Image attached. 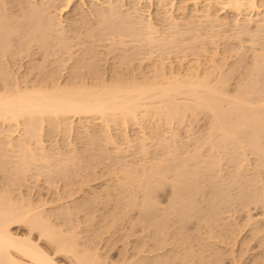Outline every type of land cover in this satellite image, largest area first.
<instances>
[{"label":"bare ground","instance_id":"1","mask_svg":"<svg viewBox=\"0 0 264 264\" xmlns=\"http://www.w3.org/2000/svg\"><path fill=\"white\" fill-rule=\"evenodd\" d=\"M10 1V0H9ZM18 1V4H20V7L19 8H17L16 10H14V9H11V10H13V11H11V14L13 15V17H19L20 18V16H19V14L21 13H19V11H22V12H24L23 13V15L27 18V21L26 22H28V21H30V19L29 18H32L31 20L33 21V23H31V24H29L28 23V25H31L32 27H33V29H34V27H36L37 25H41V24H44V25H46L47 26V29L48 30H51V31H53V30H55L52 34H55L56 33V35H53L55 38L57 37V38H59L62 42H64L63 41V39L65 38V36L63 37V35H64V33L66 32V29L64 30L63 28L65 27H69V26H63L62 25V22L60 21V20H57V22H54L55 21V19H57L56 18V16H51V15H48V11H49V7H50V5H52V4H54V1L53 0H20V2H19V0H17ZM17 1H16V3H17ZM60 1V0H59ZM62 1H64V0H62ZM66 1V3H67V5L69 4L68 2H69V0H65ZM70 1H72V0H70ZM97 1V0H96ZM107 1V0H106ZM105 1V2H106ZM119 1V0H118ZM117 0L114 2V0H108L106 3L104 2L103 4H105L104 6H102L101 7V11L100 10H98L99 12H98V17L97 18H99V19H103V20H101L99 23H97V25L98 26H100V28H101V25H104L105 24V27L107 26L106 24H110L108 21L114 16L115 18H120V19H122V21L121 22H123V21H125L126 22V20H130V18L132 17V19H135V17L136 16H139V17H136V18H138V20L137 19H135L136 21H135V23L138 25V27H135L134 29H135V32H137L136 31V29H138V28H140L141 29V31L142 30H144L145 32L143 33L144 34V36H143V39L145 40V42H147L148 44H149V47H150V43L151 44H153L154 46H155V49H156V47L158 46V45H160L161 46V44L163 43L164 45H166L167 43L166 42H169L170 43V45H171V43H174V44H179V43H176V40H178L179 42H180V40H179V38H182V37H184L187 33L190 35V31H192L191 30V28H193V26L194 25H192V23H193V21L195 20L194 18L196 17V18H198L200 21L204 18L208 23H209V25L211 26V28H212V30H213V27H214V31H215V28L217 27V26H219V25H225V24H228V25H231L230 27H229V29L231 30V27H233L235 30H236V32H238V35H239V37H243V36H240V35H247L248 34V38H245V39H248V40H250V37H252V35L254 36V38L255 39H257V37H256V35L258 34V37H259V34L261 35L263 32H264V1L263 0H187V1H191V3L193 2V5H194V7L192 8V5H191V7L190 8H192V11H190V12H192L191 14L192 15H189V18L187 19L186 18V20L184 21V25H180L181 26V28L180 29H178V23L176 22V20H175V18H176V16H174L173 14L174 13H172V11H170V8H173L172 7V5H174V4H172V0H157V4L155 5V6H157V9H164L163 10V12L165 11V14L167 15L166 16V18H165V16L163 17V18H165V19H163L164 20V22L165 21H167L168 22V25H165L166 27L165 28H167V26H169L168 27V30L170 29V28H174V27H176L175 29L176 30H172L170 33L168 32L167 33V31L168 30H166V33H164V34H162V33H159L160 32V30L162 29V28H164V27H162L161 26V29H159V27L157 26V24L158 23H160V22H158L157 24H155L156 22H157V20H156V22H154L149 16V14L150 13H147L149 16L148 17H144L145 16V14L146 13H144V16L143 15H139V14H141L139 11L141 10V11H143L142 10V8H140V6H143V5H141V2L143 1V0H129V2H131V4H132V7L130 8L129 6H125L126 8L127 7H129V8H127L126 10H125V8L124 9H122V4L120 5L119 3H121L122 1H124V0H120L119 2H118ZM151 1V0H150ZM170 1H172V2H170ZM176 1H178V0H176ZM175 1V2H176ZM180 1V0H179ZM178 1V2H179ZM15 2V0H13V2H11V3H14ZM53 2V3H52ZM56 2H58V1H56L55 0V3ZM61 2V1H60ZM94 2V1H93ZM156 2V1H155ZM178 2H177V4H178ZM182 2H186V1H182ZM7 3H10V2H6V0L4 1V0H0V11H3V13H4V11L5 12H8V10H7V8H8V5H7ZM96 3V2H95ZM118 3V4H117ZM190 3V2H189ZM17 4V5H18ZM25 4V5H24ZM129 4V3H128ZM143 4V3H142ZM180 4V3H179ZM178 4V5H179ZM185 4V3H184ZM188 4V3H187ZM6 5H7V7H6ZM13 5V4H12ZM16 5V6H17ZM55 5V4H54ZM54 5H52V6H54ZM169 5H171V6H169ZM178 5H175V6H177L178 7ZM221 6V10L223 11V12H225V11H230L229 12V14L231 13V12H233V15H234V17L231 19L230 18V15H229V18L231 19V20H228V21H223V19H221V16L219 15H217L216 14V10H214L213 11V9L214 8H216V7H218V6ZM64 7V5H61V6H59L60 7V9H62L63 7ZM66 6V5H65ZM101 6V5H100ZM100 6H96V7H100ZM124 6V5H123ZM170 8H169V7ZM185 5H183L182 6V8L184 7ZM187 6V5H186ZM11 7V6H10ZM15 7V6H14ZM18 7V6H17ZM58 7V6H57ZM62 7V8H61ZM180 7V6H179ZM6 8V9H5ZM12 8V7H11ZM182 8H181V10L178 8V10H180V11H182ZM185 9H186V7H184ZM60 9H59V13L58 14H60L61 13V11H60ZM95 9V8H94ZM97 9V8H96ZM217 9V8H216ZM7 10V11H6ZM125 10V11H124ZM176 10H177V8H176ZM187 10H189L188 8H187ZM191 10V9H190ZM217 10H219V9H217ZM93 11V10H92ZM157 11V10H156ZM159 11V10H158ZM179 11V16L181 17V15H182V13H183V11H182V13ZM186 11V10H185ZM185 11H184V13H185ZM221 11V12H222ZM95 12H97V11H95ZM159 12H161V11H159ZM170 12H171V14H170ZM176 12H178V11H176ZM175 12V13H176ZM188 12V11H187ZM189 12V13H190ZM3 13L2 12H0V18L2 19V15H3ZM10 13V11L8 12V15H6V16H11L12 17V15L11 14H9ZM53 13V15H56L54 12H52ZM93 13V12H92ZM92 13H91V15H92ZM181 13V14H180ZM184 13H183V15H184ZM84 14V13H83ZM93 14H96V13H93ZM160 14V13H159ZM23 15H22V18L21 19H23ZM101 16V18H100V16ZM156 15H157V13H156ZM176 15V14H175ZM177 15V17H179ZM225 16L226 15H228V14H224ZM94 16V15H93ZM96 16V15H95ZM94 16V17H95ZM108 16V17H107ZM141 16V17H140ZM147 16V15H146ZM158 17H160L159 15H157ZM10 17V18H11ZM11 18V21L14 19V18ZM94 17H92V18H94ZM110 17V19H107V18H109ZM153 17V16H152ZM175 17V18H174ZM179 17V18H180ZM186 17V16H185ZM220 17V18H219ZM228 17V16H227ZM232 17V16H231ZM7 18H9V17H5V19L7 20ZM82 18V17H81ZM85 18V17H84ZM88 18V17H87ZM115 18H113V21H114V19ZM179 18H176L177 19V21L179 20ZM222 18H224V17H222ZM16 19V18H15ZM25 19V18H24ZM22 20V24H24L23 26L21 25V21L20 22H18V20H16L21 26H22V28H24V33L26 32V30H28L27 28V25L25 26V24L26 23H23V22H25V20ZM29 19V20H28ZM96 19V18H95ZM120 19H118L119 20V25H120ZM126 19V20H125ZM162 19V18H161ZM185 19V18H184ZM225 19V18H224ZM81 20H83V18L81 19ZM86 20V19H85ZM89 20H90V18H89ZM88 20V21H89ZM112 20V19H111ZM128 20V22H130ZM159 20H160V18H159ZM181 20V19H180ZM183 20V19H182ZM8 21H10V20H7V23L9 24L10 22H8ZM15 21V22H16ZM73 21V20H72ZM84 21V20H83ZM96 21H97V19H96ZM96 21H95V23H96ZM99 21V20H98ZM97 21V22H98ZM113 21L111 22L112 24V26L111 27H113ZM197 21V20H196ZM200 21L198 22L199 24V26L201 27V23H203L202 21H201V23H200ZM14 22V23H15ZM31 22V21H30ZM115 22V21H114ZM118 22V21H117ZM116 22V23H117ZM125 22H123V23H125ZM162 22V21H161ZM182 22V21H181ZM17 23V24H18ZM88 23V22H87ZM93 22L91 21V24H92ZM95 23H93L94 25H95V27H93V30H94V28H97L96 27V24ZM127 23V22H126ZM132 23H133V21H132ZM166 23V22H165ZM164 23V24H165ZM206 23V22H205ZM4 24V22H3V19L2 20H0V37H1V40H3V38H2V35H3V37H4V35H7V32L10 34V31H6V32H4L5 34H2V27L4 26L3 25ZM13 24V23H12ZM12 24H9V30H10V27L11 26H13ZM16 24V23H15ZM14 25L15 27H17L18 25ZM71 24V23H70ZM74 24H75V22H74ZM73 24V25H74ZM80 24H82V23H80ZM90 24V25H91ZM92 24V25H93ZM118 24H115V26L116 25H118ZM122 24V23H121ZM128 24L129 23H127L126 25L128 26ZM161 24V23H160ZM159 24V25H160ZM167 24V23H166ZM5 25H6V22H5ZM66 25V24H65ZM82 25H84V23L82 24ZM88 25V28H85V30L86 29H90L89 28V24H87ZM91 25V26H92ZM125 24H122V25H120V27L122 26V28H123V26H124ZM132 25H134V23L132 24ZM163 25V24H162ZM192 25V26H191ZM195 25H197V24H195ZM14 26H13V28H14ZM21 26H18L17 27V29H15V31H17V30H19L20 28L19 27H21ZM76 26V25H75ZM81 26V25H80ZM203 26H204V29L203 30H208V28L206 27V29H205V26H207V24L206 25H204V23H203ZM216 26V27H215ZM8 26H6V28H7ZM32 27H30L29 26V28L31 29ZM78 27H79V25H78ZM84 27H85V25H84ZM83 27V28H84ZM87 27V26H86ZM105 27H103V28H101V32L103 31V32H105V30H106V28ZM119 27V26H118ZM117 27V28H118ZM128 27H130V28H132L131 27V22H130V24H129V26ZM134 27V26H133ZM195 27V26H194ZM198 27V26H197ZM224 27V26H223ZM227 27V26H226ZM254 27V28H253ZM26 28V29H25ZM36 28H38V26L36 27ZM45 29H46V27H44ZM100 28L98 29L97 28V30H95V31H93V30H91L90 29V31H88V32H90V33H92V32H96V31H100ZM105 28V29H104ZM114 29H115V27H113ZM142 28H144V29H142ZM219 28V27H218ZM225 28V27H224ZM8 29V28H7ZM6 29V30H7ZM33 29H32V32H34L33 31ZM69 29V31H70V27L68 28ZM73 29V28H72ZM71 29V30H72ZM78 29V28H77ZM81 29H82V26H81ZM103 29V30H102ZM111 30H112V28H110ZM110 29H107V30H110ZM119 29V28H118ZM125 31V34L126 35H128L127 33H126V30L128 29H126V26L123 28ZM210 29V28H209ZM229 29H227V30H229ZM21 30V29H20ZM20 30H19V32H20ZM35 30H37L38 31V29H35ZM41 30V29H40ZM74 30H75V27H74ZM85 30H84V32H85ZM106 30V31H107ZM130 30V29H129ZM128 30V31H129ZM131 30H133V29H131ZM130 30V31H131ZM139 30V29H138ZM165 29H163V32H165L164 31ZM195 30H196V27H195ZM195 30H193L194 32H196V31H199V30H201V29H198L197 28V30L195 31ZM217 30H219V29H217ZM22 31V32H23ZM36 31V32H37ZM42 31V30H41ZM44 31H46V30H44ZM51 31H50V33H51ZM80 31V27H79V30H78V32ZM113 31V30H112ZM210 31V30H209ZM210 31L211 33H212V35L213 36H211V38H214L215 39V35H216V37H217V34L219 35L220 33H219V31H221V30H219L218 31V33L215 31ZM262 31V32H261ZM11 32H12V30H11ZM22 32H20V33H22ZM43 32V31H42ZM73 31H71V33H72ZM75 32H76V30H75ZM82 32H83V30H82ZM82 32H80L81 33V35H83V33ZM86 32H87V30H86ZM115 32H117V34H118V30H116L115 29ZM115 32H113V34H111L110 36H112L113 37V35L114 34H116ZM121 32H123V31H121ZM134 32V31H133ZM132 31L130 32L131 34H130V36L132 35V38H133V34L135 35V33H133ZM162 32V31H161ZM194 32H193V35L195 36L197 33H199V32H196L195 34H194ZM209 32V34L211 35V33ZM213 32L214 33H217V34H213ZM233 32V31H232ZM231 32V33H232ZM235 32V31H234ZM233 32V33H234ZM257 32V33H256ZM259 32H261V33H259ZM24 33H22V36H23V34ZM45 33V32H44ZM77 33V32H76ZM76 33H73V34H76ZM98 33V32H97ZM97 33H94L93 35H95V34H97ZM105 33H107V32H105ZM111 33V32H110ZM138 33V32H137ZM201 33H203V31L201 32ZM224 32H222V34H223ZM229 33H230V31H229ZM239 33H242V34H239ZM255 33H256V35H255ZM8 34V35H9ZM12 34H15V32L13 33H11V36H12ZM26 34L27 33H25L24 34V36H26ZM41 34V33H40ZM47 34V33H46ZM52 34L51 35H49V33H48V35L49 36H47V37H51L52 36ZM67 34H70V32L68 33V30H67ZM79 34V33H78ZM99 34H100V32H99ZM98 34V35H99ZM116 34V35H117ZM139 34V33H138ZM137 34V39L139 38L140 39V34L138 35ZM188 34H187V36H188ZM208 33H206L205 32V35H209ZM237 34V33H236ZM6 36L7 37V39H5V42H7V40H10V39H12V38H9V37H11V36ZM16 35V34H15ZM15 35H13V36H15ZM21 35V34H20ZM28 35V34H27ZM80 35V34H79ZM79 35H75V37L76 36H78V38L77 39H80L79 37ZM84 35H85V33H84ZM93 35L92 34H90L89 35V37L91 36L92 38H93V40L95 39L94 37H93ZM107 36L109 35V34H106ZM106 35H104L103 34V38H104V36H106ZM118 35H120L119 36V38H122L121 37V33H119ZM125 35V36H126ZM193 35H191V36H193ZM199 35V34H198ZM197 35V36H198ZM200 35H202V34H200ZM224 35H225V33H224ZM229 35V37H230V35L231 34H228ZM227 35V36H228ZM235 35V34H234ZM238 35H236V37L238 36ZM245 35V36H246ZM263 35V34H262ZM24 36H23V38H24ZM51 37V38H48V39H50V41L49 40H47V41H49V42H53V40H55V39H53L54 37ZM69 36V35H68ZM100 36L101 37H99V38H102V33L100 34ZM115 36V35H114ZM124 36V38H130V36H127V37H125ZM141 36V37H142ZM186 36V37H187ZM196 36V37H197ZM221 36V35H220ZM220 36H218V37H220ZM223 36V35H222ZM5 37V38H6ZM16 37H18L17 35H16ZM36 37H39V36H36ZM47 37H46V39H47ZM86 37H88V35L86 36ZM96 37V39H95V42L96 43H98L96 40H97V35L95 36ZM135 37V36H134ZM185 37V39H187ZM188 37H190V36H188ZM195 37V39L197 40V38H198V40H199V36L196 38ZM201 37H204V34H203V36H201ZM200 37V38H201ZM208 36H206L205 37V39L204 40H207L206 38H207ZM224 37V36H223ZM223 37H221V38H223ZM234 37V36H233ZM235 37V38H236ZM262 37H264V35L262 36ZM261 36H260V38H262ZM32 38V37H31ZM34 38V37H33ZM71 38H74V37H71ZM85 38V37H84ZM83 38V39H84ZM92 38H90V40L92 39ZM102 38V39H103ZM208 38H210V36L208 37ZM226 38V37H225ZM238 38V37H237ZM254 38H252V39H254ZM259 38V39H260ZM15 39V38H14ZM17 39V38H16ZM36 39V38H35ZM38 39V38H37ZM39 39H41V38H39ZM38 39V41L40 42L41 40H39ZM51 39H52V41H51ZM105 39H106V37H105ZM105 39H103L104 41H105ZM112 40H113V38H111ZM123 39V38H122ZM122 39H120V40H122ZM126 39V40H127ZM135 40L134 41V39H133V43L134 42H136V41H139V40ZM143 39L142 40H140V44L141 43H143ZM193 39V41L195 40L194 38H192ZM203 39V38H202ZM220 39V38H219ZM219 39L218 38H216L215 40H217V41H219ZM228 39H230V38H227L226 40H228ZM244 39V38H243ZM244 39V41H246ZM264 39V38H263ZM13 40V39H12ZM18 41H25L26 39L24 38V39H22V40H20V38H18L17 39ZM29 40H30V43L29 44H26V45H28V47H29V45L31 44V41H33V40H31L30 38H29ZM29 40H27V42L29 41ZM43 40H44V37H43ZM59 40V41H60ZM68 40H69V38H68ZM68 40H67V42H66V39H65V42H66V45H69V43H70V41H72L71 39L69 40V42H68ZM87 40H89L88 38H87ZM86 40V41H87ZM110 39H109V36H108V39L106 40L107 42L109 41ZM112 40H111V42H112ZM115 40V39H114ZM114 40H113V42L112 43H114V44H116V42H114ZM129 40H131V38L129 39ZM182 40V39H181ZM184 40V39H183ZM181 41V43L180 44H182V42L184 43V45H186V42L188 43V41H190L191 39H189L188 41L186 40V42L185 41ZM197 40V41H198ZM209 40V39H208ZM210 40H212V39H210ZM220 40H222V39H220ZM225 40V39H224ZM223 40V41H224ZM225 40V41H226ZM238 40H240V45L241 44H243L244 42L241 40V39H238ZM247 40V41H248ZM258 40V39H257ZM17 41V44L19 43L20 44V42H18ZM36 41V40H35ZM38 41H36V42H38ZM56 41V40H55ZM58 40H57V44L59 45H57L56 44V42H53L52 44H56L55 45V47H56V50H57V52L59 51V49H57L58 47H60V51L59 52H61V49H62V47L64 48L65 46H63L62 45V42L60 41L59 42ZM92 41V40H91ZM98 41H102L101 39L100 40H98ZM105 41V42H106ZM124 41V40H123ZM142 41V42H141ZM193 41H190V42H192L193 43ZM200 41H201V39H200ZM212 41H214V40H212ZM212 41H211V43H212ZM222 41V42H223ZM241 41L243 42V43H241ZM254 41V40H253ZM8 42H10L11 43V41H8ZM7 42V44L8 45H6L5 43H4V41H3V43L5 44H3V45H0V82H2L1 84H0V135H1V133L3 134V133H5V131L4 130H7V132H8V134H3V135H5L6 137H8L7 135H10L12 132H15V130L17 131V134H16V136H18L17 138V140H16V138H13L12 136H10V137H12L13 139H15L16 140V144H13V142L15 141V140H13V139H11V140H13V142H10V140H8L9 139V137L8 138H6V142L7 141H9V147H8V142H7V144L6 143H3L2 142V140H4V139H2L1 140V137L3 138L4 136H2L1 135V137H0V142H2V143H0L1 144V146H3V147H5V146H7V149H14L15 147L17 148L18 147V152L17 151H13V152H17L18 153V155H16L17 153H15V155H14V157L16 158V160H17V162L15 163L14 161V163H10L8 166H7V163H8V161H7V163H6V161L4 160V159H6V160H9L8 158L10 157L11 158V156L9 155V157H5L4 158V156L6 155V156H8L7 154H6V150L5 149H3V148H1V146H0V148L2 149V151H3V153H1L2 155H3V157H2V155L0 154V156L2 157V158H4V159H2L1 161L3 162H5V164L6 165H4L3 166V164L1 165V162H0V165L3 167V168H0L1 170L3 169V171H7L8 172V170L7 169H9L8 167L11 165V166H13L12 168L10 167V169H9V173H10V171H11V169H12V171H11V173L12 172H14V173H12L13 174V176L14 177H12V174L10 173H7V172H5V173H7V174H9V175H7V176H11L12 178H19V176L20 175H25L27 172L29 173V172H31L32 170L31 169H33V167L34 166H32V165H35V166H38V165H40V163L42 164V165H46L45 163L46 162H51L52 161V157H55L54 155H56L57 153L56 152H58V150H57V148L60 146V145H56L57 143H55L53 140V142L55 143H53L54 145H52V147H53V149H54V147L56 148V149H54V151L53 150H51L52 152H55L56 150V152H55V154H52V153H50L51 151H50V149H48L49 148V146H48V144H47V148L45 147V140L43 141L42 139H44V138H41V135L44 133H42V129H45L44 128V125L43 124H47L48 123V125L49 126H56L57 125V127H60V132L61 131H66L64 134H61V136L63 135H65L67 132L68 133H72V132H74V127L76 128V122H74L75 121V119H74V117H77L78 119V121L81 123L82 121H81V118L82 119H84V121L85 120H87V125L86 126H84V128H83V130H81V132L83 131V132H89V130L87 129V126H88V122H89V119H91V118H95V119H98V121L99 122H101V123H99L98 124V126L101 124L102 125V127H100V129H97V132H96V135H97V133H98V131L99 130H101V128H103L104 127V134L106 133V142L107 143H111V145L112 144H114L113 146H114V148H112L113 149V152H112V154L114 155V153L115 154H119V155H121V156H123L124 154H123V152H124V150H123V144L121 143V144H118L119 143V140H118V138L121 136L120 134H118L117 136H119V137H117V140H118V142H116L115 140V138L116 137H114L113 135H111V134H109V133H107L108 132V130L110 129V125L111 126H114L112 123H114L115 124V126L117 127V125H125L124 127H127L128 125H127V123H129V122H132V124L134 125V124H136V125H140V124H143L142 126L144 127V126H146V124L147 123H149L151 120H153L154 119V116L156 117L155 118V120L156 119H162V118H164V120H163V124H166L167 125V128H171V122H172V120H179L178 122H180V120H182V118H184V114L186 113H190L192 110H195V109H201V111L203 110V112H204V110H205V112L207 113V114H209L208 115V117H209V119H210V122H209V125H207V127H208V132H207V134L208 135H210V137L208 136V137H206V136H204V138L206 137V138H209L210 140H211V142H212V139H218L217 140V142H220V140H222V142H220L219 144H220V146L222 145V144H226L227 142H225L226 140H228V139H230V140H228V143H229V145H228V143H227V145L228 146H230V144L232 145V146H234V148H236L235 146H237L238 144H240V139L239 138H241V136L243 135V137H244V139H243V137L241 138L242 139V141L244 140H246L245 142H246V146H245V144L244 145H242V144H240V145H238V146H241L242 147V149L240 148V151L241 152H245V151H243V146H245V148L247 147V148H251V150H253L252 148H254L255 147V149H254V151H252L253 153L254 152H256L257 153V151H255V150H258V153H257V157L260 159V160H262L261 161V164L263 165V161H264V82H263V78H260V76L264 73V71L263 70H261L260 71V69H264V67L262 68L261 66H263L264 65V56L262 55V53L264 54V45L262 46V43H258L259 42V40H258V42L257 41H254L255 43L257 42L258 44H256V45H258L259 46V48H256V50L253 48V45L254 46H256L255 45V43H253L252 44V40H250V41H248L249 43H251L249 46H250V48L252 49L253 48V50H255L253 53L255 54H253L252 52H251V54L252 55H254V57H250V59L249 60H251L252 58V61H249V63L248 64H251L252 63V65L253 66H250V65H248V66H250V67H248L247 66V68H246V70L249 68H251V69H253V68H255V69H253L255 72H257V73H255V74H257V77H258V75L260 74V76H259V78L258 79H256L257 77L255 76V75H253V74H251L252 72H254V71H250V72H245L244 73V75L245 74H247L246 76L247 77H249V78H246L247 80L248 79H251L252 78V75H253V78H255L257 81L259 80V79H263L262 80V82H263V88L261 87L262 85V82L259 80L258 81V84H257V82H255V80H250V82H247V81H245L244 83H246V84H251V86H250V84H249V86L251 87H247V89L245 88L246 86H245V84H244V86L241 88V89H239L241 86L239 85L240 83H237L236 82V86L234 87V88H236V87H238V85H239V87H238V91H236V89H234L233 91H231L232 93H229V91L227 90V86H225V84L228 82L227 80L229 79V75H231L233 72L232 71H234L235 69H236V67H237V65H239L240 64V61L241 62H244L246 59H244L245 58V56H243L244 58H242V56H241V59L239 58L240 56L239 55H242V53L240 54V53H237L238 54V58L237 59H240V61H238L237 62V60L235 61V62H232L233 63V65H234V70H233V68L232 69H230V70H228L229 68H231V67H233V65L231 66H229L228 68H222L223 66H224V62H222V61H224L223 59H220V61L221 62H219L218 60H219V57L216 59L219 63H223L222 64V66H221V64H219L217 61V64L215 65L214 64V60L215 59H213L214 57L213 56H211L210 54V60H212V66H214L215 65V67L214 68H222L223 70V74L222 75H226V74H224V70L225 69H227L229 72H228V74L226 75V76H228V79L226 78V79H224V76H222L221 75V71H218L219 72V74L220 75H218V76H222L221 78H223V79H220V78H218L220 81H218V80H215V81H218L219 83H221V85L223 84L222 82H224V84H223V86L221 87V86H218V85H220L219 83H218V85L216 86V85H213L214 83V81L212 80L211 82H212V84H211V82H210V80H209V78L207 79V77H209V76H206L205 74L207 73V74H211V73H208V71L206 72V71H204V69L202 68V69H200V67H201V65L199 64V63H202V62H199V63H197V59H198V57L196 58L195 56H194V58H196L195 59V65H197V64H199L198 65V69H197V71H204L205 73H204V76L202 75V77L198 74V73H192V69H191V67H193L194 65H193V63H191V62H193L192 60H185L186 62L187 61H191L190 63L193 65V66H191V67H188V68H190V69H188V68H185L183 65H181V63L180 62H182L183 61V57L185 58V56H183V57H181L182 58V61H180V59H179V61H178V63H179V65L180 66H183V71H184V68L185 69H187V71L186 72H183L182 73V71L180 72L179 71V66L176 68H174L173 67V65H175V64H173V62L169 65V62L167 61L166 63H168V69L163 65V63H161V70H165V69H167L166 71H164L163 73H161V75H159V72L158 71H156L157 70V68H159V66L157 65V67H156V65L155 64H157L158 62H155V64H153V66H152V69H153V67H155L156 69L154 70L153 69V72H152V69H150L151 70V72H152V74H154V71H155V74L157 73V75L155 76V78L153 77L152 78V80H151V75L152 74H150V79H144V78H146V76H144V75H146V74H144V73H142L141 71H143L142 69H141V67H140V69L141 70H139L140 71V74L141 75H143V76H141V77H143L142 78V80H148L147 82L145 81V82H141V78H140V76H139V74H138V70L137 69H134V65H133V63H131L132 64V69H133V72H134V70L137 72V74H138V77L140 78H132V77H137L135 74H134V76L133 75H131L132 77L131 78H129L130 80H133V81H129V79H128V77H130V76H128L127 74H125L127 71L125 70V69H123L124 71H126L125 73L123 72V70H122V74H123V78H125L124 76L126 75V77H127V79L126 80H128V81H126L125 79V81L123 80V78H121L120 76H122L120 73H118L117 71H119L120 70V67H119V69L118 70H116V68H115V63H114V67H112V65H110L113 69H111L110 70V72H113L112 70H116L115 71V73L117 72L118 74H120V76L116 73V75H118V78L120 77L121 79H122V81L120 80V78H119V81L118 80H114L113 79V73L111 74L112 75V79L110 80L109 78H108V76L106 77V78H108V79H104V77L102 76L103 74H101V75H99V76H102L101 78L98 76L97 77V75L96 74H88L89 76H91V77H93V76H95V78L97 79V78H100V79H102V80H96L95 81V79H94V77L93 78H90L89 79V76H88V79H87V77H83V78H81L80 80H75L74 78H76V76H73V75H75V74H73V75H71L70 76V74L69 73H71L72 74V72L69 70V73L67 72V70H66V72L68 73L67 75H69V77L68 78H63V79H61V76H60V71H59V69L61 70V67L63 66V69H66V67L64 68V66H66V64H65V62L66 61H63V63L65 64V65H63V63L61 62V67H60V65H59V69H58V71L56 70L57 68L56 67H58V66H56V67H53L54 66V63H56V62H58L57 61V59L56 58H54V57H52V58H54V59H56V61H53L54 59H50V58H48V59H50L51 60V63H52V61H53V65H51V67L52 68H56V69H52L51 68V70H53L55 73H51V74H48V71H51V70H49L48 69V71H45L46 72V74H48V75H44L47 79H45V80H41V78L40 79H38V78H36V79H38V81L37 82H35V80H34V78H32L31 77V82H27V80L26 81H24L27 77L26 76H28V75H26V74H21L22 76H25L26 78H24L23 77V82H22V84H21V81H19L18 80V77L16 78L15 76V78H13V77H11V78H13V79H11V81H10V75L11 74H15V72L13 71V73H11L12 71L11 70H9L10 68H8V70L9 71H11L10 73H9V71H8V73H9V75H8V73H6V71H5V68L7 67V65L11 62L12 64L14 63V62H12V59H15V58H17V57H15L16 56V54H14V56H10V54L9 55H6V57L7 56H10L9 57V59L10 58H12V57H14V58H12V59H10L11 61L9 62L8 61V64H6L5 65V67H4V64L5 63H3V62H7V61H5V60H3L2 58H3V56L5 55V53L6 52H8V50H10V48H13V47H11V46H13V44L14 43H16L15 42V40H14V43H12V45L10 44V43H8ZM13 42V41H12ZM21 42V43H22ZM26 42V41H25ZM80 42H82L83 43V40L82 41H80ZM80 42H77L76 43V45H73V46H77L78 47V45L77 44H79ZM90 42V41H89ZM111 42H110V44H111ZM124 42H126V41H124ZM131 42V41H130ZM131 42V43H132ZM162 42V43H161ZM196 42V41H195ZM202 42V41H201ZM201 42H197V43H201ZM204 42V41H203ZM210 42V41H209ZM216 41H214V43H215ZM220 42V41H219ZM221 42V43H222ZM0 43H2V42H0ZM24 43V42H23ZM35 43V42H34ZM46 43V42H45ZM59 43H61V44H59ZM85 43V42H84ZM101 43V42H100ZM137 43V42H136ZM139 43V42H138ZM137 43V44H138ZM155 43V44H154ZM166 43V44H165ZM169 43H168V45H169ZM192 43H190V44H192ZM25 44H23L24 45V47L26 46ZM36 44V43H35ZM43 43L41 42V44L40 45H42ZM51 44V45H52ZM99 44V43H98ZM109 44V45H110ZM113 44V45H114ZM123 44V46L121 45V47L123 48L124 47V43H122ZM129 45V41H128V43L126 42V44L125 45ZM139 44V45H140ZM146 44V43H145ZM162 44V45H163ZM189 44V43H188ZM193 44H196V43H193ZM202 44H204L205 45V43H201V45ZM218 44V43H217ZM220 44V43H219ZM218 44V45H219ZM23 45H19V48H20V50L22 49L20 46H22L23 47ZM39 45V46H40ZM53 45V46H54ZM62 45V46H61ZM65 45V44H64ZM71 45V44H70ZM69 45V46H70ZM112 44L110 45V47L112 48V46H113ZM134 45V44H133ZM133 45H131V46H133ZM138 45V46H139ZM152 45V46H153ZM157 45V46H156ZM163 45V46H164ZM169 45V46H170ZM201 45H200V47L199 48H201ZM218 45H215V44H213L212 43V46H218ZM222 45V44H221ZM18 47V45H16V44H14V47ZM30 46H32V45H30ZM47 46V45H46ZM49 47H51L50 46V44L48 45ZM58 46V47H57ZM73 46H71V48L73 47ZM82 46V45H81ZM106 46V45H105ZM108 46V45H107ZM118 46V43L116 44V47ZM135 46V45H134ZM143 46V45H142ZM146 46V45H145ZM167 46V45H166ZM166 46H165V48H166ZM169 46H167V49H168V47ZM181 46V48H183V45H180ZM189 46V45H188ZM188 46H186V47H188ZM198 46H199V44H198ZM243 46V45H242ZM252 46V47H251ZM257 46V47H258ZM260 46L262 47V51L260 50ZM10 47V48H9ZM49 47H47V48H49ZM55 47H52V48H50V50H52V49H55ZM83 47H84V45H83ZM85 47H87V46H85ZM141 47V45L139 46V48ZM144 47V46H143ZM146 47H148V45L146 46ZM149 47H148V50H149ZM178 47V46H177ZM190 48L192 47H194L193 49L194 50H197V48L195 49V47H196V45L194 46V45H192V46H189ZM202 47H204V46H202ZM215 47V53H216V51H218L217 50V48ZM222 47V46H221ZM221 47H220V49H221ZM19 48H18V52L20 51L19 50ZM26 48H27V46H26ZM44 49V46L43 47H39V51H41L40 49ZM68 48V47H67ZM71 48H70V50H71ZM80 48V47H79ZM92 48V47H91ZM107 48V47H106ZM111 48H109V49H111ZM118 48V47H117ZM120 48V47H119ZM129 48V47H128ZM134 47H132L131 48V51H132V49H133ZM135 48H137V47H135ZM136 49V50H134V51H138V52H142V51H140V49ZM158 48H160V47H158ZM161 48H164V47H162L161 46ZM158 49V50H160L159 52L160 53H162V49ZM169 48H171V47H169ZM173 48H174V46H173ZM185 48V47H184ZM212 48V47H211ZM214 48V47H213ZM224 48V47H223ZM240 48H244V47H241L240 46ZM15 49H17V48H15ZM25 48H23L22 49V51L24 50ZM80 49H82V48H80ZM85 49V48H84ZM108 49V48H107ZM113 49V48H112ZM116 49V48H115ZM114 49V50H115ZM121 49V48H120ZM125 49H127V47L125 46ZM143 49V48H142ZM141 49V50H142ZM147 48H145V49H143V50H146ZM152 49H154L153 47H152ZM151 49V50H152ZM166 49V51H168ZM172 49V48H171ZM170 49V50H171ZM186 49L187 48H185V51H186ZM189 49V48H188ZM202 49V48H201ZM200 49V50H201ZM207 49V48H206ZM205 48L203 49V50H205V51H203V53L204 52H206L207 50H206ZM219 49V50H220ZM225 49V48H224ZM224 49H222V50H224ZM49 50V49H48ZM55 50V51H56ZM62 50H66V48L65 49H62ZM69 50V49H68ZM68 50H66L67 52H68ZM69 50V51H70ZM83 50V49H82ZM91 52H93L92 51V49H85L82 53H86V51L87 52H89L90 53V51ZM93 50H94V48H93ZM122 50V49H121ZM120 50V51H121ZM150 50V52L149 51H147V52H149V53H147V54H149V55H154L155 54V52H156V50H153V51H151ZM165 50V49H164ZM173 50V49H172ZM177 50V49H176ZM178 50H180V48L178 49ZM177 50V51H178ZM182 50V49H181ZM199 50V49H198ZM226 50V49H225ZM259 52H258V51ZM11 51V50H10ZM15 52H17V50H14ZM25 51V50H24ZM54 53H53V56H55L54 54H55V51L54 50H52ZM109 51V50H108ZM112 51V50H111ZM123 51V50H122ZM126 51H129V49H127ZM133 51V52H134ZM145 51V52H146ZM166 51L164 52V53H166ZM173 51H175V48H174V50ZM210 51V50H209ZM214 51V50H213ZM221 51V50H220ZM258 52V53H260V52H262L261 54H257V53H255V52ZM44 52V51H43ZM42 52V53H43ZM56 52V54H58ZM64 52V51H63ZM62 52V53H63ZM72 52L73 51H71V55L70 54H68V56L67 57H69V58H73L74 56H73V54H72ZM94 52H95V50H94ZM93 52V53H94ZM124 52V51H123ZM144 52V51H143ZM158 52V54L156 53V57L159 55V59L158 60H160L161 58H163V56H161V58H160V53ZM208 52V51H207ZM206 52V53H207ZM239 52H241V51H239ZM11 53V52H10ZM22 52L20 51V54H21ZM35 53H37V52H35ZM34 53V54H35ZM41 53V59H42V56H46V55H48V54H46L45 55V53H47V51H45V53H44V55ZM49 53V52H48ZM51 53V52H50ZM74 53V52H73ZM81 52H79V54H80ZM84 53V54H85ZM88 53V54H89ZM96 53V52H95ZM94 53V55H93V57L92 58H94V56L96 55L97 56V53L95 54ZM121 52H119V55H121L120 54ZM125 53V52H124ZM124 53H122V54H124ZM132 53V52H131ZM154 53V54H153ZM169 53V54H168ZM170 53L171 52H167V56L168 55H170ZM202 53V52H201ZM200 53V54H201ZM202 53V54H203ZM12 54V53H11ZM19 54V55H20ZM84 54H80L79 56H81V55H83L82 56V59L84 60V59H86V55H85V58H83L84 57ZM135 53H133V55H134ZM137 54H139V53H137ZM140 54H142V55H144V57H142L143 59H145V57L147 58V59H145L147 62L149 61V58L150 57H153L154 58V56H150L149 57V55H147V54H145V53H140ZM197 54V53H196ZM201 54V55H202ZM208 54V53H207ZM217 54H219L218 52H217ZM216 54V55H217ZM127 55V53L126 54H124V56H123V59H124V57ZM136 55V54H135ZM162 55H163V53H162ZM165 55V54H164ZM199 55V54H198ZM204 55V54H203ZM202 55V56H203ZM215 55V56H216ZM71 56V57H70ZM77 56H78V54H77ZM87 56H89V55H87ZM130 56V55H129ZM139 56V55H138ZM149 58H148V57ZM207 57H208V55H206ZM260 56L263 58H261L260 59ZM48 57H51V56H49L48 55ZM76 57V56H75ZM117 57V56H116ZM116 57H114V58H116ZM121 57V56H120ZM127 57V56H126ZM125 57V59H124V62H125V60L126 59H128V58H126ZM132 57V56H131ZM131 57H129V59L131 58ZM134 57V56H133ZM165 57H166V55H165ZM170 57H172V56H170ZM201 57V56H200ZM199 57V58H200ZM213 57V58H212ZM217 57V56H216ZM215 57V58H216ZM5 58V57H4ZM46 58V59H45ZM43 60H41V61H43V63L41 62L40 64L39 63H37L38 62V60H36V59H33V62H34V60H35V62L37 63V64H39V65H36L37 67H38V69L41 71H39V70H37V71H39L40 73H42V71L44 70V68L46 67V64L44 63L45 62V60H47V56L45 57ZM77 58V57H76ZM79 58V57H78ZM90 58V57H89ZM89 58H87L88 60H91V58L89 59ZM122 58V57H121ZM121 58H118L120 61L119 62H121ZM140 59V60H142V61H144V62H146L145 60H143V59ZM168 58V57H167ZM212 58V59H211ZM6 59V58H5ZM17 59H19V57L17 58ZM129 59L126 61L127 63L129 62ZM171 59V58H170ZM169 58H168V60L169 61H172V60H170ZM7 60V59H6ZM50 60H49V62H50ZM66 60H68L67 58H66ZM75 60V59H74ZM80 60H81V58H80ZM80 60H79V65H80ZM88 60L86 61V63H88L89 65L90 64H95V62L94 63H89L88 62ZM131 60H132V58H131ZM155 60H156V58H155ZM154 60V61H155ZM166 59L164 58V61H165ZM177 60H178V58H177ZM177 60H176V62H177ZM201 60V59H200ZM206 61V59L205 58H203L202 59V61ZM207 60H209V57H208V59ZM13 61H15V63L16 62H18V60H13ZM32 61V60H31ZM78 61V60H77ZM92 61V60H91ZM96 61V60H95ZM151 61V60H150ZM260 61H262V62H260ZM32 62V63H33ZM48 62V68H50L49 67V63ZM73 62V61H72ZM81 62H85V60L84 61H81ZM116 62V61H115ZM125 62V63H126ZM141 62V61H140ZM175 62V63H176ZM189 62H187L186 64H185V66L188 64V66H189ZM236 62L237 63H239V64H237V65H235L236 64ZM247 62H248V60H247ZM251 62V63H250ZM31 63V62H30ZM35 63V64H36ZM58 63H60V62H58ZM67 63V62H66ZM76 63V66L75 67H77V63L78 62H75ZM96 63H98V62H96ZM117 63V62H116ZM126 63V64H127ZM152 63H153V59H152V62H151V64L150 63H148V64H150V65H152ZM183 63V62H182ZM263 65H262V64ZM11 64V65H12ZM17 64V63H16ZM15 64V65H16ZM82 64V63H81ZM85 65V64H83V65H85V66H89V65ZM100 63H98V65H99ZM117 64H119V63H117ZM117 64H116V67H117ZM123 64V63H122ZM131 64H130V66H131ZM141 64V63H140ZM145 64V63H144ZM159 64V63H158ZM173 64V65H172ZM177 64V63H176ZM218 64H219V67H218ZM14 65V64H13ZM56 65V64H55ZM73 65H75L74 63H73ZM83 65H80L81 67L83 66ZM124 65V64H123ZM147 65V64H146ZM150 65L149 66H147V67H149L150 68ZM155 65V66H154ZM33 66V67H32ZM34 64L33 65H30V67L31 68H34ZM80 66H78L79 68H81ZM92 66V65H91ZM93 66H96V65H93ZM92 66V67H93ZM109 66V67H110ZM135 66H137L136 64H135ZM175 66H177V65H175ZM217 66V67H216ZM226 66V65H225ZM28 67V66H27ZM71 67V66H70ZM75 67H73L74 69L73 70H75V69H77V68H75ZM84 67V66H83ZM83 67L80 69V71L81 72H83ZM97 67V66H96ZM96 67H93L94 69L96 68ZM102 66H100V68H101ZM123 67H125V66H122L121 68H123ZM127 67H129V65H127ZM138 67V66H137ZM261 67V68H260ZM47 68V67H46ZM68 68V67H67ZM72 68V67H71ZM71 68H68V69H71ZM78 68V69H79ZM85 69H86V71H88V70H90L91 68H89V69H87L86 67H84ZM92 68V69H93ZM99 68V67H98ZM104 68V67H103ZM115 68V69H114ZM136 68V67H135ZM148 68V69H149ZM182 68V67H181ZM258 68V69H257ZM7 69V68H6ZM26 69H29V67L28 68H26ZM93 69V70H94ZM109 69V68H108ZM139 69V68H138ZM194 69V68H193ZM217 69V70H218ZM250 69V70H251ZM46 70V69H45ZM72 70V69H71ZM98 70V69H97ZM101 70V69H100ZM106 70V69H105ZM181 70V69H180ZM206 70V69H205ZM219 70H221V69H219ZM226 70V71H227ZM257 70H259V71H257ZM29 72L28 73H30V72H32V70L30 71V69L28 70ZM52 71V72H53ZM63 71V70H62ZM61 71V72H62ZM79 70L77 71L76 70V72L77 73H79L80 72ZM130 71V70H129ZM190 71V72H189ZM45 72L43 71V73L45 74ZM80 72V73H81ZM90 72V71H89ZM89 72H87V73H89ZM96 72V70H94V73ZM99 72V70L96 72V73H98ZM103 72H106V71H103ZM132 72V70L129 72L130 74H133V73H131ZM144 72V71H143ZM221 72V73H220ZM25 73H27L26 71H25ZM56 73H60L59 75L58 74H56ZM76 73V74H77ZM79 73V74H80ZM83 73H85V70H84V72ZM91 73V72H90ZM93 73V72H92ZM102 73V72H101ZM128 73V72H127ZM259 73V74H258ZM17 74V73H16ZM19 74V78H21L20 76V73H18ZM17 74V75H18ZM31 74V73H30ZM34 74H35V72H34ZM56 74V75H55ZM99 74V73H98ZM105 74V73H104ZM107 74H108V72H107ZM125 74V75H124ZM250 74V75H249ZM36 76H37V74H35ZM35 75L33 76V77H35ZM39 75V74H38ZM40 75H42V74H40ZM67 75H64V76H67ZM83 76L85 75H87L86 73L85 74H82ZM148 75V74H147ZM212 75V74H211ZM12 76V75H11ZM43 76V75H42ZM80 75H78V77H79ZM110 76V75H109ZM149 76V75H148ZM246 76H244V77H241L240 78V80H238V82L240 81L241 82V79L244 81V80H246L245 79V77ZM255 76V77H254ZM264 76V74L261 76V77H263ZM7 77H8V79H7ZM63 77V76H62ZM78 77H77V79H78ZM81 77V76H80ZM79 77V78H80ZM114 77H115V75H114ZM211 77V76H210ZM43 78V77H42ZM117 77L115 78V79H118ZM27 79H30V77H28ZM137 80L138 79V81H140V82H138V81H134V80ZM210 79H212V77L210 78ZM2 80V81H1ZM8 81V82H7ZM254 83H256L258 86H260V88L258 89H254L253 88V82ZM259 82H261V84H259ZM217 83V82H216ZM228 84V83H227ZM226 84V85H227ZM241 84H242V82H241ZM257 85H255V86H257ZM254 86V87H255ZM221 87V88H220ZM224 87H226V88H224ZM223 88V89H222ZM244 88V89H243ZM256 88V87H255ZM224 90H226L227 91V93L229 94H227ZM261 90H262V92H261ZM237 93H236V92ZM251 93L253 94V95H251ZM231 94V95H230ZM232 94H236V95H232ZM258 94H259V97H258ZM263 94V97L261 96ZM251 95V98H253L252 96H254L255 97V100H251V98L249 97ZM181 97V100L180 101H182V102H179V98ZM256 97H258V98H256ZM187 99H190V100H187ZM185 100H187V101H189V103L191 102V101H194L192 104L190 103H188L187 101L185 102ZM189 110H190V112H189ZM188 111V112H187ZM194 112H196V111H194ZM198 112H200V111H198ZM150 114V115H149ZM152 114H155L152 118H150V120H149V116H151ZM186 114H185V116H186ZM190 114H192V113H190ZM194 114V113H193ZM149 115V116H148ZM182 115H183V117H182ZM182 117V118H181ZM181 118V119H180ZM208 119V120H209ZM76 120V121H77ZM92 120V119H91ZM77 121V122H78ZM148 121V122H147ZM165 121V122H164ZM43 122H46V123H43ZM53 122H55L56 124H54ZM144 122H147L145 125H144ZM177 122V121H176ZM51 125H50V124ZM52 123L54 124V125H52ZM84 123V122H83ZM83 123H81V124H83ZM98 123V122H97ZM96 123V124H97ZM174 123V122H173ZM208 123V122H207ZM80 124V125H81ZM161 124H162V122L160 121V124L158 125V126H161ZM79 127H80V125L79 124H77ZM92 125V124H91ZM119 125V126H120ZM165 125V126H166ZM94 126L96 127L97 125H93V127H91V130L94 128ZM97 126V127H98ZM141 125L139 126V127H142ZM154 126H156L157 127V125H154ZM45 127H46V125H45ZM48 127V126H47ZM4 128V129H3ZM6 128V129H5ZM14 128H16V129H14ZM78 128V127H77ZM76 128V129H77ZM88 128H89V126H88ZM111 128H113V127H111ZM118 128V127H117ZM121 128V127H120ZM120 128H118L119 130H121V132H123L122 131V128L120 129ZM146 127H144L143 128V130L145 129ZM161 128V127H160ZM3 129V130H2ZM59 129V128H58ZM72 129H73V131H72ZM78 129H80V128H78ZM82 129V128H81ZM114 129V128H113ZM116 129V128H115ZM117 129V130H118ZM142 129V128H141ZM153 129V128H152ZM155 130H156V128H154ZM153 129V130H154ZM90 130V131H91ZM124 130V129H123ZM143 130H141V131H143ZM152 130V131H153ZM154 130V131H155ZM158 130V129H157ZM43 131H45V130H43ZM71 131V132H70ZM75 131H78V130H75ZM162 131H164L163 129H162ZM162 131H160V132H162ZM174 131V130H173ZM62 132V133H63ZM80 132V131H79ZM82 132V134H79L80 136L81 135H84L85 133H83ZM94 132H95V129H94ZM93 132V130H92V133L91 134H93L94 133ZM112 132V131H111ZM114 132H115V130H114ZM117 132H119V131H117ZM120 132V133H121ZM158 132V131H157ZM157 132H151L152 134H151V136L153 135V134H156ZM159 132V133H160ZM176 132V131H175ZM76 132H74V134H75ZM86 133V134H87ZM102 133V132H101ZM113 133V132H112ZM164 133V135H161V136H159V134H158V137L156 136V135H153V138L154 137H157V139L159 138L160 139V137H163V138H165V132H162V134ZM170 133H172L171 134V137L172 138H170V139H172V140H174L175 138H176V135H178L177 134V132H176V134L174 135L173 133L174 132H171L170 131ZM45 134H47V133H45ZM45 134H44V136H45ZM78 134L76 135L77 137H79L78 136ZM90 133H88V135H89ZM103 134V133H102ZM117 134V133H116ZM123 134H126L125 132L123 133ZM146 134V133H145ZM144 134V132H143V137H141V139H145V140H147L148 139V137L150 136V134H149V136H148V134H147V136ZM161 134V133H160ZM47 135H49V134H47ZM73 135V134H72ZM94 135V134H93ZM96 135H94L93 137H91V138H93L94 139V137L96 136ZM99 135V134H98ZM97 135V136H98ZM129 135V134H128ZM128 135H124L123 137H124V142L127 144V142L128 143H130L129 141H131V140H134L135 139V137H134V139H131V136H130V138L128 137ZM140 135V136H141ZM145 135V136H144ZM15 136V137H16ZM67 136H70V134L68 135L67 134ZM90 136H92V135H89L88 137H90ZM101 136V135H100ZM43 137V136H42ZM65 137H66V135H65ZM64 137V138H65ZM70 137H72V136H70ZM75 137V136H74ZM82 137H84V136H82ZM81 137V138H82ZM103 137V136H102ZM122 137V136H121ZM139 137V136H138ZM137 137V138H138ZM178 137V136H177ZM211 137H213V138H211ZM247 139H246V138ZM63 138V137H62ZM85 138H87L86 137V135H85ZM163 138H161V140L163 139ZM206 138H205V141L206 142H208V144L210 145V142H209V139H207L206 140ZM261 138L263 139L262 140V142H263V144H262V146L263 147H261V144L259 145V142L260 143H262L261 142ZM69 139V138H68ZM67 139V137H66V139L65 140H68ZM70 139H73V138H70ZM77 139H79V142H80V137L79 138H77ZM83 140H85L84 138H82ZM87 139H89V138H87ZM96 139H98V138H96ZM96 139H94V140H92L93 142H91L90 143V145H81V146H84L83 148L85 149V150H87L88 148H85V147H89V146H91V144L92 143H94V142H96V144H98L99 145V143H97V141H99V140H97L96 141ZM103 140H104V138H102ZM139 139V138H138ZM138 139H136V140H138ZM155 139V138H154ZM157 139H155V140H157ZM65 140H63V141H65ZM82 140V141H83ZM144 140V141H145ZM152 141H153V139H151ZM154 140V142H157V141H155ZM161 140H159V142L160 143H162L163 144V142L164 141H166L165 139H164V141L163 142H161ZM179 140V139H178ZM216 140H213V142L215 141L216 142ZM231 140H232V142L233 143H231ZM90 140H85L84 142H89ZM102 141V140H101ZM170 141V140H169ZM167 142V144H166V146H167V148L168 147H170L171 146V148L168 150V152H169V155H168V152H166L167 151V149L166 150H164V152H165V155L166 156H170L171 157V155L173 154H176V152L179 150V152L181 151V152H183V153H181V155L183 156V154L185 155V156H183L184 158L182 159L183 161H184V159L186 158V159H189V161H195V163L193 164L192 162H189L188 160V162L189 163H187V164H184L185 162H187L186 160L184 161V163H182L183 161L180 159V158H182L181 157V155H180V158H178L177 159V157H176V155H178V154H176V155H174L175 157H173V160L172 159H170V157H169V160H171L170 162H172L171 164L173 165L175 162H176V160H179V161H177V164L175 163V165H173L172 167H170L171 165H169L170 164V162L168 163V161L169 160H167V162L164 160H160L159 162L160 163H158V162H156V163H158L157 165H155L156 163H154V157H152V159L154 160H152V159H150V160H152V163L153 164H150L151 163V161L149 160L147 163H149L148 165V168H149V170H148V168H146V169H143L144 168V166H142V168H141V165H139L140 166V168L142 169V171H143V173L141 174L139 171H137V172H139L140 174H136L137 172H136V170H140V168H137V166H138V163L140 164L141 162H139V161H137L136 160V163H137V166H135V168H136V170H134L135 168H132V166L131 165H136V163H134V161H133V164L131 163L130 164V162L128 161V163L130 164V166L128 165L127 166V168H123L122 169V171H121V174H122V176H121V178H120V180L121 179H123L122 181H120V180H118L119 181V186H120V188H117V189H119V191H117L118 193H117V195H118V197H120L119 199H118V197H116L117 195H116V191H114L115 189H113V191L115 192V194H111V195H114L113 197H115V198H113V199H116V201H114V203H116L117 202V206H118V204H119V206L118 207H120V203L121 202H125V207L127 208V209H123L125 212V214H127L128 213V211H129V209L128 208H130V209H133V208H138L137 210H139V217H140V219H141V221L140 220H135L136 222L137 221H140V222H143L144 221V219L146 220V216L148 215H151V216H149L148 218H147V222L149 223L148 224V227H152V229H153V231L151 230V228H150V230L152 231H150V233L149 234H154V235H156V234H162V236H163V238H161V236H158L157 237V239L158 238H160L161 239V241H160V239H158V241H157V239H156V236H154V235H152L151 237H152V239L150 240L149 239V241H154V239H153V237H155V240H156V242H162V240L165 238V240H167L166 238L167 237H170L172 234H173V236L175 235L174 233H176L177 235H175V236H178V234L181 232V230L182 229H180L181 227L180 226H182L183 228H184V226H183V224H181V223H183V222H185L186 221V223L188 222V220L190 219V217H194L195 215H197L195 212L193 213V211H194V209L195 210H197V206L196 205H198V210H201L202 209V207L204 208V207H206V209L204 208V210L202 211V212H205V210H206V212H207V210L209 209V210H211V209H214L213 207L214 206H212V204L210 205L212 208H207V206H203L202 205V203H201V205L202 206H199V203L198 202H201V201H198V202H195V201H197V200H195L194 199V201H193V197L195 196V194H197V193H199L200 192V187H202V186H204L205 185V183H209V185L208 186H210V184H211V186L210 187H208V188H210V192L212 193L211 195H213V194H216L215 192H212V187H214V186H212L213 185V183H211V182H208V181H212V180H209L208 178H206V176H207V174H206V172L205 171H203L202 169H205V168H203V167H206V164H207V167H206V169H209V171H211V170H213V171H211V172H208V170H206L208 173H211V174H213L214 175V177L211 175V174H208L209 176H207V177H209V178H211L212 177V179L214 180V178H218V176H219V174H218V169L221 167V166H219L218 165V163H216L217 162V160H219V159H221L222 158V156H221V158L219 157H217V156H214V155H212V156H214V157H217V159H216V162H215V158L214 157H211V156H209V158L212 160V158L214 159V160H212V161H210V160H207V161H210L209 163L205 160V158H207V156L209 155V152L205 155V157L203 156L204 154L203 153H201V154H203V155H201V154H199V153H196L194 150H196L195 148L193 149V152H195L196 153V155L197 154H199V158L200 159H204V161H202V160H200L198 157H196V158H193V155H191V156H189V153L191 154L192 153V151L191 152H188L189 150H184V148H182V149H179V147H184V145L182 144L183 142H180V145H182V146H180L179 144V146H177L176 144L174 145L173 144V142L171 143V141L170 142ZM198 141H200V140H198ZM230 141V142H229ZM243 141V142H244ZM248 141V142H247ZM57 142V141H56ZM73 141H71L70 143L71 144H73L72 143ZM103 142H105V141H103ZM123 142V143H124ZM143 141H140V142H138V143H142ZM151 142V141H150ZM154 142H151V144H153ZM178 142V143H179ZM212 142V143H213ZM214 142V143H215ZM215 143V144H217L218 145V147H219V144L218 143ZM68 143V142H67ZM66 143V144H67ZM70 143H68L69 145H70ZM144 143H146V141L144 142ZM165 143V142H164ZM169 143V144H168ZM199 143L200 142H198V145H199ZM212 143H211V145H212ZM222 143V144H221ZM242 143V142H241ZM249 143V145H251L250 147H248L247 146V144ZM12 144H13V146H15V147H11L12 146ZM51 144V143H50ZM59 144V143H58ZM65 144V143H64ZM67 144V147L69 146ZM85 144H87V143H85ZM95 144V143H94ZM148 144V143H147ZM157 145V143H154V145ZM161 144V145H162ZM201 144V143H200ZM236 144V145H235ZM34 145V146H33ZM107 145L108 144H106V146H104L103 145V147L104 148H106L107 147ZM128 145V144H127ZM146 144H144V145H142L141 144V147L142 148H145V151H146V148L147 147H144ZM150 144H148V146H149ZM155 145V146H156ZM159 145V144H158ZM157 145V146H158ZM161 145H159V146H161ZM211 145H210V147H211ZM224 145H222V146H224ZM227 145H225L226 147H227ZM66 146V145H65ZM65 146H64V148H65ZM102 146V145H101ZM147 146V145H146ZM152 146V145H151ZM153 147L154 148V150H156L157 149V146L156 147ZM163 146V145H162ZM161 146V147H162ZM200 146L201 145H199V146H197V147H199L200 148ZM212 146H214V145H212ZM216 146V145H215ZM214 146V147H215ZM225 146L223 147V149L225 148ZM232 146H231V150H232ZM254 146V147H253ZM50 147H51V145H50ZM66 147V149H68ZM71 147H72V149H68L69 150V153H66L65 154V157H62V156H64V155H62L63 153H59L60 151H61V149L63 150L64 148H61V149H59L60 151L58 152V155H60V157L57 155V159H56V161H58L59 159H60V162L59 163H61V162H63V163H61V165H59V166H61L62 167V170H59L58 172L57 171H55V170H58V169H55V167L57 166H55V164H56V162H53V163H55L53 166H51L50 167V165L48 164L46 167L47 168H49V170L51 169V171L52 170H54L52 173H50L51 171H47V173H49V174H54V175H52V180H54V178H56V176H57V174L58 175H62V173H60V171H62V172H64L65 173V171H66V167H67V169L69 168V170H70V167H73V166H75L74 168H77V166H76V164H79V166L81 167V165H80V163L82 164V162L83 161H81L80 163H78L80 160H81V158H82V160L85 158L83 155H86V157H87V155H89V154H84L86 151L85 150H83L82 148H80L81 150H83V154L79 157L78 156V154H79V150H77L78 148V146L76 147V145L74 146V148H73V146L71 145ZM75 147H76V149H75ZM80 147V146H79ZM93 147H94V145H92V147L90 148L91 149V151L93 150ZM125 147V146H124ZM213 147V148H214ZM217 147V146H216ZM217 147V148H218ZM165 148V147H164ZM163 148V149H164ZM198 148V149H199ZM220 148V147H219ZM233 148V149H234ZM239 148V147H238ZM65 149V150H66ZM101 148H99V150H100ZM103 149V148H102ZM100 150L99 152H100V154L99 155H101V152H104V150ZM161 149V148H160ZM197 149V150H198ZM211 149H212V147H211ZM237 149V148H236ZM14 150H16V149H14ZM49 150V151H48ZM71 150V151H70ZM107 150V149H106ZM106 150H105V153L107 154V152L109 153V149L107 150V152H106ZM111 150V149H110ZM142 150V149H141ZM151 150H153L152 148H151ZM177 150V151H176ZM226 150H228V147H227V149L225 148V151ZM235 150V149H234ZM233 150V151H234ZM238 151H239V149H237ZM235 151L236 153L238 152V151ZM245 150V149H244ZM67 151V150H66ZM65 151V152H66ZM87 151H89L88 153H90V150L88 149ZM144 151V152H145ZM184 151H187V153L185 152L184 153ZM209 151V150H208ZM212 151V150H211ZM211 151H210V154H211ZM215 151V150H214ZM220 151H222V149H220ZM219 151V152H220ZM247 151V150H246ZM62 152V151H61ZM63 152H64V150H63ZM64 152V153H65ZM82 152V151H81ZM93 152V151H92ZM125 152H126V150H125ZM142 152V151H141ZM154 152V151H153ZM213 152V151H212ZM218 151H217V153H219ZM228 152L229 151H227V152H225L226 154H227V156H226V154L224 153V151L222 152V153H224L225 155H224V157L226 156V157H228L227 159H226V161L229 159V158H231V157H229L228 156ZM248 152V151H247ZM247 152H246V154H247ZM4 153H5V155H4ZM87 153V152H86ZM147 152H145V154H146ZM148 153H149V151H148ZM171 153V154H170ZM214 153V152H213ZM212 153V154H213ZM216 153V152H215ZM214 153V154H215ZM216 153V154H217ZM222 153H220V154H222ZM230 153V152H229ZM232 153V152H231ZM231 153H230V155H231ZM256 153H254L255 155H256ZM96 154V153H95ZM103 154V153H102ZM123 154V155H122ZM129 154V153H128ZM144 154V155H145ZM151 154V153H150ZM193 154V153H192ZM239 154V153H238ZM238 154H234L233 153V155L235 156V155H237V158L235 157V159H237V163L238 162H243L244 160H242V161H240V159H239V156H238ZM92 157L94 156L92 153L90 154ZM104 156H105V154H103ZM103 155H101L102 157H103ZM109 156H110V153L108 154ZM108 155H107V159H112V158H109L108 157ZM129 155H132V154H129ZM172 155V156H173ZM195 154H194V157L196 156ZM202 157H204V158H202ZM243 155V154H242ZM244 155H245V153H244ZM243 155V156H244ZM248 155V154H247ZM247 155L245 156V157H242V158H244L245 159V161H246V157H247ZM260 157H259V156ZM18 156V157H17ZM90 156V157H91ZM95 156H97V155H95ZM100 156V157H101ZM116 156V155H115ZM142 156V155H141ZM146 156V155H145ZM142 156V159H139V160H144L145 159V161L146 160H148L146 157H148V156H150V155H148V156ZM166 156H164V157H166ZM0 157V158H1ZM13 157V156H12ZM14 157L13 158H11L12 160H14ZM78 157H79V159H78ZM90 157H89V160H91V161H93L94 162V160H92V159H90ZM98 157V156H97ZM100 157H98V158H100ZM112 157V156H111ZM143 157H145V158H143ZM150 157V158H151ZM163 157V159H165ZM179 157V156H178ZM189 157H191L192 158V160H190V158ZM223 157V158H224ZM59 158V159H58ZM116 157H114V159H115ZM121 160H120V159ZM119 158H116V159H118L119 160V162L120 161H124V159L123 158H121V157H119ZM138 158V157H137ZM161 158V156H159L158 157V159H157V157H155V159L156 160H159ZM167 159H168V157H166ZM176 160H175V159ZM208 158V159H209ZM222 158V159H223ZM241 158V157H240ZM249 158V157H248ZM262 158V159H261ZM10 159V160H11ZM55 159V158H54ZM79 161H78V160ZM88 159V158H87ZM93 159H95V157H93ZM97 159V158H96ZM95 159V160H96ZM104 159H106V156H105V158L103 157V160ZM115 159V160H116ZM126 159V158H125ZM131 159L132 160H134L135 158H132L131 157ZM198 160V161H196V160ZM221 159V160H222ZM233 159V158H232ZM234 159V160H235ZM238 159H239V161H238ZM9 160V161H10ZM11 160V161H12ZM88 160V161H89ZM100 160V159H99ZM101 160H102V158H101ZM113 160V159H112ZM114 160V161H115ZM131 160V161H132ZM201 162H200V161ZM234 160H232L231 162L232 163H235V164H230V167L229 168H231V166H232V169H233V171L231 172V170H230V172L229 173H231V174H229L231 177H230V180H231V178L233 177V178H235L234 176V174H235V172H236V174L237 173H239L238 171H235V169L236 170H238L237 168H235L234 169V166L236 167V161L234 162ZM260 160H258V161H260ZM54 161V160H53ZM74 161H76L75 163L76 164H73L74 163ZM78 161V162H77ZM85 161V160H84ZM88 161L86 160V162L84 163L86 166H87V172H88V165L90 164V163H88ZM111 162L112 163V165L115 163V162ZM125 161H127V160H125ZM174 161V162H173ZM250 161V160H249ZM248 161V162H249ZM45 162V163H44ZM90 162V161H89ZM99 161H96L95 163H98ZM163 162V163H162ZM165 162L168 164H165ZM180 162V163H179ZM197 162V163H196ZM204 162V163H203ZM207 162V163H206ZM220 162L221 161H219V164H220ZM223 162H224V159H223ZM228 162H229V160H228ZM228 162H226L227 163V165H225L224 164V167L226 166H228ZM44 163V164H43ZM52 162H51V165L53 164ZM58 162H57V164H59ZM69 163L70 164H72L70 167H68V165H69ZM111 163H109V164H111ZM122 162H120V164H121ZM124 163H126V162H124ZM144 163V162H143ZM146 163V162H145ZM146 163V164H147ZM192 163V164H191ZM225 163V162H224ZM244 163V162H243ZM242 163V164H243ZM246 163H247V161H246ZM258 163H260V162H258ZM256 164L255 166H256V168H253V170L255 169H257V165H260V164ZM16 164V165H15ZM84 164H83V166H84ZM88 164V165H87ZM92 165H93V163H91ZM109 164H108V166H109ZM123 164V163H122ZM121 164V165H122ZM146 164H142V165H146ZM165 164V165H164ZM190 164H191V166H193V167H190ZM203 164H205V165H203ZM214 164H216L215 165V167L214 166H211V165H214ZM223 164V163H222ZM241 163H240V165H242ZM249 164V163H248ZM247 164V165H248ZM15 165V166H14ZM41 165V166H42ZM95 165V164H94ZM126 165V164H125ZM152 165V167H150ZM154 165V166H153ZM203 165V167H202V169H201V166ZM221 165V164H220ZM238 165H239V163H238ZM5 166H7L6 168L7 169H5L4 170V168H5ZM31 166H32V168H31ZM49 166V167H48ZM64 166V167H63ZM78 166V167H79ZM85 166V167H86ZM91 166V165H90ZM111 166V165H110ZM115 166L116 165H113V167L115 168ZM189 166V167H188ZM200 166V167H199ZM209 166H211V169L209 168ZM243 166V165H242ZM244 166H245V164H244ZM14 167H15V169H14ZM38 167H40V166H38ZM80 167H79V169H80ZM84 167V169H86ZM94 167V166H93ZM122 167H124V165L122 166ZM131 167V168H130ZM134 167V166H133ZM147 167V166H146ZM179 167H181V168H186V169H183V170H181L183 173H181L180 172V170L178 169ZM188 167V168H187ZM212 167H214L213 169H212ZM218 167V168H217ZM222 167H223V165H222ZM35 169H36V167H34ZM46 168V169H47ZM54 168V169H53ZM57 168H58V166H57ZM63 168L65 169V171L63 170ZM74 168H72V169H74ZM83 167H81V169H82ZM121 168V167H120ZM120 168H117L116 167V169L117 170H119ZM173 168H175L176 169V171H175V169H173ZM180 168V169H181ZM194 169V170H191V169ZM247 168H248V166H247ZM35 169H33V172L34 173H36V171L37 170H39V168L37 169V170H35ZM59 169H61V168H59ZM71 169V170H72ZM78 169V168H77ZM76 169V170H77ZM78 169V170H79ZM177 169H178V172H180V174H178V172H177ZM190 169V170H189ZM196 169V170H195ZM222 169H225V168H222ZM246 169V168H245ZM251 169V168H250ZM249 169V170H250ZM258 169H260L259 167H258ZM14 170V171H13ZM30 170V171H29ZM43 171L44 169H41L40 168V171ZM75 170V169H74ZM73 170V171H74ZM83 170V169H82ZM81 170V171H82ZM121 170V169H120ZM172 170H174L173 172H172ZM205 172V174H203V172ZM219 170H221V169H219ZM247 170V169H246ZM246 170L244 171V168H240V173L241 172H245L246 174H247V172H246ZM262 170L263 169H261V172H262ZM26 171V173L25 174H23L24 172ZM40 171H37L38 172V176H41L40 174H41V172ZM44 171H46V170H44ZM71 171L72 172V174L73 173H75L76 171ZM84 171V170H83ZM82 171V172H83ZM148 171L150 172V173H148ZM186 171V172H185ZM226 171V170H225ZM248 171V170H247ZM260 170H258V172H259ZM55 172H57V173H55ZM70 171H68L67 170V172L66 173H71ZM77 172H80V171H77ZM76 172V173H77ZM82 172H80V173H82ZM117 171H115V173H116ZM133 172L135 173L134 174V177H132L133 175ZM170 172H171V174L173 175V178H174V176H176L174 179H171L172 178V175L170 174ZM184 172H185V174L187 173V178L188 179H190V180H188V179H186V180H188L187 181V183H190V181H192V179L194 178V177H196V176H193L194 174L195 175H198L197 176V178H200V180H204V179H201V177L203 178V176H205L204 178H206V180H204V181H206V182H204L203 183V185L202 186H200L199 188H198V190H199V192H198V190H197V185L196 186H194V188H196V190H197V193L195 192V194H194V196L193 195H191V196H193V197H190L189 195L192 193V191L193 190H195L194 188H193V190L192 191H189V192H191V193H189V194H187L188 196H189V199H190V201L192 200V203L189 201V199H186L185 198V200H186V202H185V200H184V202L186 203V204H184L183 205V207L186 205V207H188V209H189V206H191L190 207V209L189 210H187V209H185V210H187V211H184V208L181 206V207H179V210H178V208L176 207V205L174 204L175 202H176V200H179L178 198L180 197H177V195H176V191H175V189H176V185H174L175 186V189H173V188H171V192L172 191H174V193L172 192V195H171V192H170V194L169 195H171V196H169V198L167 199L168 201H166V204L168 203V205L167 206H165V208H161V206L158 204V202H157V192H155L156 190V185L158 186V188L157 189H159V188H162V187H164V182L165 183H169L170 182V184H173V183H179V182H177V181H179L178 179L180 178V180L181 181H183V179L185 180V178H183V177H185V175H183V177L181 176L182 174H184ZM193 172V174L192 175H190L191 173ZM196 172V173H195ZM222 172H224V170H222L220 173H222ZM227 172V171H226ZM227 172V173H228ZM234 172V173H233ZM244 172H243V175H244ZM254 172H256V171H253V173ZM258 172H256V174H258ZM264 172V171H263ZM262 172V173H263ZM4 173V172H3ZM4 173V175H6ZM22 173V174H21ZM27 173V174H28ZM40 173V174H39ZM44 172H42V175L43 176H45L44 174H43ZM60 173V174H59ZM113 173V172H112ZM177 173V174H176ZM225 173V172H224ZM261 173V175H263V177H260V178H262V179H260V178H258L259 176H261V175H258V177H257V179L258 180H264L263 178H264V173L262 174ZM18 174H20L19 176H18ZM69 174H68V176H67V179L68 178H70V176H69ZM83 174H84V172H83ZM86 174V173H85ZM120 174V173H119ZM168 174V176H170L171 178H169V177H167L166 175ZM256 174H253V176H257ZM259 174H260V172H259ZM17 175V177H15ZM35 175H37V174H35ZM88 175V174H87ZM113 175H115L114 173H113ZM160 175V176H159ZM178 175H180L181 177H179ZM223 175V174H222ZM221 175V176H222ZM233 175V176H232ZM239 175V174H238ZM242 175V174H241ZM241 175H240V178H241V180H243L244 178L246 179L245 181H248V180H251V182L249 183V185L251 184L252 186H254L255 187V185L256 184H252V181L253 182H255L256 183V179H255V181L254 180H252V179H254V178H251V179H249L248 177H245V175H244V178L242 179V177H241ZM6 176V178H8ZM26 176V175H25ZM25 176H24V178H23V176H22V178L25 180ZM54 176V177H53ZM120 176V175H119ZM136 176V177H135ZM157 176H159V177H157ZM166 176V177H165ZM192 176H193V178H192ZM227 176H228V174H227ZM237 176V175H236ZM252 176V177H253ZM5 177V176H4ZM48 177V178H47ZM51 176L50 175H46V179H48V180H50L51 178H50ZM115 177H117V174L115 175ZM114 177V178H115ZM123 177V178H122ZM179 177V178H178ZM190 177V178H189ZM220 177V176H219ZM224 177H225V175H224ZM239 177V176H238ZM238 177H236L235 178V180L232 178V182L233 181H236V179H239ZM11 178V180L12 181H10V180H5V178L3 179V181H5V182H1L2 184H5L4 186H2V184L0 185V186H2V187H4V191L2 190V187H1V189H0V264H60V262H58L57 260H55V258L51 255V254H49L48 252H46L43 248H42V246H40V244L37 242V240H38V238L40 239V238H43V239H45L46 241H47V243H49L51 246H52V248L54 249V253H63V255L65 254V255H69V258H74L75 259V261H74V259L72 260L73 261V263L74 264H102L103 263V260H102V262L100 261L101 259H103V257L102 258H99V253H97V251H98V249L97 248H95L96 246L94 245L95 243H96V241H97V239H95V236H97V234H98V229H97V233L95 234V232L94 233H92L93 235L92 236H94V238H90L89 239V242L88 243H91L90 241L93 239V241H95V242H93L92 241V243L91 244H93V246H95L94 248H95V254L96 255H94V251H93V254H92V250L94 249H91V250H88V249H90L89 247H90V245H88L87 246V248H81V250L82 251H84V252H86V253H88L87 251H90L89 253H90V255L88 254H86V253H84V252H81V250H80V248L78 247V242H77V240L79 239V240H83V241H85V242H83L82 241V243H85L86 245L88 244L87 243V240H88V236L90 235V234H87L88 232H89V229H90V227L93 225V226H95V224L93 223L92 225L88 222V221H90L91 222V220L92 219H90V220H88V221H86L87 223H89L88 225L86 224V227H87V229H88V227H89V229L87 230L86 229V231H87V233H85V236L84 237H79V236H77V235H79V234H77V233H79V231L77 230H75V227H76V225H77V227H79L80 228V226H78L79 224H81V223H79V224H74V218H72V217H70V216H76L75 215V213H74V215H72L73 214V212L75 211V212H77V210L79 209V211H81V209H82V207H83V205L86 203V204H88L89 206H90V199H89V201L87 202L86 200H88V199H84L85 200V203H83L84 201H82L80 198V201H81V203H83L82 204V206H81V208L79 207V208H76L73 212H71L72 214H69V216L68 215H66L69 219V221L70 222H68V220H67V223H70L69 225L67 224H63V223H61V224H59L58 226H60V225H62L63 224V226H65L66 228V230H62V227L60 226V227H58L56 224H55V226H53V224H54V222H56L57 223V221H58V219L56 218V221H54L53 220V222H52V225H51V223L48 221L49 219V217L48 216H46V215H44L46 212H43L42 213V211L43 210H46V209H44V208H41V209H43L42 211H40V209L39 210H37L36 209V207L37 208H39L38 206L39 205H36V206H34L33 204H30L29 206H27L26 205V203L27 202H25V203H23V205H25V206H22V204H20L19 202H17V198H19L18 196H16L17 198H16V201H13V197H14V199H15V195L14 194H12V193H14L13 191L15 190V189H13L12 187H11V185L12 184H16V182H14V181H16V179L15 180H13ZM21 178V176H20V179H18L19 181H17V182H19L20 183V180L22 179ZM50 178V179H49ZM62 178H64L63 176H62ZM119 178V177H118ZM166 178H169V180L171 179V180H174L175 182H171V180L169 181V180H167ZM192 178V179H191ZM228 178H229V176H228ZM248 178V179H247ZM23 179L21 180V181H23ZM116 179V178H115ZM165 179V180H164ZM176 179H177V181H176ZM219 179V178H218ZM216 180V182L214 181V183L216 184V183H219V182H217V181H219V180H221V179H219V180ZM224 178L222 177V181H224L223 180ZM66 180V179H65ZM114 180V179H113ZM113 180H111L112 182H113ZM186 180L185 181H183V182H186ZM197 180V179H196ZM226 180V179H225ZM229 180V179H228ZM227 180V181H228ZM9 181L11 182V185L10 184H8L9 183ZM55 181V180H54ZM110 181V182H111ZM168 181V182H167ZM222 181L220 182V183H222ZM244 181V180H243ZM243 181H241V182H243ZM245 181H244V183H245ZM6 182H8L7 183V185H10L9 187L6 185ZM157 182V183H156ZM158 182H159V184H158ZM183 182H182V184H183ZM201 182H203V181H201ZM229 182V181H228ZM227 182V183H228ZM232 182H230V184L232 183ZM237 182V181H236ZM240 180L237 182V184L239 185L240 183ZM116 183V182H115ZM115 183H113L114 185H113V187L115 188ZM161 183V184H160ZM199 183V182H198ZM226 183V184H227ZM18 184V183H17ZM67 184V183H66ZM65 184V185H66ZM108 184V183H107ZM105 185V186H107V189L106 190H108V189H110L111 188V190H112V188L113 187H110V188H108V185ZM169 184V185H170ZM180 184H181V182H180ZM194 184H197L196 183V181H195V183ZM199 184H201V183H199ZM214 184V185H215ZM223 184H225V182H223ZM230 184H227V185H230ZM233 184H234V182H233ZM233 184H231V186H227V187H236V184H235V186H232ZM261 184H262V181H261ZM68 185V184H67ZM166 185V184H165ZM178 185V184H177ZM184 185H186V183H184ZM207 185V184H206ZM218 185H221V184H218ZM247 183H245V186L246 187H243L244 185H243V183L242 184H240L239 185V187L241 188V189H243L242 191H246L245 190V188H249V190H250V187H252V186H248L247 187ZM5 186H6V188H5ZM133 186H135V188H136V190H134V188H133ZM154 186L156 187V188H154ZM159 186H161V187H159ZM180 186H182V185H180ZM188 185H186V187H187ZM192 186V187H193ZM216 186V185H215ZM223 187H222V189H224V190H221L220 191V189L218 190L219 192V194L217 193L216 195H213L212 196V198L214 199V200H217V199H215V197L217 196H222V197H224L225 196V198H228V197H230L229 195L226 197V194H224V196L223 195H221V194H223L222 192L224 191V193H226V186L225 185H222ZM130 187H132L133 188V190H134V192H133V190H131V191H129V189H130ZM170 187H173V185L171 186L170 185ZM177 187H179V186H177ZM205 187V186H204ZM218 187V186H217ZM236 188L237 190H241L240 188ZM253 187V188H254ZM257 187V190L260 188H262L263 187V184H262V187H259V186H256ZM259 187V188H258ZM7 188H9V189H7ZM13 190H12V189ZM131 188V189H132ZM205 188H207V186L205 187ZM220 188H221V186H220ZM7 189V190H6ZM184 189H185V187H184ZM204 188L202 187L201 188V190H203ZM212 189V190H211ZM227 189H229V188H227ZM231 190H233L232 188H230ZM235 189V188H234ZM256 189V188H255ZM10 190H12V193H8V191L9 192H11ZM110 190V191H111ZM187 190H188V188H187ZM195 190V191H196ZM205 190V189H204ZM215 190V189H214ZM256 190V191H257ZM262 190H264V189H262ZM261 190V191H262ZM7 191V192H6ZM121 191H122V193H121ZM135 191H136V193L137 194H139V193H141V195H136V193H135ZM140 191V192H139ZM159 191V190H158ZM236 191V190H235ZM253 190H251V192H252ZM255 191V192H256ZM6 192V193H5ZM106 192V191H105ZM108 192V191H107ZM106 192V193H107ZM194 192V191H193ZM202 192V191H201ZM200 192V193H201ZM204 192V191H203ZM210 192H209V195H210ZM228 192V191H227ZM251 192H248V193H250V194H252ZM255 192H253L254 194H255ZM264 192V191H263ZM262 192V193H263ZM8 193V194H7ZM106 193H105V195H106ZM112 193V192H111ZM125 193V194H124ZM156 193V194H155ZM178 193V192H177ZM181 193H183V190L181 191ZM230 193H232L233 194V196H231V198L233 199V198H235V197H237L238 195H240L242 192H237L236 191V193H238V195H235L234 194V190L233 191H230L229 190V194ZM257 193H259V194H262V193H260V191H257ZM13 195V197L11 196V195ZM87 194V193H86ZM96 194V192L94 193L93 192V195H95ZM98 194V193H97ZM122 194V195H121ZM231 194V195H232ZM244 194V193H243ZM245 194H246V196H249V194L247 195V193L245 192ZM245 194H244V196H245ZM254 194H252L253 196V198L254 199H256L255 201H260V202H262L263 200L261 199V200H257V196H254ZM89 195H91V194H89ZM93 195H91V197L93 196ZM103 196H101V194H100V196L102 197V199H104V198H106V196H104V194H102ZM109 195H110V193H109ZM116 195V196H115ZM175 195V196H174ZM210 195V196H211ZM256 195V194H255ZM263 195H264V193H263ZM11 196V197H10ZM84 196L85 195H83V198H84ZM99 196V194L97 195V197L98 198H100L99 199V201H101V197ZM138 196V197H137ZM185 195H183L182 196V198L184 197ZM241 196H242V194H241ZM241 196H239V197H241ZM62 197V196H61ZM86 197H89L90 198V196H86ZM104 197V198H103ZM107 200H109V196L107 195ZM175 198L176 200H175V202H174V199H173V202H172V200H171V198ZM216 197V198H217ZM219 197V198H220ZM221 197V198H222ZM263 197V196H262ZM22 199V202L24 201L23 199H25V200H29V199H26V197L25 198H23V197H21ZM82 198V197H81ZM96 198V197H95ZM98 198L96 199V200H98ZM192 198V199H191ZM207 198V197H206ZM205 198V201H207V199H209L210 198V200L212 199L211 197H209V198H207L206 199ZM218 198V200H219V202H222L223 201V204L220 206L219 205V209H218V205L217 204H219V202H218V200L216 201L217 202V204H216V206L215 207H217V210H218V213L220 214V213H225V211H227L228 212V207H227V210H225L224 212H221L220 211V207H222V209L224 208V204L226 203L225 201H224V199H222V201H220V199ZM242 198V197H241ZM60 199V198H59ZM78 198L77 199H75L74 198V200H79ZM118 199V200H117ZM155 199H157V200H155ZM212 199V200H213ZM236 199V198H235ZM233 199V201L231 200V199H229L228 201H227V199H226V201L228 202V204L230 203V201H232L231 202V204H234L235 202H236V200L238 199ZM240 199V198H239ZM239 199L237 200V203L239 202ZM243 199H246V198H243ZM248 200H249V198H247ZM252 198H250V200H251ZM253 199V200H254ZM61 200V199H60ZM93 202H91V203H93L94 204V199L92 198L91 199ZM110 200H112V197L110 198ZM171 200V201H170ZM201 200H203L204 201V199H201ZM209 200V201H210ZM248 200H246V201H248ZM250 200L248 201V203L250 202ZM19 201V200H18ZM119 201V202H118ZM208 201V202H209ZM244 201L245 200H241L240 199V202H242V203H244ZM245 201V202H246ZM29 202H30V200H29ZM43 202H46L45 200L43 201ZM65 202V201H64ZM75 202V201H74ZM73 198H72V200H71V203L69 204V207H71L72 208V205H73ZM79 202V201H78ZM78 202L75 204L76 206H79V205H77L78 204ZM190 202V203H189ZM215 201L213 202V203H216ZM238 203V204H240L241 205V203ZM80 203V202H79ZM95 203H97L96 201H95ZM99 203V202H98ZM97 203V204H98ZM177 203V202H176ZM196 203V204H195ZM198 203V204H197ZM209 203H212L211 201L209 202ZM209 203H207V204H209ZM262 203H264V201L262 202ZM44 204V203H43ZM63 206L65 205V207H68L65 203L63 204V203H61ZM61 204H59V206H58V209H59V211H60V208H61V210L63 209L64 210V208H62L60 205ZM72 204V205H71ZM93 204H91L92 206H91V208H93L94 207V205ZM104 204H105V202H104ZM192 204V205H191ZM206 203H205V205H207ZM231 204H229V205H231ZM244 204H246L247 205V203H244ZM244 204H242V205H244ZM33 205V207H35L34 209H33V207H31ZM71 205V206H70ZM96 205V204H95ZM115 205V204H114ZM158 205L160 206V208L158 207ZM188 205V206H187ZM196 206V207H192V206ZM214 205V204H213ZM224 205V206H223ZM74 206V205H73ZM75 206V207H76ZM85 206V205H84ZM117 206L115 207V208H117ZM86 207V208H85ZM83 209H84V212H85V210L86 211H88L87 212V214L89 215V217L91 216L90 215V211H89V209H91V208H87L88 206H85ZM163 207V206H162ZM185 207V208H186ZM201 207V208H200ZM231 207V206H230ZM55 208H56V210L54 209V211L56 212L58 209H57V207L55 206ZM69 209V210H73V209ZM114 208V207H113ZM113 208H111V212L112 213H108V214H111V217L112 216H114L113 218H114V220H113V218H111V217H109L110 215H105V217H109V218H111L112 219V221H113V223L115 222V221H117V219L119 218V217H117L116 215H120V217H121V214H119V211L121 210H119L118 209V211L117 210H115V208H114V210L116 211V212H113L112 210H113ZM121 208H123V207H121ZM180 208H181V211H180ZM48 209V208H47ZM231 209V208H230ZM229 209V210H230ZM34 210V211H33ZM36 210V211H35ZM51 210V209H50ZM122 210V211H123ZM128 210V211H127ZM193 210V211H192ZM208 210V211H209ZM215 210V212H213ZM214 210H211V211H209L207 214H211V212H212V214L214 215V213L216 214L217 213V210L216 209H214ZM233 210V207H232V209L230 210V211H232ZM53 211V212H54ZM59 211H57V212H59ZM66 211V213H64ZM65 211L64 212H61L62 213V215L64 214H68L67 213V211H68V208H65ZM132 211V210H131ZM157 211H159V213L157 212ZM192 211V212H191ZM220 211V212H219ZM50 212V211H49ZM48 212V213H49ZM52 212V211H51ZM53 212L51 213V214H53ZM55 212H54V214L53 215H55ZM69 212V211H68ZM199 211H197V213H198ZM201 212V213H202ZM47 213V214H48ZM60 213V214H61ZM70 213V212H69ZM77 213H79V212H77ZM86 213V212H85ZM84 213V214H85ZM115 213H116V215H115ZM123 213V212H122ZM189 213H192V214H189ZM57 214V213H56ZM59 214V213H58ZM114 214V215H113ZM125 214H123V215H125ZM138 214V213H137ZM190 215V217H187V216H189ZM206 213H205V215L203 216V214H201L203 217H199V218H197V219H199L201 222H202V220H203V222L202 223H205V224H207V226L205 225V228L207 227V229L208 228H211L210 227V222H213L214 223V226L216 227L218 224H215V221H216V217L217 218H221L220 216L221 215H223V214H221V215H219V214H216V215H218V216H216V215H214V217L212 216V215H210V216H212V218H213V221H212V219H211V217L209 218V217H207L206 215H207ZM52 215V216H53ZM62 215H56L57 217H59V218H61L60 216H62ZM63 215V216H64ZM191 215H193V216H191ZM49 216H51V215H49ZM66 216L64 217V218H66ZM87 215L85 214V216H83L84 218H87V219H89V217H86ZM177 217L178 219H179V224H178V219L176 220L177 221V224L179 225V227H178V231L176 230L177 229V225H176V223L175 222H173V223H171V219H173L172 217ZM231 216V214H229V217ZM116 217V218H115ZM138 217V218H139ZM187 217V218H186ZM64 218H62L61 220L63 221V222H65L66 220H63ZM73 220H71V219ZM93 218V217H92ZM204 218H206L205 219V221H204ZM208 218V219H207ZM223 218V217H222ZM225 218V217H224ZM228 218V215H227V217H226V219ZM67 219V218H66ZM86 219V220H87ZM108 219V218H107ZM111 219L110 220H107V221H111ZM121 219H122V217H121ZM149 219V220H148ZM176 219V218H175ZM175 219H174V221H175ZM185 219H187V220H185ZM196 219V222L198 221L199 222V225L201 224L202 225V223L199 221V220H197ZM202 219V220H201ZM60 220V219H59ZM171 220V221H170ZM215 220V221H214ZM218 220H221V223H222V220L223 219H218ZM218 220L216 221V223H219L218 222ZM228 220H231V218L229 219L228 218ZM227 220V221H228ZM82 221V220H81ZM106 221V222H107ZM118 221H120V219L118 220ZM132 222H133V220H131ZM130 221V224L132 223ZM134 221V222H135ZM170 221V223L173 225H175V227L176 228H174L176 231H174L173 230V228L171 227V229H170V227H169V224L170 223H168V222ZM206 221H210V222H206ZM225 221V220H224ZM226 221V222H227ZM61 222V221H60ZM71 222H73L72 223V225H71ZM133 222V223H134ZM145 222V221H144ZM226 222H223V224H225V226H226ZM229 222V221H228ZM12 223H18V224H25L26 225V227H28V234L27 235H23V236H18L17 234H15L12 230H11V228H10V226H11V224ZM59 223V222H58ZM108 223V222H107ZM107 223H105V226L106 225H108L109 223H111V222H109L108 224ZM118 223V222H117ZM133 223L131 224V227H132V225H133ZM168 223V224H167ZM186 223H184L185 224V227H186ZM231 223V224H230ZM230 223H228V224H230V226L232 227V225H233V223L232 222H230ZM73 224L75 225L74 226V228H73V230L72 229H70L69 228V226L71 225L72 227H73ZM112 224V223H111ZM111 224H110V226H111ZM144 223H142V225H143ZM197 224V223H196ZM223 224H221L220 226L222 227L223 226ZM83 225V224H82ZM113 225V224H112ZM116 225V222L114 223V225L113 226H115ZM135 226L137 225V223H135L134 224ZM150 225V226H149ZM171 225V226H172ZM173 225V226H174ZM235 225V224H234ZM57 226V227H56ZM70 226V227H71ZM85 226V225H84ZM109 226V225H108ZM134 226V227H135ZM145 225H143V227H144ZM146 226H147V223H146ZM203 226V225H202ZM209 226V227H208ZM219 225L217 226L218 228H219V230H221L222 228H225L224 226L221 228ZM56 227V228H55ZM76 227V228H77ZM142 227V226H141ZM147 227V228H148ZM169 227V228H168ZM195 227H198V224H197V226L195 225ZM215 227H213V228H211L212 229V231H211V229H209V231L207 232V231H205L204 233H201V229L202 230H204V228H201L200 229V227L199 228H197V230L198 229H200V231H198L197 232V230H195V229H193V230H195V232L198 234L199 233V235H200V233H201V235H204L205 233H207L206 235H208V233L209 232H212V233H209L210 235V237L209 236H207V237H209V238H207L205 235H204V242L206 243V245L205 244H197L198 242H199V240H200V238H201V240H202V242H203V237H201V235H200V238H199V236L198 237H195L196 235L194 234V233H192L193 231H189L188 233H187V231H186V234L188 235L189 233V235H191V234H193L192 236H194V237H192L191 236V239H190V237L189 236H187V237H189V238H187V237H185L184 235V237L183 236H181V234H183L184 233V231H182L181 232V234H179V236H181L182 237V239H180V237H179V239L177 238V237H174L175 238V240L174 241H177V240H183V238L186 240V242H188L189 240L188 239H190L191 241H192V239L194 238V240L193 241H195V243H196V245H199L200 247H198L196 250H198L199 252L201 251L202 253H201V255L203 256L205 253L201 250V248L203 247V246H205L204 248H206L207 247V245H209V244H211L210 245V249L209 248H207V249H209V250H212V252L211 253H214V254H209V255H211V258H210V256H209V258L210 259H214V258H212V256L214 255V256H218V255H220L221 254V249H220V254H219V247L217 246V248H215L214 249V247H215V245L216 244H213L214 243V241H216V240H218V238L215 240L214 239V241H212V243H211V240H210V238H211V236H213L214 235V233L216 232V230H215V232L213 233V229H215ZM236 226H234V228H235ZM59 228V229H58ZM60 228H61V230H60ZM68 228V229H67ZM95 227H93V229H94ZM147 228H145V229H143L144 230V232H146V230L148 231V229ZM221 228V229H220ZM226 228H228V229H225L226 230V232H225V230H223V236H227L226 235V233H227V230H228V232L229 231H231L230 233H227V234H230L231 235V233H232V231L234 230V228H233V230L231 229V230H229V225H228V227L226 226ZM256 228V227H255ZM64 229V228H63ZM69 229L71 230V232H69L68 233V231H69ZM81 229V228H80ZM83 229V228H82ZM91 229H92V227H91ZM91 229H90V233H91ZM142 229V228H141ZM261 229V228H260ZM68 230V231H67ZM76 232H75V231ZM84 230V229H83ZM171 230V231H170ZM172 230H173V233H171V235L170 236H166L167 234H170L169 233V231L170 232H172ZM185 230V229H184ZM186 230H187V228H186ZM235 230H236V228H235ZM253 230H254V227H253ZM255 230H257V228L255 229ZM255 230H254V232H255ZM258 230H259V228H258ZM33 231H36L37 232V239H34L33 237H31L32 235V232ZM62 231H65V232H67L68 234H64V232L63 233H61ZM82 231V230H81ZM95 231H96V229H95ZM165 231V232H164ZM222 231V230H221ZM221 231H219V234H216L215 233V235H216V237H217V235H218V237L220 238V236H221ZM262 231V230H261ZM260 231V232H261ZM72 232H75L74 234H76V237H75V235L74 236H72V234H71V236H69L70 235V233H72ZM84 232H85V230H84ZM84 232H82V233H84ZM203 232V231H202ZM259 232V231H258ZM82 233H81V235H82ZM146 233H148V232H146ZM146 233H145V235H146ZM217 233H218V231H217ZM256 233H257V231H256ZM255 233V234H256ZM64 234V235H63ZM86 234H87V239H86ZM149 234H147V235H149ZM185 234V233H184ZM144 235V234H143ZM229 235V237L228 238H230L231 236ZM264 236V234L262 233L260 236ZM173 236H171V238L173 237ZM262 236V237H263ZM79 237V238H78ZM148 237V236H147ZM146 237V238H147ZM215 236H213V238H214ZM215 237V238H216ZM222 237V236H221ZM261 237V238H262ZM33 238V239H32ZM75 238V239H74ZM77 238V239H76ZM83 238H85L86 240H84ZM97 238V237H96ZM145 238V239H146ZM174 238H172V239H174ZM176 238H177V240H176ZM197 238H199V240H197ZM142 239H143V237H142ZM171 239V240H172ZM210 240V243H208L207 244V242L205 241V240ZM212 239V238H211ZM232 239V238H231ZM233 239H234V237H233ZM260 239V238H259ZM263 239V238H262ZM262 239H260V240H262ZM165 240H163L164 242H163V247L165 248V246L167 247V245H169V246H171L170 245V242H171V244H172V241H170V239L168 238V242H169V244H168V242L166 243L165 242ZM185 240H183V241H185ZM198 242H197V241ZM201 240H200V242H201ZM213 240V239H212ZM146 241H148V238L146 239ZM145 241V242H146ZM173 241V242H174ZM191 241H189V244L192 246V244H191ZM219 241H220V239H219ZM226 242V241H225ZM229 242H231V241H229ZM261 242V241H260ZM151 243V242H150ZM164 243L166 244L165 246H164ZM193 243V242H192ZM218 243H220V242H218ZM222 243V242H221ZM262 243V242H261ZM153 244V243H152ZM155 244V243H154ZM160 244V243H159ZM176 244V243H175ZM177 244H178V242H177ZM180 244H183L182 242L180 243ZM184 244H186V243H184ZM183 244V245H184ZM188 244V243H187ZM188 244V245H189ZM79 245H81V247L83 246H85V245H83V244H81V242H80V244ZM97 245V244H96ZM150 245V247H151V250H150V252L152 251L153 252V250H156L155 252L157 253V254H159V255H155L156 257H155V259H153L154 258V254H156L155 252H154V254H151L152 256H153V258H152V256L150 257L149 256V253L150 252H148L147 250H145V252L147 251L148 252V256L147 255H145L144 254V252L142 251V253L144 254L143 256H141V257H143L142 259H141V257L139 258L138 257V255H142L141 254V251H139L140 252V254H138L137 255V257H136V261L135 262H133V258H135V257H131L130 258V260H128L127 258L125 259V260H128L129 261V263H131V261H132V264H175V263H177V264H180V263H182L181 261L184 259H181L182 257H185L186 255V257H188L189 258V256H188V252H189V254L190 253H192V255H194V256H197L196 254L198 253L199 254V252H195V251H192V248H193V246L190 248L188 245H184V249H185V247L187 248V249H185V251L187 252V250H188V252H187V254H183V253H181V252H183V246H179L178 245V248H180V249H182V251H179L178 252V250H180V249H178L175 245H174V243L172 244V245H174L175 246V248H174V250H177L176 251V254L179 256V255H182L181 256V258H180V256L179 257H177L176 255H175V257H177L176 259H179L180 261V263H178L177 262V260L175 261V257H174V261H175V263L174 262H171V257L169 258V253H172V250H173V246L172 247H170V249L168 248H165V249H167L166 251H165V253L164 252H162V253H164L163 255H162V253H161V255H160V253H158L157 252V248H161L159 245V247L158 246H156V245H153V247H152V245L151 244H149ZM214 245V246H213ZM264 245V244H263ZM155 246L157 247V248H155ZM189 247V249H188V247ZM182 247V248H181ZM212 247H213V249L216 251V252H218V253H216L215 251L213 252V249H212ZM263 247V246H262ZM79 248V249H78ZM91 248H92V246H91ZM177 248V249H176ZM204 248H202L203 250H204ZM220 248H222V247H220ZM139 249H141L142 250V248H139ZM162 249V248H161ZM160 249V250H161ZM172 249V250H171ZM195 248H193V250H194ZM207 249H205V250H207ZM263 249V248H262ZM149 250V249H148ZM159 250V249H158ZM173 250V251H174ZM191 250V251H190ZM204 250V251H205ZM205 251V252H210V251ZM264 250V249H263ZM162 251V250H161ZM171 251V252H170ZM168 252V253H167ZM186 252H184V253H186ZM223 252V251H222ZM80 253H82V254H84L83 256H82V254L80 255ZM174 253H175V251H174ZM178 253H181V254H178ZM204 253V254H203ZM208 253H206L205 254V256L207 255L208 256ZM262 253V252H261ZM99 256H98V255ZM101 254V253H100ZM217 254V255H216ZM263 254V259H264V253H262ZM262 254H260V255H262ZM93 255V256H92ZM201 255H199V256H201ZM222 256H224V252H223V254H221ZM258 255V254H257ZM256 255V256H257ZM146 256V257H145ZM163 256V257H162ZM170 256H173L172 254L170 255ZM198 256V259L200 258ZM201 256V257H202ZM204 256V257H205ZM213 256V257H214ZM221 256V257H222ZM101 257V256H100ZM193 257V256H192ZM219 257V256H218ZM217 257V258H218ZM220 257V258H221ZM259 257V256H258ZM261 257V256H260ZM262 257L260 258V259H262ZM139 258V259H138ZM145 258V259H144ZM146 258H148V259H146ZM206 258H208V257H205V259H204V262H206L205 260H206ZM217 258H215V259H217ZM223 258V257H222ZM192 259H196V261H194L193 262V260ZM202 259V261H203V257L201 258ZM209 259V260H210ZM172 260V261H173ZM257 261H261V260H258V258L256 259ZM255 260V261H256ZM128 261H127V264H129L128 263ZM185 262H186V260H184ZM187 261H188V259H187ZM190 263H196L197 264V258H191L190 257ZM200 261V260H199ZM101 262V263H100ZM214 262H215V260H214ZM218 262V261H217ZM217 262H215V263H217ZM126 263V262H125ZM124 263V264H125ZM189 263V264H190ZM199 263V262H198ZM203 262H201V264H202ZM206 263H208V262H206ZM206 263H204V264H206ZM256 263V262H255ZM254 263V264H255ZM261 262H257V264H260ZM113 264H115V262L113 263ZM116 264H118V263H116ZM120 264V263H119ZM185 264V263H184ZM186 264H188V262L186 263ZM209 264V263H208ZM218 264H221V263H219L218 262ZM261 264H264V260H263V262L261 263Z\"/></svg>","mask_w":264,"mask_h":264},{"label":"rangeland","instance_id":"2","mask_svg":"<svg viewBox=\"0 0 264 264\" xmlns=\"http://www.w3.org/2000/svg\"><path fill=\"white\" fill-rule=\"evenodd\" d=\"M4 1H5V0H4ZM16 1H17V0H15L14 3H11V2H13V0H10V1H9V0H6V2H10V3H7V5H8L7 10L9 9L8 12L10 11L9 14H11V11H13V10H11V9L16 10L17 8L20 7V4H18V1H17V3H16ZM53 1H54V4H55V5H54V4H52V5H54V6L50 5V7H49V11H48V15L56 16L57 19H55L54 22H57V20H60V21L62 22V25H63V26H69L71 29L73 28L72 30L70 29V31H69V29H68L69 27H68V28H67V27H66V28H65V27L63 28L64 30L66 29V32H65L64 35H63V37L65 36V38L63 39L64 42L61 41L62 39L60 40V39L57 38V37L55 38L53 35H56V33H55V34H52L55 30H53V31L48 30V29H47V26L44 25V24H41L40 26L37 25L38 28H36V27H37V26H36V27H34V29H33V27L31 26V25H32L31 23H33L34 20L32 21V20H31L32 18H29L31 22H30V21L26 22V21H27V18H26L27 16L25 17V16L23 15L24 12H22V11H19V13L21 12V13L19 14V16L21 15L20 18L17 17V16H16V17H13V15L11 14L12 17L14 18L12 21H11V18H12L11 16H6V15H8V12H5V11H4V13H3V11H0V12L3 13V15H2L1 17H2L3 22H4V24H3L4 26L2 27V31H1L2 34H5L4 32H6V31H10V34L7 32V35L9 34L8 36H11V33H12V32H13V33L15 32V34L18 36V37H16L15 34H12V36L9 37V38H12L13 40L10 39V40H7V42H8V41H11V43H10V42H8V43H10V44L12 45V43H14V40H15L16 43H14V44L18 45V47H17V46L14 47V44H13V46H11V47H13V48H10V47H9L11 51L8 50V52H6L5 55H4L3 58H2L3 60L7 61V62H3V63H5V64H4V67H5V65L8 64V61L10 62V61H11L10 59L14 58V57H12V58L9 59V57H10L11 55L14 56V54H16L15 57H17V56L19 57V59H17L18 57L15 58L16 60H18V62H16L17 64L15 63V61H13V60H15V59H12V62H14V63H13L14 65L10 62V63L7 65V67H6L7 69L5 68L6 73H8L9 70L12 71V72L9 71V73H10V72L13 73V71L15 72V74H11L12 76L10 75V77H9V78H10V81H11V79L15 78L16 76L18 77V80H19V81H21V80L23 79V77H24V78H26V77H27V78L30 77V79H27V78H26L25 80L23 79L24 81L27 80V82H31V81L33 80V79L31 80V77L34 78V80H35L36 78H38V79L41 78V80H45V79H47V78H46L44 75H48V74H51V73H55L53 70H51V68H52L51 65H53V64H52L53 61H56V59H57V61L60 62V63L56 62V63H54V66H53V67L58 66V67H56L57 69H56V68H52V69H56L57 71H58V69H59V65L61 64V62H62V63H63V61H66V62H67V63L65 62L66 66H64V68L66 67V69H63V66L61 67V65H60L61 70L59 69V71H60L61 74H60V73H59V74H60V76H61V79H63V78H68L69 75H67V74L69 73V70H70L71 72L73 71L72 74L69 73L70 76L73 75V74H75V75H73V76H76V78H74V79L77 80V81L80 80V79L83 78V77H84V78L87 77V79H88V76H89L88 74H90V75H91V74H92V75H93V74H96L97 77H98L99 75L103 74L102 76L104 77V79H108V78H109V79H110V78L112 79V75H113V79L119 81V78H120V77L123 78V74H122V73H123V72L125 73V72L129 69L130 71L132 70L131 73H133V74H130V73H129L130 71L128 70V71H127L128 73H127V72L125 73V74H127L128 76H130V77L127 76L128 79L132 77L131 75L134 76L135 73L137 74L136 71L138 70V74H139V76H140V78H141V82H145V81L147 82L148 80H145V81L142 80L143 77H141V76H143V75L140 74V71H139V70H141V69L143 70V69H144V70H143L144 72L141 71L142 73L146 74V75H144V76H146V78H144V79H147V78L150 79V74H152L153 69H154V70L156 69L155 67H153V69H152L153 64H155V62H158V63H159V64L157 63V64H155V65H156V67H157V65L159 66V68H157L156 71H158V72H159V75H161V73H163L164 71H166V70L168 69V63H166V62L168 61V62H169V65H170L172 62H173V64L177 65V66H175V65L172 64L174 68H175V67L177 68V67L179 66V67H178V68H179V71H180V72L182 71V73L187 71V69H185V68L191 67V66H193V65H194V66L191 67V69L193 70L192 73H195V72H196V73H198L201 77H202V75L204 76V73H205L204 71L207 72V71L209 70L208 73H211L212 75H211V74H207V73H206L205 75H206V76H209V75H210V76L212 77V79H210V78H211L210 76L207 77V79L209 78L210 82L213 80V81H214V82H213V83H214L213 85H216V84L218 85V83H219L218 81H220L218 78L223 79V78H221V77L224 76V79H226V78L228 79V76H226V75L228 74V72H229L228 70H230V69H232V68H233V70H234V68H235L232 62H235L236 60H237V62L240 61L241 56H242V58H244L243 56H245L244 59H246V60H245L244 62H241V61H242V60H241V61H240V64L236 62L235 65H237V64H239V65H237L236 69H235L234 71H232L233 73H232L231 75H229L231 72L228 74V75H229V79L227 80V81H228V82H227L228 84L226 83L227 85L225 84V86H227V90L229 91V93H232L231 91H233L234 89H236V91H238V87H239V85L241 86L239 89H241V88L244 86V84H245V86L247 85V86L245 87L246 89H247V87H250L251 84L249 83V84H250V86H249V84L244 83L245 81L250 82V80L253 79V80H255V82H257V84H258V81H259V80L262 82V80L264 79V76L261 77L264 73H263L261 76H260L261 73H260V74L258 73L259 75H258V77H257V74H255V73H257V72H255V71L253 70V69H255V68H253V69L250 68L251 70L248 68V69H247L248 71L246 70V68H247L248 65L253 66L251 62H250L251 64H248V63H249V61H252V59H253V58H252L251 60H249L250 57H251V56L254 57V55H255L253 52L256 50V48H259V46L256 45V44H258V43H259V44L262 43V46L264 45V39H263L264 37H262V36L264 35V32L262 33L263 35H262V34H261V35L259 34V37H258V34L256 35L257 32L255 33L257 39L259 40V42H258L257 39L254 38V36H253L254 34L252 35V37H250V40H252V44L255 43L254 41H257V42H258V43H257V42L255 43L256 46L253 45V48L255 49V50H253V48L251 49L250 46H249L251 43H249L248 41H250V40L245 39V38H248V34H247V35L245 34L246 36L243 34V35H240V36H243V37H239L238 32H236V30H235L233 27H231V30L229 29V27H230L231 25L225 24V25H219V26H217V27L215 26V27H216V28H215V31H216L217 33H218L219 30H221V31H219L220 34L218 35L217 33H214V32H215V31H214V27H213V30H212L211 26L209 25V23H208L204 18H203L201 21L204 23V25L207 24V26H205V29H206V27H207V28L209 27L210 29L208 28V30H207V29H206V30H203V29H204L203 23H201V21H200L198 18L195 17V18H194L195 20L193 21L192 25H194V26L196 27V30H197V28H198V29H201V30L196 31V30H195V27L193 26V28H191L192 31L189 32L190 35L187 33L188 36H190V37H188L187 34H186L184 37L179 38L180 42H179L178 40H176V43H179V44L176 45V44H174L175 42H174V43H171V45H170L169 42H166L167 44L165 43L167 46L170 45L169 47H171L173 50H174V48H175V51H173V50H172L171 48H169V47H168V49H169V50H168V49H167V46L163 44L164 42H163V43L161 42V43L164 45V46H163V45L161 44V46L164 47V48H161L160 45H158V46L156 45V46H157V47H156L157 50H156V49H155V46H154L153 44L150 43V47H149V44H148L147 42H145V40L143 39V36H144L143 33H144L145 31H144V30L141 31L140 28H138L139 30L136 29V31L140 34V36H139L140 39H139V38L137 39V34H138V33L135 32V29H134V28H135V27H138V25L135 23V21H136L135 19L138 20V18H136V17H139V16H136L135 19H132V17L130 18V20L128 19V20L131 22V27H132V28L128 27L129 24H130V22H128V20L125 19L126 22L129 23L128 26H127V25H126L127 23H126L125 21H123V22H125V23H123V22H121L122 19L118 18V19H120V25L125 24V25L123 26V28H124L125 26H126V29L128 28V29L126 30V33H127V32L129 33V34L127 33L128 35L125 34V32H124L125 30L122 28V26L120 27V25L118 24V23H119V20H118L117 18H115L114 16L111 18L112 20L110 19V17L107 18V19H110V20L108 21L110 24H109V25L106 24V25H107V26H106L107 28L105 27V24H104V25H101V28L105 27L106 30L112 28L113 31H112L111 29H110V30H107V31L105 30V32H107V33H105V32H103L104 30L102 29L103 31L101 32V28H100V26H98L99 24L97 25V23H99V22H100L101 20H103L104 18L102 19L100 15H99V16H100L101 19L97 18V17H98L97 14H98V12H99L98 10L101 11V7L105 5V4H103V3H104L106 0H97V1H96V0H72V1L69 0V2H68L69 4H68V5H67V3H66L65 0H64V1L60 0L61 2H60L59 0H56V1H58V2H56V3H55V0H53ZM93 1H94V2H93ZM107 1H108V0H107ZM107 1H106V2H107ZM115 1H116V0H114V2H115ZM117 1H118V0H117ZM119 1H120V0H119ZM119 1H118V2H119ZM121 1H122V0H121ZM121 1H120V2H121ZM130 1H131V0H130ZM155 1H156V2H155ZM172 1H173V2H172ZM172 1H170V2H172V4H174V5H172L173 8H170V7H169V6H171V5H169L168 7L170 8V11H172V13H174L173 15L176 16V18H179V17H180L178 14H179V11L181 10L182 6L185 5L184 7H186V9H185L184 7L182 8L183 13H184V11L186 10L185 13H184V15H183L182 11H180V12L182 13V15H181V17L179 18L178 21H177V19L174 17L175 20H176V22L178 23V26H179L178 29H180V28H181L180 25H184V21L186 20V18H187V17L189 18V15H192V14H191L192 12H190V11H192V8L194 7V5H193V2L191 3V1H187V0H180V1L178 0L179 2L176 1V0H172ZM175 1H176V2H175ZM182 1H186V2H182ZM263 1H264V0H263ZM19 2H20V0H19ZM95 2H96V3H95ZM106 2H105V3H106ZM177 2H178V4H179V3H180V4L178 5ZM189 2H190V3H189ZM52 3H53V2H52ZM115 3H116V2H115ZM128 3H129V4H128ZM142 3H143V4H142ZM184 3H185V4H184ZM187 3H188V4H187ZM263 3H264V2H263ZM12 4H13V5H12ZM17 4H18V5H17ZM117 4H118V3H117ZM119 4H120V5L122 4V5H121V6H122V9L125 8V10H126L127 8H129V7H130V8L132 7V4H131V2H129V0H124V1H122L121 3H119ZM156 4H157V0H151V1H150V0H143V1L141 2V5H143V6H140V8H142L143 11L140 10L139 12H140L141 14H139V15H143V16H144V13H146L144 17H148V16L150 15L149 17H150L153 21L155 20L154 22H156V20H157V22H156L155 24H157L158 22H160L161 24L158 23L157 26L159 27V29H161V26L164 27V28H162V29L160 30L159 33L164 34V33H166V30H168V27H169V26H167V28H165V27H166L165 25H168V22L165 21V22L167 23V24H166V23L164 22V20H163V19L166 18L167 15L165 14V11L163 12L164 9H160V8L157 9V6H155ZM7 5H6V7H7ZM16 5H17L18 7H17ZM24 5H25V4H24ZM61 5H64V7L62 6L63 8L61 7L62 9H60V7H59V6H61ZM65 5H66V6H65ZM100 5H101V6H100ZM123 5H124V6H123ZM129 5H130V6H129ZM175 5H178V7L175 6ZM186 5H187V6H186ZM191 5H192V8H190ZM10 6H11L12 8H11ZM14 6H15V7H14ZM57 6H58V7H57ZM96 6H100V7H96ZM125 6H129V7L126 8ZM179 6H180V7H179ZM123 7H124V8H123ZM94 8H95V9H94ZM96 8H97V9H96ZM176 8H177V10H176ZM178 8H179L180 10H178ZM187 8H188L189 10H187ZM216 8L219 9V10H217ZM216 8H214L213 11L216 10V11H217L216 14H217V15L219 14V15L221 16V19H223V21L231 20V19L234 17L233 12H231L230 14H229L230 11H225V12H223V11L221 10L222 8H221L220 5H219L218 7H216ZM5 9H6V8H5ZM59 9H60V11L62 10L60 14H58V13H59ZM190 9H191V10H190ZM7 10H6V11H7ZM92 10H93V11H92ZM125 10H124V11H125ZM156 10H157V11H156ZM158 10L161 11V12H159ZM95 11H97V12H95ZM176 11H178V12H176ZM187 11H188V12H187ZM221 11H222V12H221ZM52 12H54L56 15H53ZM92 12H93V13H96V14H93ZM175 12H176V13H175ZM189 12H190V13H189ZM83 13H84V14H83ZM91 13H92V15H91ZM147 13H150V14L148 15ZM156 13H157V15H159L160 17H158V16L156 15ZM159 13H160V14H159ZM181 13H180V14H181ZM225 13L228 14V15L225 16V15H224ZM170 14H171V12H170ZM175 14H176V15H175ZM0 15H1V14H0ZM22 15H23V19L25 18V19H24L25 22H23V23H26L25 26L27 25V27H28V28H27L28 30H26V32H25V33L28 34V35L26 34V36H24V34H25L24 31H23L24 28H22V26L24 25V24H22V20H23V19H21V18H22ZM93 15H94V16L96 15V16L94 17ZM146 15H147V16H146ZM177 15H178L179 17H177ZM219 15H218V16H219ZM229 15H230V18H231V19L229 18ZM152 16H153V17H152ZM164 16H165V18H163ZM185 16H186V17H185ZM227 16H228V17H227ZM231 16H232V17H231ZM5 17H9V18H7V20H10V21H11V22L8 21V22H10L9 24H12V23H13L14 25H16L18 22L21 21V25H22V26H21L19 23H18L17 25H18V26H21V27H19L21 30H20V29H19V30H20V32L23 31L22 33H24L23 36H24V38L26 39V40H25L26 42L23 41V42H24V43H23L22 41H18V40H17L18 38H20V40L24 39L23 36H22V33H20L19 30L15 31V29H17L18 26L15 27L13 24H12V25L14 26L15 29L13 28V26H11V27H10V30H9V24L7 23V20L5 19ZM10 17H11V18H10ZM81 17L83 18L84 21L81 20V19H82ZM84 17H85V18H84ZM87 17H88V18H87ZM92 17H94V18H92ZM107 17H108V16H107ZM140 17H141V16H140ZM222 17H224L225 19L222 18ZM15 18H16V19H15ZM89 18H90V20H89ZM95 18L97 19V21H98V20H99V21L97 22ZM113 18H115V19H114L115 22L113 21ZM159 18H160V20H159ZM161 18H162V19H161ZM184 18H185V19H184ZM188 18H187V19H188ZM219 18H220V17H219ZM2 19L0 18V20H2ZM29 19H28V20H29ZM85 19H86V20H85ZM180 19H181V20H180ZM182 19H183V20H182ZM16 20H18V22H17ZM72 20H73V21H72ZM88 20H89V21H88ZM196 20H197L198 22L200 21V23H201V24H200L201 27L198 25L199 23H198ZM15 21H16V22H15ZM91 21H92L93 23H95V21H96V23H95V24H96V27H97L98 29L100 28V31L98 30V31H96V32H92V33L88 32V31H90L91 28H92L91 30H93V27H95V25H94L93 23H92L93 25L91 24ZM110 21H111V22L113 21V27H115V29L119 31L118 34L121 33V37H122L123 39H122V38H119L120 35H118L117 32H115V29H114L113 27H111V26H112V25H111L112 23H111ZM117 21H118V22H117ZM132 21H133L134 25H132V24H133ZM161 21H162V22H161ZM181 21H182V22H181ZM5 22H6V25H5ZM14 22H15L16 24H15ZM74 22H75V24H74ZM87 22H88V23H87ZM116 22H117V23H116ZM205 22H206V23H205ZM28 23L31 24V25H28ZM70 23H71V24H70ZM80 23H82V24L84 23L85 27H84V25H82V24H80ZM121 23H122V24H121ZM164 23H165V24H164ZM65 24H66V25H65ZM73 24H74V25H73ZM87 24H89V28H90V29H86V30H87V32H86L85 28H88V25H87ZM90 24H91L92 26H91ZM115 24H118V25L115 26ZM159 24H160V25H159ZM162 24H163V25H162ZM179 24H180V25H179ZM195 24H197V25H195ZM75 25H76V26H75ZM78 25H79V27H80V31H79V32H78V30H79ZM80 25L82 26V29H81V26H80ZM192 25H191V26H192ZM6 26H8V27H7L8 29L6 28ZM29 26L32 27V28L30 29ZM86 26H87V27H86ZM118 26H119V27H118ZM133 26H134V27H133ZM197 26H198V27H197ZM223 26H224L225 28H224ZM226 26H227V27H226ZM23 27H24V26H23ZM44 27H46V29H45ZM74 27H75V30H76L77 33L75 32ZM83 27H84V28H83ZM117 27H118L119 29H118ZM218 27H219V28H218ZM77 28H78V29H77ZM97 28H94L93 31L97 30ZM105 28H104V29H105ZM175 28H176V27H174V28H170V29L167 31V33H168L169 31L171 32L172 30H176V29H177V28H176V29H175ZM253 28H254V27H253ZM6 29H7V30H6ZM25 29H26V28H25ZM32 29H33L34 32H32ZM35 29H38V31L35 30ZM40 29H41L43 32H42ZM129 29H130V30L133 29V30H131V31H132V32L134 31L133 33H135V35L133 34V38H132V35L130 36V34H131L130 32H131V31H130ZM142 29H144V28H142ZM163 29H165V30H164L165 32H163ZM217 29H219V30H217ZM227 29H229V30H227ZM11 30H12V32H11ZM44 30H46V31H44ZM67 30H68V33L70 32V34H67ZM82 30H83V32H84V30H85V32H84L85 35H84V33L82 32ZM128 30H129V31H128ZM193 30H195L196 32H199V33H197V34L194 36V35H193V32H194ZM209 30H210V31H214L213 34H217V37H216V35L214 36L215 39H216V38H218V39L220 38V39H222V40L219 39V41H220V42H219V41L215 40L214 38H211V36H213V35H212V33H211ZM36 31H37V32H36ZM50 31H51V33H50ZM71 31H73V32L71 33ZM121 31H123V32H121ZM161 31H162V32H161ZM202 31H203V33H201ZM229 31H230V33H229ZM232 31H233V32L235 31V32L233 33ZM44 32H45V33H44ZM80 32H82L83 35H81ZM97 32H98V33H97ZM99 32H100V34L102 33V38H103V34H104V35L109 34L108 36H109V39H110V40H109L108 42L106 41V40L108 39V36H107V35L104 36V38H103V39H105V37H106V39H105L106 42H105L102 38H99V37H101L100 34H99ZM110 32H111V33H110ZM113 32H115L117 35L114 34L115 36L113 35V37H112V36H110V35L113 34ZM142 32H143V33H142ZM170 32H169V33H170ZM196 32H194V34H195ZM205 32L208 33V34H209V32H210L211 35H210V34H209V35H205ZM222 32H224L225 35H224V33L222 34ZM231 32H232V33H231ZM261 32H262V31H261ZM261 32H259V33H261ZM40 33H41V34H40ZM46 33H47V34H46ZM48 33H49V35L52 34V36L54 37L53 39L56 40V41L53 40V42H56V44H57V40H58V41L60 40V41L62 42V45L65 46L64 48L62 47V49H65V48H66V50H68V49L70 50L71 46L76 45L77 42H80V41L83 40V43L80 42L79 44H77L78 47H77V46H73V47L71 48L70 51L68 50V52H67L66 50H62V49H61V52H59V51H60V47H58L59 45L57 44V45H58V46H57V47H58L57 49H59V51L57 52L56 47H55L56 44L54 45V44H52L53 42H49L50 39H48V38H51L52 36H51V37H47V36H49ZM73 33H76L77 35L80 34V35H79V36H80V37H79L80 39H77L78 36H76V37H77V38H76V37H75L76 34H73ZM78 33H79V34H78ZM94 33H97V34L93 35ZM236 33H237V34H236ZM20 34H21V35H20ZM90 34H92L93 37H94L95 39H96L95 36L97 35L98 38H97L96 41H97L99 44L96 43V42H95V39L93 40V38H92L91 36L89 37ZM98 34H99V35H98ZM139 34H138V35H139ZM198 34H199V35H198ZM200 34H202V35H200ZM203 34H204V37H201V36H203ZM228 34H231L230 37H229ZM234 34H235V35H234ZM239 34H242V33H239ZM7 35H4V37H3V35H2L3 40H1V37H0V42H2V43H0V45H3L4 43H5L6 45H8L7 42H5V39H7V37H6ZM13 35H15V36H13ZM68 35H69V36H68ZM87 35H88V37H86ZM125 35H126V36H125ZM142 35H143V36H142ZM191 35H193V36H191ZM197 35L199 36V40H198V38H197V37H198ZM220 35H221V36H220ZM222 35H223L224 37H223ZM227 35H228V36H227ZM236 35H238V36H237L238 38L236 37ZM36 36H39V37H36ZM124 36H125V37L130 36L131 40H129L130 38H128V39H127V38H124ZM134 36H135V37H134ZM141 36H142V37H141ZM186 36H187V37H186ZM196 36H197V37H196ZM206 36H208V37L210 36V38L207 37V38H206L207 40H204ZM218 36H220V37H218ZM233 36H234V37H233ZM260 36H261L262 38H260ZM5 37H6V38H5ZM31 37H32V38H31ZM33 37H34V38H33ZM43 37H44V40H43ZM46 37H47V39H46ZM71 37H74V38H71ZM84 37H85V38H84ZM185 37H186L187 39H185ZM195 37L197 38V40H198L199 42L202 41L201 43H205V45H204V44L201 45V43H197L198 41L195 39ZM200 37H201V38H200ZM221 37H223V38H221ZM225 37H226V38H225ZM235 37H236V38H235ZM14 38H15V39H14ZM16 38H17V39H16ZM29 38H30L31 40H33V41H31V44H30V45H32V46L29 45V47H28V45H26V44H29V43H30ZM35 38H36V39H35ZM37 38H38V39L41 38L42 40L39 39V40H41V41L39 42ZM68 38H69V40H70V39H71V40L73 39V40L70 41V43H69V45L71 44L70 46H69V45H66V42H67ZM83 38H84V39H83ZM87 38H88L89 40H87ZM90 38H92V39H91L92 41L90 40ZM111 38H113V40L115 39L114 42H116V44L118 43V46H117L118 48L116 47V44L112 43L113 40H112ZM192 38H194L195 40L193 41ZM202 38H203V39H202ZM227 38H230V39L226 40ZM243 38H244L246 41H244ZM252 38H254V39H252ZM259 38H260V39H259ZM65 39H66V42H65ZM100 39H101L102 41H98V40H100ZM120 39H122V40H120ZM126 39H127V40H126ZM133 39H134V41H135L136 39L139 40V41H136L137 43H138V42H139V43H138V44H137L136 42L133 43V42H132ZM142 39H143V43L140 44V40H142ZM181 39H182V40L184 39L183 41H185V42H186V40L188 41L189 39H191L190 41H193V43H196V44H193V43L190 42V41H188L189 44L186 42V45H184L183 42H182V44H180L181 41H182ZM200 39H201V41H200ZM208 39H209V40H208ZM210 39H212V40H214V41H216V42L214 43V41H212V40H210ZM224 39H225L226 41H225ZM238 39H241L244 43L241 41V43H243V44L240 45V40H238ZM27 40H29V41L27 42ZM35 40L38 41V42H36ZM47 40H49V41H47ZM69 40H68V42H69ZM86 40H87V41H86ZM111 40H112V42H111ZM123 40L126 41L127 43H128V41H129V45H128V44L125 45L126 42H124ZM223 40H224V41H223ZM247 40H248V41H247ZM253 40H254V41H253ZM3 41H4V43H3ZM12 41H13V42H12ZM17 41L20 42V44H19V43L17 44ZM51 41H52V39H51ZM60 41H59V42H60ZM89 41H90V42H89ZM130 41H131L132 43H131ZM195 41H196V42H195ZM203 41H204V42H203ZM209 41H210V42H209ZM211 41H212V43L215 44V45H218L219 43H220V44H219L217 47H216V46H212ZM222 41H223V42H222ZM21 42H22V43H21ZM34 42H35L36 44H35ZM41 42L43 43L42 45H40ZM45 42H46V43H45ZM84 42H85V43H84ZM100 42H101V43H100ZM110 42H111L112 45L114 44V45L112 46L113 49L110 47V45H111ZM141 42H142V41H141ZM221 42H222V43H221ZM25 43H26V44H25ZM122 43H124V47H123V48L121 47V45L123 46ZM145 43H146V44H145ZM168 43H169V45H168ZM190 43H192V44H190ZM217 43H218V44H217ZM5 44H4V45H5ZM23 44H25V45L27 46V48H26V46L24 47ZM49 44H50L51 47L48 46ZM51 44H52V45H51ZM59 44H61V43H59ZM64 44H65V45H64ZM109 44H110V45H109ZM133 44H134L135 46H134ZM139 44L141 45L140 48H139V46H140ZM154 44H155V43H154ZM198 44H199V46H198ZM221 44H222V45H221ZM19 45H23V47H22V46H20V47H21L22 49L25 48V49H24L25 51H24V50L22 51V49L20 50ZM39 45H40V46H39ZM46 45H47V46H46ZM53 45H54V46H53ZM62 45H61V46H62ZM81 45H82V46H81ZM83 45H84V47H83ZM105 45H106V46H105ZM107 45H108V46H107ZM131 45H133V46H131ZM138 45H139V46H138ZM142 45H143L144 47H143ZM145 45H146V46L148 45L149 50H148V47H146ZM152 45H153V46H152ZM180 45H183V48H181ZM188 45H189V46H192V45L195 46V45H196L195 49L197 48V50H194V49H193L194 47H193V48H192V47L190 48ZM200 45H201V48H202V49L199 48ZM242 45H243V46H242ZM43 46H44V49L42 48V49H40L41 51H39V47L41 48V47H43ZM85 46H87V47H85ZM125 46L127 47V49H129V51H126L127 49H125ZM165 46H166V48H165ZM173 46H174V48H173ZM177 46H178V47H177ZM186 46H188V47H186ZM202 46H204V47H202ZM221 46H222V47H221ZM240 46H241V47H244V48H240ZM257 46H258V47H257ZM47 47H49V48H47ZM52 47H55V49H52V50H54V51L56 50V51H55V54H54L55 56H53V53H54V52H53L52 50H50V48H52ZM67 47H68V48H67ZM79 47L82 48L83 50L80 49ZM91 47H92V48H91ZM106 47H107L108 49H107ZM119 47H120L125 53H124ZM128 47H129V48H128ZM132 47H134V48H133L132 51H131V48H132ZM135 47H137V48H135ZM152 47H153L154 49H152ZM158 47H160L164 52H165L166 49H167L169 52H171L170 55L167 56V52H168V51H166V53H164V52L162 51V53H163V55H162V53H160L161 51L158 50V49H160V48H158ZM184 47L187 48L186 51H185V48H184ZM211 47H212V48H211ZM213 47H214V48H213ZM215 47H216L217 50H218V51H216V53H215ZM220 47H221V49H220ZM223 47H224L226 50H225ZM251 47H252V46H251ZM263 47H264V46H263ZM15 48H17V49H15ZM18 48H19V50L22 52L21 54H20V51L18 52ZM84 48H85L86 50H87V49H92L93 52H94V50H95V52L97 53V56L95 55L94 58H92L95 52L93 53V52H91L90 50H89L90 53L87 52V51H86V53L84 52L85 54L82 53V52L85 50ZM93 48H94V50H93ZM109 48H111V49H109ZM115 48H116V49H115ZM138 48H139L140 51H142V52L134 51V50H136V49H138ZM142 48H143V49L147 48L146 50L149 51V52H150L151 49H152L151 51L156 50L155 54L153 53L155 56L151 54L152 56H154V58H153V57H150L151 55L147 54V53H149V52H147L146 50H143ZM179 48H180V50H178ZM188 48H189V49H188ZM204 48H205V49H206V48L208 49V50L206 49V50L208 51V52L206 51L208 54H207L206 52L203 53V51H205V50H203ZM48 49H49V50H48ZM114 49H115V50H114ZM141 49H142V50H141ZM164 49H165V50H164ZM170 49H171V50H170ZM176 49H177L178 51H177ZM181 49H182V50H181ZM198 49H199V50H198ZM200 49H201V50H200ZM219 49H220L221 51H220ZM222 49H224V50H222ZM261 49H262V47L260 46V50H261ZM14 50H17V52H15ZM108 50H109V51H108ZM111 50H112V51H111ZM120 50H121V51H120ZM202 50H203V51H202ZM209 50H210V51H209ZM213 50H214V51H213ZM43 51H44V52H43ZM45 51H47V53H45ZM63 51H64V52H63ZM71 51L74 52V53L72 52L73 56L75 55L77 58H76L75 56H74L73 58H72L71 56H70L71 58L67 57L68 54L71 55ZM133 51H134V52H133ZM143 51H144V52H143ZM145 51H146V52H145ZM159 51H160V52H159ZM239 51H241V52H239ZM252 51H253V52H252ZM257 51H258V50H257ZM257 51L255 52V53H257V54H261V53L263 52L262 50H261L262 52H260V53H258L259 51H258V52H257ZM10 52H11L12 54H11ZM35 52H37V53H35ZM42 52H43V53H42ZM48 52H49V53H48ZM50 52H51V53H50ZM56 52H57L58 54H56ZM62 52H63V53H62ZM79 52H81L80 54H84V57H83V58H85V55H86V54L89 55V56L86 55V59H84L85 62H81V61H84V60L82 59V56H83V55L79 56V55H80ZM119 52H121V53H120L121 55H119ZM131 52H132V53H131ZM153 52H154V51H153ZM158 52L160 53V58H161V56H163V58H161L160 60H158V59H159V55L156 57V53L158 54ZM201 52H202L204 55H203ZM217 52H218L219 54H217ZM251 52H252L254 55H252ZM13 53H14V54H13ZM34 53H35V54H34ZM41 53H42L43 55H44V53H45V55L48 54L49 56H51V57H48V55H46V56H47V60H45V62H44V63L46 64V67H47V68L45 67L43 71H44V72H45V71H48V69L51 70V71H48V74H46V72H45V74H44L43 71H42V73H40V72H41V71H40L41 69L39 70L38 67L36 66V65H39L41 62L43 63V61H44L43 59L46 57V56H45V57L42 56V59H41ZM88 53H89V54H88ZM91 53H92L93 55H92ZM96 53H95V54H96ZM122 53H124V54L127 53V55H126L127 57H126V56H125V57L128 58V59H129V57L132 56V57H131L132 60H131V58H130V59H129V62L127 63L126 61H127L128 59H126V60H125V62L127 63V64H126V63L124 62L125 57H124V59H123L124 54H122ZM133 53H135L136 55H135V54L133 55ZM137 53H139V54H137ZM140 53H145V54L149 55L150 58L147 56V57L149 58V61L147 62V61L145 60V59H147L146 57H145V59H143L142 57H144V55H142V54H140ZM150 53H151V52H150ZM196 53H197V54H196ZM200 53H201L203 56H202ZM237 53H240V54L242 53V55H239V56H240V57H239L240 59H237V58H238V57H237V56H238ZM9 54H10V56H7V57H6V55H9ZM19 54H20V55H19ZM77 54H78V56H77ZM164 54L166 55V57H165ZM168 54H169V53H168ZM198 54H199V55H198ZM209 54H210V55L212 54L211 56L214 57V58H213V57H212V58L215 59V60H214V61H215V62H214L215 65L217 64L218 61H219V62L222 61V60L220 61V59H223V60H224V61H222V62H224V66L222 67L223 69H224L225 67L228 68L230 65H231V66L233 65V67L229 68L228 70L225 69V70H224V71H225L224 74H226V73H227V74H226V75H222V74H223V71H222L223 69H222V68H219V69H221V70H219V69L217 68V69H218V70H217L216 68H214L215 65L212 66V60H213V59L211 58L212 60H210V57H211V56H210ZM216 54H217V55H216ZM122 55H123V56H122ZM129 55H130V56H129ZM138 55H139V56H138ZM195 55H196V56H195ZM206 55H208L209 60H207L208 57H207ZM215 55H216L217 57H216ZM262 55L264 56L263 53H262ZM116 56H117V57H116ZM120 56H121L122 58H121ZM133 56H134V57H133ZM170 56H172V57H170ZM183 56H185V58H184ZM194 56H195L196 58H197L198 56H199V57L201 56L200 58L198 57V59H197L196 61H197V63L202 62V63H199V64L201 65V67H200V66H199V67H200V69H202V68L204 69L203 72H202L201 70H200V71H197V69L199 68V67H198L199 64L195 65L196 63H195L194 61H195L196 58H194ZM4 57H5L7 60H6ZM52 57H54V58H56V59H54V58H52ZM78 57H79V58H78ZM89 57L91 58L92 61L87 59V58H89ZM114 57H116V58H114ZM167 57H168L169 59L171 58L170 60H172V59H173V60H172V61H169ZM181 57H183V61H182V58H181ZM215 57H216V58H215ZM218 57H219V60L217 59ZM48 58H50L51 60L54 59V60L52 61V63H51V60L48 59ZM66 58H67L68 60H66ZM80 58H81V60H80ZM90 58H89V59H90ZM118 58H121V62H119L120 60H119ZM141 58H142L143 60H145L146 62L140 60ZM155 58H156V60H155ZM164 58L166 59L165 61H164ZM177 58H178V60H177ZM203 58H205L206 61H204V60L202 61ZM261 58H262V57L260 56V59H261ZM263 58H264V57H263ZM263 58H262V59H263ZM33 59L38 60V62H37V61H36V62L39 63V64H37V63L35 62V60H34V62H33ZM45 59H46V58H45ZM74 59H75V60H74ZM152 59H153V63H152V65H150L151 62H152ZM179 59H180V61L183 62V63H182V62H180V63H181V65H183V66L185 67V68H184V71L182 70V69H183V66H180L179 63H178ZM184 59H185V60H192V61L194 60L193 62L190 61L191 63H193V65H192L189 61H187V62H189V66H188V64L185 66V64H186L187 62H186ZM200 59H201V60H200ZM216 59H217L218 61H217ZM31 60H32V61H31ZM41 60H43V61H41ZM49 60H50V62H49ZM77 60H78V61H77ZM79 60H80V65H83V64L87 65V64H88V63H86L87 60H88L89 63H90V62H91V63H94V62H95V64H90V65L88 64V65H89L88 67L91 68V69L88 70V71H86V69L84 68V67H86L87 69H89L87 66H85V65H83L84 67L82 66L83 69L85 70V73L87 74L86 76H85V75H84V76L82 75V74H85V73H83L84 70H83V72H81L82 70L80 71V69H81L82 67L79 65ZM95 60H96V61H95ZM150 60H151V61H150ZM154 60H155V61H154ZM176 60H177V62H176ZM247 60H248V62H247ZM40 61H41V62H40ZM72 61H73V62H72ZM93 61H94V62H93ZM115 61H116L117 63H119V64H117ZM131 61H132V62H131ZM140 61H141V62H140ZM198 61H199V62H198ZM216 61H217V62H216ZM30 62H31V63H30ZM32 62H33V63H32ZM48 62L50 63V64H49V67H50V68H48ZM75 62H78V63H77V67H75V66H76V63H75ZM96 62H98V63H100V64L98 65V63H96ZM130 62L133 63V65H134V69H137L136 71L134 70L135 73L133 72V69H132L133 66H132V64H131ZM175 62H176L177 64H176ZM219 62H218V63H219ZM252 62H253V61H252ZM260 62H262V61H260ZM35 63H36V64H35ZM73 63H74L75 65H73ZM81 63H82V64H81ZM114 63H115V65H114ZM122 63H123L124 65H123ZM140 63H141V64H140ZM144 63H145V64H144ZM148 63H150V64H148ZM161 63H163V65L167 68V69H165L164 71L161 70V67H162V66H161ZM11 64H12V65H11ZM15 64H16V65H15ZM33 64H34L35 66H34V68H31L30 65H33ZM55 64H56V65H55ZM58 64H59V65H58ZM65 64L63 63V65H65ZM112 64L115 66L116 70H118L120 66H121V67H122V66H125V67H123V68L120 67V70L117 71V72L120 73L122 76H120V74H118V73L116 72V73L120 76L119 78H118V75H116V73H115L116 70H112L114 73H113V72H110V70L113 69L112 67H114ZM116 64H117V67H116ZM130 64H131V66H130ZM135 64H136L138 67L135 66ZM146 64H147V65H146ZM219 64H221V66H222L223 63H219ZM219 64H218V67H219ZM247 64H248V65H247ZM261 64H262V63H261ZM91 65H92V66H93V65H96L97 67H96V66H93V67H96V68L94 69ZM110 65H112V67H111ZM119 65H120V66H119ZM127 65H129V67H127ZM149 65H150V68L147 67V66H149ZM155 65H154V66H155ZM225 65H226V66H225ZM262 65H263V64H262ZM27 66L29 67L30 71L32 70V72H30L31 74L28 73V72H29V71H28L29 69H26V68H28ZM70 66H71L72 68H71ZM78 66H80L81 68H79ZM100 66H102V67L100 68ZM109 66H110V67H109ZM196 66H197L198 68H197ZM250 66H248V67H250ZM32 67H33V66H32ZM67 67H68V68H71L72 70H71V69H68ZM73 67H75V68H77V69L73 70V69H74ZM98 67H99V68H98ZM103 67H104V68H103ZM135 67H136V68H135ZM140 67H141V69H140ZM181 67H182V68H181ZM216 67H217V66H216ZM261 67L263 68L264 65L261 66ZM261 67H260V68H261ZM8 68H10V69L8 70ZM78 68H79V69H78ZM92 68H93L94 70H96V72L99 70V72H98L99 74L96 73V72L94 73V70H93ZM108 68H109V69H108ZM115 68H114V69H115ZM127 68H128V69H127ZM138 68H139V69H138ZM148 68H149V69H148ZM193 68H194V69H193ZM45 69H46V70H45ZM97 69H98V70H97ZM100 69H101V70H100ZM105 69H106V70H105ZM123 69H125L126 71H124ZM150 69H152V72H151ZM180 69H181V70H180ZM188 69H190V68H188ZM191 69H190V70H191ZM205 69H206V70H205ZM257 69H258V68H257ZM7 70H8V71H7ZM37 70H39L40 72L37 71ZM62 70H63V71H62ZM66 70H67L68 73L66 72ZM76 70H77V71L79 70L81 73H80V72H79L80 74L77 73ZM122 70H123V72H122ZM198 70H199V69H198ZM226 70H227V71H226ZM261 70L264 71V69H260V71H261ZM25 71H26L27 73H25ZM52 71H53V72H52ZM61 71H62V72H61ZM89 71H90L91 73H90ZM103 71H106V72H103ZM218 71H221V72H222V73L220 72L222 76H218V75H220ZM246 71H247V72L254 71V72H252L251 74L255 75V76L257 77L256 79H258L259 76H260V78H263V79H259V80L257 81L255 78H253V75H252V78L247 80L246 78H249V77H247V76H248V75H247L248 73L244 75V73H245ZM257 71H259V70H257ZM34 72H35V74H37V76L34 74ZM87 72H89V73H87ZM92 72H93V73H92ZM101 72H102V73H101ZM107 72H108V74H107ZM189 72H190V71H189ZM9 73H8V75H9ZM16 73H17V74L20 73V75H21V74H23V75L26 74V75H28V76L25 75V76H26V77H25V76H22V75H21V76H20L21 78H19V74L17 75ZM76 73H77V74H76ZM104 73H105V74H104ZM112 73H113V74H112ZM202 73H203V74H202ZM38 74H39V75H38ZM40 74H42L43 76L40 75ZM56 74H58V73H56ZM56 74H55V75H56ZM59 74H58V75H59ZM111 74H112V75H111ZM125 74H124V75H125ZM136 74H135V75H136ZM138 74L136 75L137 77H132V78H133V79H134V78H139V77H138ZM147 74H148L149 76H148ZM201 74H202V75H201ZM15 75H16V76H15ZM34 75H35V77H33ZM64 75H67V76H64ZM78 75H80L81 77L79 76V77H80V78H79ZM96 75H95V76H96ZM109 75H110V76H109ZM114 75H115V77H114ZM156 75H157V73L155 74V71H154V74L151 75V76H152V77H151V80H152L153 77L155 78ZM246 75H247V76H246ZM249 75H250V74H249ZM14 76H15V77H14ZM62 76H63V77H62ZM95 76H93L94 79H95V81H96V80H98V81H99V80H102V79H100L102 76H99L100 78H97V79L95 78ZM107 76H108V78H106ZM244 76H246V77H245L246 80L243 81V80L241 79V82H242V84H241V82H240V81L238 82V80H240V78H241V77H244ZM255 76H254V77H255ZM11 77H13V78H11ZM17 77H16V78H17ZM42 77H43V78H42ZM77 77H78V79H77ZM93 77L89 76V79H90V78H93ZM103 77H102V78H103ZM116 77H117L118 79H115ZM124 77H125V78H123V80H124V79L126 80V79H127L126 75H125ZM204 77H205V76H204ZM217 77H218V78H217ZM225 77H226V78H225ZM121 78H120V80L122 81ZM140 78H139V79H140ZM7 79H8V77H7ZM38 79H36V80L38 81ZM109 79H108V80H109ZM111 79H110V80H111ZM214 79H215V80H218V81H215ZM23 80L21 81V84H22ZM34 80H33V81H34ZM36 80H35V82H37ZM125 80H124V81H125ZM1 81H2V80H1ZM126 81H128V80H126ZM129 81H133V80H130V79H129ZM134 81H138V79H137V80L135 79ZM7 82H8V81H7ZM96 82H97V81H96ZM138 82H140V81H138ZM216 82H217V83H216ZM236 82H237V83H240V84L238 85V87L234 88V87L236 86ZM252 82H253V81H252ZM261 82H259V84H261ZM263 82H264V80H263ZM263 82H262V84H261V85H262V86H261L262 88H263ZM1 83H2V82H0V84H1ZM147 83H148V82H147ZM222 83L224 84V82H222ZM253 83H254V82H253ZM211 84H212V82H211ZM219 84H220V85H218V86H221V87L223 86V84H222V85H221V83H219ZM257 84H256V83L253 84V88H254V89H257V88L259 89V88H260V86H258ZM217 85H216V86H217ZM255 85H257V86H255ZM254 86H255L256 88H255ZM221 87H220V88H221ZM251 87H252V86H251ZM251 87H250V88H251ZM224 88H226V87H224ZM222 89H223V88H222ZM243 89H244V88H243ZM263 89H264V88H263ZM224 91L227 93L226 90H224ZM236 91H235V92H236ZM261 92H262V90H261ZM263 92H264V91H263ZM236 93H237V92H236ZM227 94H228V93H227ZM263 94H264V93H263ZM263 94L261 95L262 97H263ZM228 95H229V94H228ZM230 95H231V94H230ZM232 95H236V94H232ZM251 95H253V94L251 93ZM251 95L249 96L250 98H251ZM252 97H253V98H251V100H255V97H254V96H252ZM258 97H259V94H258ZM258 97H256V98H258ZM180 100H181V97L179 98V102H182V101H180ZM187 100H190V99H187ZM187 100H185V102H186ZM187 102L189 103V101H187ZM193 102H194V101H191L190 103L192 104ZM190 103H189V104H190ZM193 104H194V103H193ZM194 111H196V112H194ZM198 111H200V112H198ZM187 112H188V111H187ZM189 112H190V110H189ZM190 113H192V114H190ZM190 113H187V114L185 113L186 116H185V114H184V118H182V117H183V115H182V117H181L182 120H180V122H178L179 120H175V119L172 120V122H171V124H172V125H171V128H167V125H166V124H163V120H164V118H162L161 120H160V119H156V120H155V118L157 117L155 114H152L151 116H149L150 114L148 115V116H149V120H150V118H152L154 115H155L156 117L154 116V119L152 118L153 120H151L149 123H147L148 121H147V122H144V125L147 123L146 126H144V127H146L144 130H143L144 127L142 126L143 124H140L142 127H139L140 125H136V124L133 125L132 122H129V123H127V125L129 124L127 127H124L126 124L123 125V126L120 125V124H119L120 126L117 125L118 128H120V127L122 128V131H123V132H121V130H119V129L115 126V124L112 123L114 126H111V125H110V129L108 130L107 133L113 135L114 137H116L118 134H120V135L122 136V137H121V136L119 135L120 137H119V136H117V137H119V138H118V140H119V143H118V144H121V143H122V144L125 146V147L123 146V150L125 149L126 152H125V150H124V152H123L124 155L122 154L123 156H121V155H119V154L117 155V154H115V153H114V155L112 154V152H113V149H112V148H114V146H113L114 144L111 145V143H107V142H106V133L104 134V130H103L104 127L101 128V130L98 131L97 135H98V134H99V135H98V136L96 135L97 129H100V127H102L101 124L99 125L100 127L98 126V124L101 123V122L98 121V119H95V118H91L92 120L89 119V122H88V126H89V128H88V126H87V129L89 130V132H88V133H90L89 135H92V136L88 137V136H89L88 133L86 132V133H87V134H86V133L83 132V131H82V132L85 133V134H84V135H81V136L79 135V134H82L81 130H83L84 126L87 125V120L84 121V119L81 118V121H82L81 123L84 122L83 124H81V123L77 120L78 118H77V117H74V119H75L74 122H76V125H75V126H76V128L78 127V128H80V129H78V128L76 129V128L74 127L73 129H74V132H76L75 134H74V132H72V133H68V132H67L65 135H66L67 139L69 138L68 140H65V139H66L65 135H64V136H63V135L61 136V134H64L66 131H64V132L61 131V132H60V131H59V130H60V127H57V125L55 126V125H54V124H56L55 122H53L54 124L52 123V125H54V126H49L48 123H47V124H43L45 129H42V130H41L42 133L44 132V133L41 135V138H44V139H42V140H43V141H44V140L46 141V142L44 143V144H45V147H46L47 144H48V146H49L48 149L51 148L50 151H51V150L54 151V149H56V148L58 147V146L56 147L54 144L57 143L56 145H60V146L57 148V150H58V152H59V151H60L59 149L64 148V146L66 145L65 148H64L63 150H64V152H65L66 150H67V151L64 153L63 150L61 149L62 152H61V151L59 152V153H63L62 155H64V156H62V157H65V154H66V153H69V150H68V149H69V148L72 149L71 145L73 146V148H74L75 145H76V147L78 146V147H77V148H78L77 150L80 151L79 154H78L79 157L83 154V150H85V149L83 148L84 146H81V145H90V143L93 142L92 140H94V139H96V138H98V139H96V141L99 140V141H97V143H99V145L96 144V142H94L95 144L92 143L91 146H89V147H85V148H88V149L90 150V153H88L89 151H87V150H88V149H87V150H85L87 153L85 152L84 154H89V155H87V157H86V155H83V156L85 157L83 160H82L83 157L81 156L82 158L80 157V158H81L80 161L78 160V159H79V157H78V159H77V160L79 161V162L77 161L78 163H80L81 161H83L82 164L80 163V165H81V167H83L82 169H83L84 171L81 169V167L79 166V164H76V163H75L76 161H74L73 164H76V166L78 165V166L80 167V169H79V167L77 166V168H78L79 170H78L77 168H74L75 166H73L72 164L69 163L68 167H70L71 165H72L73 167H70V170H69V168L67 169V167H66V171H65V169L63 168V170L65 171V173L62 172V171H60V173H62V175H58V174H57L56 178H54L55 181L52 180V179H53V178H52V175H54V174H49V173H47V171H48V172L51 171L52 168L49 170V168H47L46 166L49 164L50 167H51V166H53V165L55 164V163H53V162H56L55 166L57 165L58 168H57V166H56L55 169H58V170H55V171L58 172L59 170H62V167L59 166V165H61V163H63V162L59 163V162H60V159H59V158H58L59 160L56 161V159H57L56 157H57V155H58V152H56V151H57V150H56L55 152H56L57 154L54 155L55 157H52V158H53L52 161H51V162L53 163L52 165H51V162H49V163H48V162H46V163L44 162L46 165H42V164L40 163V165H38V166H40V167L35 166V165H32V166L36 167V169L33 167V169H35V170H37V169L39 168V170H37V171H40V168L46 170V171H44V170H43V171L41 170V171L44 172V173H43L44 175H45V174H46V175H50V176H51V177H50L51 179L49 178L50 180L46 179V175L43 176L41 171H40L41 174L39 173L41 176H38V172L36 171V173H34V172H33V169H31L32 171L29 172V173L27 172L28 174L26 173V171L23 173V174L26 173V174H25L26 176H25V175H20V174H18V176L20 175L21 178H22V176H23V178H24V176H25V180L22 178L23 181H21V180H22V179H21V180H20V183L17 182V181H19L18 179H20V176H19V178H15L16 181H14V182H16V184L14 183V184L11 185V182H10V181H12L11 178L14 177L13 174H12V173H14V172L11 173L12 169H11V171H10V173L12 174V177H11V176L9 177V176H7V175L10 174V173H9V169H10V167L12 168L13 166L10 165V166L8 167L9 169H7L6 167H7L10 163L12 164V163H14V162H15V163L17 162V160H16V158L14 157V155H15V153L18 152L19 149H18V147H17V148L15 147L16 145L13 146V144H16V143H17L16 140H17L19 137L16 136L17 131L15 130V132H12L10 135H7V136L9 137L8 140H10V142H13V140H15V139H13V138H16V140L13 142V144H12L11 147H15L14 149H16V150H14V149H12V150H13V151H17V152H13L11 149H7V146L3 147V146H1V144H0L1 148H3V149L6 148V149H7V150L5 149V150H6L5 152H6V154H7L8 156H6L5 153H4V155H5L4 158H5V157H9V155L11 156V158L14 157V160H12L10 157L8 158L9 160L11 159L12 161H11V160H10V161H9V160H6L7 158H6V159L2 158L3 155H2L1 153H3V151H2V149L0 148V154L2 155V157L0 156V157H1V158H0L1 165H2L3 163H4L3 166L6 165L4 161H3V162L1 161L2 159H4V160L6 161V163H7V161H8L7 166H5V168H4V170L7 169L8 172H7L6 170L3 171V169H2V170L0 169V185L2 184L1 182L3 181L4 178H5V180H10L9 183L6 182V185H7V183H8V184L11 185V187H12L13 189H15V190L13 191L14 193H12V190H13L12 188H11L12 190H10L11 192L8 191V193H12V194H14V195L16 194V195H15V199H14L13 195L10 194V195L13 197V198H12L13 201H16V198H17L16 196H18L19 198H17V202H19L20 204H22V206H25V205H23V203L27 202V203H26V205L28 204L27 206H29L30 204H33L34 206L39 205V206H38L39 208L36 207L37 210L40 209V211H42L43 209H41V208L46 209V210H43L42 213L47 211L44 215H46V216L49 217V218H48V219H49L48 221L51 223V225H52L53 220L56 221V218L58 219L57 223L54 222L53 226H55V224L58 226V225L61 224V223L66 224V225H67V224L69 225L70 223H67V220H68L69 218H68L66 215L69 216V214H72L71 212H73L76 208H79V207L81 208L82 204L85 203V200H84V199H88V200H86L87 202H88L89 199H90V202H89V203H90V206H89L88 204H86V203H85L84 205H85V206H88L87 208H91V206H92L91 204H93V203H91V202H93L91 199L93 198L97 203H98V202H99V203L97 204V203H95V201H94V204H93L94 207L91 208V209H89V211H90V215H91L90 217H89V215L87 214L88 211L85 210L86 213L84 212V209L86 208L84 205H83L81 211H79V209L77 210V212H79V213L75 212L76 210L73 212L72 215H74V213H75V215L77 214L76 216H74V217H73V216H70V217L74 218V219H73V220L75 221L74 224H75V223H76V224L81 223V224L78 225V226H80L81 229H80L79 227H77V225L75 224L76 227H77V228L75 227V230H76V231H77V230H78V231L80 230L79 233H77V234H79V235H77V236H79V237H81V238L85 236V233H87V231H86V229H87L86 224H87V225H88L89 223H90L91 225H92L93 223L95 224V226H93V225L91 226L92 229H91V227H90V229H91V233H90V229H89V227H88L89 232H88L87 234H90V235L88 236L87 243L89 242V239H90L91 237L94 238L95 235L92 236V235H93L92 233L95 232V234H96V233H97V229H98V234H97V236H95V239H97V241H96L95 244L93 243L96 247L93 246V244H91L92 241H93V239L90 241L91 243H88L87 245L85 244V243H86L85 241L82 240L83 242H85V243H82V241L78 239L77 242L79 241V242H78L79 244H80V242H81V244L85 245L84 247H83V246L81 247V245L78 244V247H79L80 250H81V248H87V246L91 244L90 247H89L90 249H88V250H91V249H93L94 247L97 248V249H98L97 253L100 252L101 254L99 253V255H100L101 257H100L98 254H97V255L99 256V258H102V257H103V259L100 260L101 262H102V260H103V263H102V264H113L114 262H115V264H116V263H118V264H119V263H120V264H124L125 262H126L125 264H127V261L130 260L131 257H132V258L135 257V258H133V262L136 261V257H137V255L140 254L139 251H141V254H142V255H138L139 258H140L141 256H143L144 254L148 256V252H150V250H151V247H150L149 244H151L152 247H153V245H156V244H157L156 246L159 245V246L161 247V246L163 245V242H164L163 240H165V238L162 240V242H156L155 237H153L154 241H149L150 238L152 239L151 236L154 235V234H152V233L149 234L151 230L153 231V229H152V227H148V224H149V223L147 222V218H148L149 216H151V215H149V216L147 215V216H146V217H147L146 220L144 219L145 222H144V221H143V222H140L141 219H140V217H139V210H137L138 208H136V209H135V208H133V209L128 208L129 211L127 210L128 213L125 214V213H124V212L126 211L125 209H127V208L125 207V202H121V203H120V204H121L120 207H118L119 204H118V206H117V202L114 203V201H116V199H113V198H115V197H113L114 195H111V194H115L114 191H116V190L119 191V189H117V188H120V186L118 185V184H119V181H118V180H120V178H121V176H122L121 171H122L123 168L125 169V168H127L128 165L130 166L131 163L133 164V161H134V163H136V160L139 161V162H141V161H142V162H141L140 164L137 162V163H138V166H137V163H136V165H135V164H134V165H131L132 168H135V166H137V168H140L139 165H141V168H142V166H144L143 169H146V168H148V166H149L150 164H153V163H152V160H153V159L155 160V161L153 160L154 163H156V162L160 163V162H161V161H160L161 159H162L163 161L165 160V161L167 162V160H169V157H170V156H166L164 150L167 149L166 152H168V150L171 148V146H170V147H168V148H169V149H168L167 146H166V144H167V142H168L169 140L171 141V143L173 142V144H174V145L176 144L177 146L180 145V142H183L182 144H183V145L185 144L184 147H183L182 145H180V146H182V147H179V149L184 148V150H185V149H186V150H189L188 152H191V151H192L193 154H192V153H191V154L189 153V156L193 155V158H196V157L199 158V154H201V153H203L204 155H203V154H201V155H203V156L205 157V155L209 152V155H208V156L206 155L207 158H205V160L207 159V160L212 161V160H214V159L212 158V160H211V159L209 158V156L214 157V156H217V155H218V156H217L218 158H219V157L221 158V156H222V158H223L224 155L226 154L225 152L229 151L230 153L232 152L231 155H230V153L228 152V156H229V157L232 156L231 158L228 159L229 162H228V160L226 161V159L228 158V157H226L227 154H226V156L223 158L225 163L223 162V159H222V158H221L222 160L219 159V160H217V162H216L217 157H214V158H215V162L218 163L219 166H221V167L219 168V169H221V170L218 169V174H219V176H220V177L218 176V178L221 179V180H219L217 177L214 178V180L212 179V177H211V178L207 177V176H209L208 174H211V173H212L211 171H213V170L209 171V169H206L207 164H206V167H203V165H205V164H203V165L201 166V169H202V167L205 168V169H202V170L206 172V174H207L206 178H208L209 180H212V181H208V182L213 183L212 186H214V187H212L213 190L211 189L212 192H215V193L217 192V193H218V192H219V191H218L219 189H220V191H221V190H224V189H222V187H223L222 185H225V186H226L227 184H230V182H232V178H233V177H232L231 180H230V177H231V176L229 175V174H231V173H229V172H230V170L232 169V166H231V168H229V167H230V164L233 162L232 160H234L235 157L237 158V155L234 156L233 153H234V154H238V153H239V154H238L239 159H240V161L244 160V161H243L244 163H243V162H238V163H239V165H238V163H237V159L234 160V162L236 161V164H237L236 167L234 166V169L237 168L238 170L235 169V171H238V172H239V173H237V174H236V172H235V174H234V175H235V176H234L235 178L239 176V177H238L239 179H236V181H237V182H238L239 180H240V182L243 181V180L245 181L246 179L244 178V175H245V177H248L249 179L255 177V178L252 179V180L255 181V179H256L257 181H256V183L252 181V184H253V183L256 184L255 187L252 186L251 184L249 185V183L251 182V180L245 181V183L248 184L247 187H248V186H252V187H250V190H249V188H248V189L245 188L246 191H242L244 188L241 189V188L239 187V185L242 184V183H243V185H244L243 187H246L244 181L241 182L239 185L237 184L236 181H233L234 184H233V182H232L231 184H233L232 186H235V184H236V187H227V186H231V184H230V185H227V186H226V189H225V190H226V193H224V191H223V192H222L223 194H221V195H223V196H224V194H226V197H227L228 195H229L230 197H228V198H225V196H224V197L221 196L222 198H221L220 196H218V197L216 196L217 198L215 197V199H217V200H218V198L220 197V198H221V199L219 198L220 201H222V199H224V201L226 202V203L224 204L225 206L223 205V206H224L223 209H222V207H220V208H221V209H220L221 212H224L225 210H227V207H228L229 209H230V208L232 209V207H233V210H232V211H230L231 209H230V210L228 209V212L225 211L224 214H223V213H220V214H219V213H218V210H217V207H218V209H219V205L221 206V205L223 204V201H222V202H219V200H218L219 204H217V202H216L217 200H214V199H213L214 197L212 198V196H213V195H216L217 193L211 195L212 193L210 192V188H208V187L211 186V184H210V186H208L209 183H205L204 186H205V187L207 186V188H205L204 186H202L203 183L206 182L208 179L206 180V178H204L205 176H203V178L201 177V179H204V180H206V181H204V180H200V178H197L198 175H195V174H194L193 176H196V177L193 178V176H192V178H193V179L191 178L192 181H190V183H187V181L190 180V179L187 178L189 175L187 176V173L185 174L186 171H185L184 174H182L181 176L183 177V175H185V177H183V178H185V180H186V179H188V180H186V182H183V181H185V180L183 179V181H181L182 179L180 180V178H179V177H181V176L178 175V176H179V177H178V178H179V179H178L179 181H177V179H176V181L179 182V183H177L178 185H177L176 183H173V182H175V181H174V180H175L174 178L176 177V176H174V178H173V175H172L173 173L171 174V172H170V174L172 175V178L170 177L171 175L168 176V174H167V175L165 174L167 177H169V178H171V179H174V180H171V179H170L171 182H172L173 184H170V182H169L168 184L164 182V184H163L164 187L159 188V189H157V188H158L157 185H156L157 188L154 186V188H156V189H155V190H156L155 192H157V195H156V196H157V199H158V200H157V199H155V200H157V202H158V204H159L160 206H161V205L163 206V207L161 206V208H165V206L168 205V203L166 204V201H168L167 199L169 198V196L172 195V192L174 193V191L171 192V188L175 189V186H174V185H176V189H175L176 192H175V193H176V195L178 194L177 197H179V196H180V197L178 198L179 200H176V199H177L176 197H175L176 199L173 197V198H171V200H172V202H173V199H174V202H175V200H176L177 203L175 202L174 204L176 205V207H177L178 210H179V207H181V206L183 207V205L187 203L186 200H185V198H186V199H189V196H190V197H193L194 194H195V192L197 193L198 188H199L200 186H202L205 190H204V189L201 190L202 187H200V192H201V191H202V192L200 193L199 190H198L199 193L195 194V196L193 197V201H194V199L197 200V201H195V202L201 201V202H198V203H199V206H202V205H203V206H207V208H212V207L210 206V205L212 204V206H214L213 208L217 210V213H216V214H219V215L223 214V215L220 216L221 218H217V217H216V221H217L218 219H223V220H222V223H221V220H218L219 223H216V221L214 220V221H215V224H218V225L220 226L221 224H223V222H226V221L228 220V218H229V219L231 218V220H228L229 222H228V221L226 222V226L228 227V225H229V227H230L229 230H231V229L233 230L234 226H236V227H235L236 230H235V228H234V230L232 231L231 235H230V234H227V233H230V232H231V231L228 232V230H227V233H226L227 236L225 237V236H223V235H224V234H223V230L228 229V228H226L225 224H223V226H224L225 228H222L223 226H222V227L220 226V227L222 228V229L220 228V229L222 230V231H221V230H219V228L217 227L218 225L215 227L213 222L206 221V222H210L209 225H210L211 228L215 227V229H213V230H214L213 233L215 232V230H216V232H215L216 234H219V231H221L220 234H221V236H222V237L220 236V238H219L218 235H217V237H216V235H215V233H214L213 236H215L216 238H215V237L213 238V236H211V238H212L213 240L210 238L211 243H212V241H214V239L216 240V239L218 238V240L214 241V243H213V244H216L215 247H214V249L217 248V246H218V247H219V250H218V251H219V254H220V249L224 252V256L221 255V254H223V252L221 251V254L218 255L219 257L217 256L218 258H217L216 256L213 255L214 257L212 256V258H214V259L212 260V259H210V258H211V255L214 254V253H211L212 250H209V249L211 248V247H210L211 244L207 245L206 248H204L205 246L202 247V248H204V250L210 247L209 249L205 250V251H208V250H209V251H210L209 253H208V252H205V251L201 248V250H202L205 254L208 253V256H207V255L205 256L204 253H203L204 255L202 256V255H201L202 252H201V251L199 252L198 250H196V249H197L198 247H200V246H199V245H196L195 241H193V240H194L195 237H198V236H199V238H200L201 233H204L205 231L208 232L209 229H211V228H208V229H207V227L205 228V225L207 226L208 223H207V224L202 223L203 220L201 219V220H202V222H201V221H200L199 219H197V218H199L200 216L203 217V216L205 215V213L207 214L209 211L214 210V209H211V210L208 209L209 211L207 210V212H206V210H205V212H202V211L204 210V208L206 209V207H204V208L202 207L203 210L201 209V210H202V211H201V210H198V205H196L197 207H196L195 205L192 206V207H196V208H197V210H195V209H194V211L192 210L193 213L196 211L195 213H196L197 215H195L194 217H190L189 214H192V213H189V214H188L189 216H187V217H190V219L188 220V222L186 223V221H185V222L181 223V224H183L184 228H183L182 226H180L181 228L179 227V225H178V224H179V219H178L177 217H175V216L172 217L173 219H171L172 221H171V220H170V221H171V223H173V222L176 223V225H177V226H176V227H177L176 230L178 231V230H179L178 227H179L180 229H182L181 232L184 231V233H185V234H184V233L181 234V232H180L179 234H181V236H183V235L185 236V235H186L185 237L189 236L190 239H191V236H192L193 234L189 235V234H190V233H189V234L187 235V234H186V231H187V233H188L189 231H193L192 233H194V234L196 235L197 233L195 232V230H197V228H199V227H200V229H201V228H204V230L201 229V233H200V235H199V233H198V234H197L198 236H197V235H196V236L194 235L195 237L192 236V237H194V238L192 239V241H191L190 239H188L189 241H191V244H192L193 248H195L194 250H193V248H192V251H195V250H196L195 252H199V254L197 253V254H196L197 256H194V255H192L193 252L189 254V252H188V250H187L189 258L186 257L187 255H186L185 257H182V258H181L182 255H179L181 259L184 258V259L181 261L182 263H180V262H179L180 260H179V259H176L177 257H179V256L176 254V251H177L178 249H180V248H178V245H179V246H183V249H184V245H185V246L188 245V244H189V241L186 242V240H185L184 238H183V240H185V241H183V240H177V238L179 239V237H180V239H182V237L179 236V234H178V236H175V235H177L176 233H174V234H175L174 236H173V234L171 235V233H173V230L176 231V230L174 229V228H176V227H175L174 224H173V225H174V226H173V225L170 223V221H169V222L167 221L168 223H170V224H169L170 229H171V227H172V228L174 227V228H173L172 232H170V231H171V230H170V231H169L170 234H167L166 236H170V235H171V236H173L172 238L177 237V238H176L177 241H174L175 238L172 239L171 236L166 238L167 240H168V238H169L170 241L173 240L174 242L172 241V244L174 243V245L178 248V249L176 248L177 250H174L175 246L172 245L171 242L169 241L171 246L167 245V247L170 249V247L173 246L172 248H173V250L175 251V253H174V251L171 249V250H172V253H169L170 255H171V254L173 255V256H170V255H169V258L171 257V258H170V259H171V262H174V263H175V261L177 260V262L180 263V264H184V263L186 264L187 262H188V264H189V263L191 262V261H190V257H191V258H194V257H195V258H197V264H201V262H203L202 264H204V263H206V262H208L209 264H218V262L221 263V264H254L255 262H256L255 264H257V262H261V263H262L263 260H264L263 257H262V256H263L262 253H264V250H263V249H264V245H263V244H264V236L262 235V236H263V237H262V236H260V235H261L262 233L264 234V203H262V202L264 201V195H263V193H264L263 191H264V190H262V189H264V180H258L257 177H258V175H261V173L264 171V163H263V165L261 164V161H262L263 159L261 158L262 160H260V159L257 157L258 150H255V151H257V153L254 152V153H256V155L252 152V151H254V149H255L254 146H253L254 148H252L253 150H251V148H250V149L247 148V147L245 148V146H246V142H245V141H246V140H245V141L243 140V141H244V142H243L242 139H241V138L243 137V135H242L241 138H239V139H240V144H242V145L245 144V146H243V148L245 149V150L243 149V151H245V152H241V151H240V148L242 149L241 146H238V145H240V144H238L237 146H235L237 149H239V151H238L236 148H234V146H232L233 144H232V145L230 144V146H228V145H229L228 140H230V139H228V140L225 141V142L228 143V145H227V143L225 144V145H227V147H228V150H226V151H225V148L227 149V147H226L224 144H222V143H223L222 140H220V142H222L221 144L225 146L224 149H223L224 146H222V145L220 146V144H219L220 142H217L218 139H217V140H216V139H212V142H213V140H216V142L219 144V147H220V148H219L218 145L215 144V143H216L215 141H214L215 143H214V142L212 143L211 140H210L209 138H206V137H208V136L210 137V135L207 134V132H208L207 130H208V127H209V126L207 127V125H209V122H210V119H209V117H208L209 114H207L208 112L206 113L205 110H204V112H203V110L201 111V109H200V110H199V109H195V110H192ZM193 113H194V114H193ZM181 118H180V119H181ZM208 119H209V120H208ZM76 120H77L78 122H77ZM160 121L162 122V124H161V126H158V125L160 124ZM176 121H177V122H176ZM97 122H98V123H97ZM164 122H165V121H164ZM173 122H174V123H173ZM207 122H208V123H207ZM43 123H46V122H43ZM96 123H97V124H96ZM49 124H50V123H49ZM77 124H79V125L81 124L80 127H79ZM91 124H92V125H91ZM94 124L97 125L98 127H97V126H96V127L94 126V128L92 129L93 132H94V129H95V132H94L93 134L96 135V136L94 137V139H93V138H91V137L94 136L93 134H91V133H92L91 127H93ZM45 125H46V127H45ZM50 125H51V124H50ZM83 125H84V126H83ZM154 125H157V127L154 126ZM165 125H166V126H165ZM47 126H48V127H47ZM111 127H113L114 129L111 128ZM160 127H161V128H160ZM58 128H59V129H58ZM81 128H82V129H81ZM96 128H97V129H96ZM115 128H116V129H115ZM121 128H120V129H121ZM141 128H142V129H141ZM152 128H153V129L156 128V130L154 129V130H155V131H154ZM3 129H4V128H3ZM3 129H2V130H3ZM5 129H6V128H5ZM14 129H16V128H14ZM73 129H72V131H73ZM117 129H118V130H117ZM123 129H124V130H123ZM157 129H158V130H157ZM162 129H163L164 131H162ZM43 130H45V131H43ZM75 130H78V131H75ZM90 130H91V131H90ZM114 130H115V132H114ZM141 130H143V131H141ZM152 130H153V131H152ZM173 130H174V131H173ZM4 131H5L6 134H8L7 130H4ZM79 131H80V132H79ZM111 131H112L113 133H112ZM117 131H119V132H117ZM157 131H158V132H157ZM160 131L165 132V138L160 137V139H159V138L157 139L158 134H159V136L164 135V133L162 134V132H160ZM170 131H171V132H174V133H173L174 135L176 134V132H177V134H178V135H176V138H175L174 140L170 139V138H172V137H171V134H172V133H170ZM175 131H176V132H175ZM62 132H63V133H62ZM70 132H71V131H70ZM101 132H102L103 134H102ZM120 132H121V133H120ZM124 132H125L126 134H123ZM143 132H144V134L146 133V134H145L146 136H147V134H148V136H149V134H150L149 137L147 136V137H148L147 140L144 139V140L146 141V143H144L145 141H144L143 139H141V137H143V136H142V135H143ZM151 132H152V133H153V132H157V133H156L157 135H156V134H153V135H156V136H157V137H154V138L157 139V140H155V139L153 138V135L151 136V134H152ZM159 132H160L161 134H160ZM5 133H3V134H5ZM45 133H47V134H49V135H47V134H45ZM78 133H79V134H78ZM116 133H117V134H116ZM208 133H209V132H208ZM3 134L1 133V135L4 136L3 138H2L1 135H0L1 140L4 139V140H2V142H3V143H6V144H7V142H8V147H9V145H10V144H9V141L6 142V138H8V137L5 136L6 134H5V135H3ZM44 134H45V136H44ZM67 134H68V135L70 134V136H72V137L67 136ZM72 134H73V135H72ZM77 134H78V136H79L80 139H81L80 142H79V139H77V138H79V137L76 136ZM128 134H129V135H128ZM141 134H142V135H141ZM12 135H13L14 137H13ZM17 135H18V134H17ZM85 135H86V137L89 138V139L85 138ZM100 135H101V136H100ZM124 135H128L129 138H130V136H131V139H134V137H135V139L129 141L130 143L127 142V144H128V145H127V144L124 142V137H123ZM140 135H141V136H140ZM145 135H144V136H145ZM207 135H208V136H207ZM10 136H12L13 138L10 137ZM15 136H16V137H15ZM42 136H43V137H42ZM74 136H75V137H74ZM82 136H84V137H82ZM102 136H103V137H102ZM138 136H139V137H138ZM177 136H178V137H177ZM204 136H206V137H205L206 140L209 139L210 145H211V143H212V145H214V146L216 145L218 148H217L216 146L214 147V146L211 145V147H212V149H211V147H210V145L208 144V142L205 141ZM17 137H18V138H17ZM62 137H63V138H62ZM64 137H65V138H64ZM81 137L84 138L86 141H87V140H90V141H89V142H84L85 140H83ZM117 137L115 138V139H116V140H115L116 142H118ZM137 137H138L139 139H138ZM70 138H73V139H70ZM102 138H104V140H103ZM161 138H163V139H162L163 141H164V139L166 140V141H164L165 143L161 140ZM211 138H213V137H211ZM245 138H246V137H245ZM263 138H264V137H263ZM11 139H13V140H11ZM91 139H92V140H91ZM136 139H138V140H136ZM151 139H153V141H152ZM178 139H179V140H178ZM243 139H244V137H243ZM246 139H247V138H246ZM1 140H0V141H1ZM52 140H53L55 143H54ZM63 140H65V141H63ZM82 140H83V141H82ZM101 140H102V141H101ZM154 140L157 141V142H154ZM159 140H161V142H163V144L160 143ZM180 140H181V141H180ZM198 140H200V141H198ZM262 140H263V139L261 138V142H262ZM56 141H57V142H56ZM71 141H73V142H72L73 144L70 143ZM94 141H95V140H94ZM103 141H105V142H103ZM140 141H143V142L141 143L142 145H144V144L147 145V146H146V145L144 146V147H147V148H146V151H145V148H142V147H141V144L138 143V142H140ZM150 141H151V142H154V143H157V145H158V144H159V145L162 144L163 146L161 145V146H162V147H161V146H159V145L157 146V145L155 144V145L157 146V149L154 150L153 147H154L155 145H154V143L151 144ZM170 141H169V142H170ZM179 141H180V142H179ZM218 141H219V140H218ZM2 142H0V143H2ZM15 142H16V143H15ZM67 142L70 143V145H69ZM120 142H121V143H120ZM123 142H124V143H123ZM178 142H179V143H178ZM198 142L201 143V144L199 143V145H201L200 148L197 147V146H199V145H198ZM229 142H230V141H229ZM241 142H242V143H241ZM247 142H248V141H247ZM263 142H264V141H263ZM263 142H262V143L259 142V145L261 144V147L264 146V145L262 146ZM50 143H51V144H50ZM53 143H54V144H53ZM58 143H59V144H58ZM64 143H65V144H64ZM66 143L69 145V146H68L69 148L67 147V144H66ZM85 143H87V144H85ZM147 143L150 144V145L148 146ZM231 143H233L232 140H231ZM106 144H108V145H107L106 148H104L103 145L106 146ZM168 144H169V143H168ZM178 144H179V145H178ZM50 145H51V147H50ZM52 145H54L56 148L54 147V149H53ZM92 145H94L93 150H92L93 152H92L91 149H90V148L92 147ZM101 145H102V146H101ZM151 145H152V146H151ZM235 145H236V144H235ZM33 146H34V145H33ZM48 146H47V147H48ZM79 146H80V147H79ZM156 146H155V147H156ZM231 146H232V150L230 149ZM247 146L250 147L251 145H249V143H248ZM47 147H46V148H47ZM60 147H61V148H60ZM66 147H67L68 149H66ZM76 147H75V149H76ZM164 147H165V148H164ZM213 147H214V148H213ZM238 147H239V148H238ZM80 148H82L83 150H81ZM99 148H101V149L103 148L102 150H104V149H105V150H106V149L108 150V149H109L108 151H109V153H110V156L108 155L109 153L107 152V150H106L107 154L105 153V150H104V152H101V155L105 154L106 159L103 160V157L105 158V156L103 155V157H102L101 155H99V154H100L99 151L101 150V149L99 150ZM151 148H152L153 150H151ZM160 148H161V149H160ZM163 148H164V149H163ZM194 148L196 149V150H194L196 153H199V152H200V153L196 155V153L193 152V149H194ZM198 148H199V149H198ZM233 148H234L235 150H234ZM17 149H18V150H17ZM65 149H66V150H65ZM110 149H111V150H110ZM141 149H142V150H141ZM197 149H198V150H197ZM220 149H222V151H220ZM182 150H183V149H182ZM208 150H209V151H208ZM211 150H212L214 153H215V152L217 153V151H218V152L220 151V152L217 153V154H216V153L214 154ZM214 150H215V151H214ZM233 150H234V151H233ZM236 150L238 151L237 153L235 152ZM246 150H247L248 152H247ZM48 151H49V150H48ZM70 151H71V150H70ZM81 151H82V152H81ZM141 151H142V152H141ZM144 151L147 152V153L145 154ZM148 151H149V153H148ZM153 151H154V152H153ZM176 151H177V150H176ZM210 151H211V154H210ZM223 151H224L225 154L222 153ZM55 152H52V151H51L50 153L55 154ZM185 152L187 153V151H184V153H185ZM246 152H247L248 155L246 154ZM91 153L94 155L93 157H95V159L97 158L96 160L93 159V157L90 155ZM95 153H96V154H95ZM102 153H103V154H102ZM128 153H129V154H132V155H129ZM150 153H151V154H150ZM181 153H183V152H181V151L179 152V150H178V151L176 152V154H178V155H176V154H174V155H176V157H177V159H178V158H180ZM205 153H206V154H205ZM212 153H213V154H212ZM220 153H222V154H220ZM244 153H245V155H244ZM80 154H81V155H80ZM144 154H145L146 156H148V155H150V156L146 157ZM170 154H171V153H170ZM179 154H180V155H179ZM194 154L196 155L195 157H194ZM242 154H243L244 156H243ZM258 154H259V153H258ZM16 155H18V153H17ZM66 155H67V154H66ZM95 155H97L98 157H100V156H101V157L98 158V157L95 156ZM107 155H108L109 158H112L113 160H112V159H107ZM115 155H116V156H115ZM141 155H142V156H145L148 160H146V161H145V159H144V160H139V159H142V156H141ZM168 155H169V152H168ZM172 155H173V154H172ZM172 155H171L170 159L173 160V157H175V156H174V155L172 156ZM201 155H200V156H201ZM212 155H214V156H212ZM246 155H247V157H246V158H247V159H246L247 163H246L245 159L242 158V157H245ZM12 156H13V157H12ZM58 156L60 157V155H58ZM90 156H91V157H90ZM111 156H112V157H111ZM151 156L154 157V158L152 159ZM159 156H161V158H160L159 160H156L155 157H157V159H158ZM164 156L168 157V159H167L166 157H164ZM178 156H179V157H178ZM183 156H185V155L183 154ZM183 156L181 155V157H182V158H180L181 160L184 158ZM258 156H259V155H258ZM260 156H261V155H260ZM260 156H259V157H260ZM17 157H18V156H17ZM89 157H90V159L94 160V162L91 161V160H89ZM114 157H116V158H119V157L123 158L124 161H123V160L120 161V162H122L123 164L121 163V164H122V165H121L120 162H119V160L116 159V158H115V159H116V160H115ZM131 157H132V158H135V159L132 160ZM137 157H138V158H137ZM145 157H143V158H145ZM150 157H151V158H150ZM163 157H164L165 159H163ZM201 157H202V156H201ZM204 157H202V158H204ZM240 157H241V158H240ZM248 157H249V158H248ZM54 158H55V159H54ZM87 158H88V159H87ZM101 158H102V160H101ZM125 158H126V159H125ZM189 158H190V160H192L191 157H189ZM208 158H209V159H208ZM232 158H233V159H232ZM99 159H100V160H99ZM119 159H120V158H119ZM150 159H152V160H150ZM174 159H175V158H174ZM199 159H200V158H199ZM239 159H238V161H239ZM241 159H242V160H241ZM53 160H54V161H53ZM84 160H85V161H84ZM86 160H87V161H88V160L90 161V162L88 161V163H90V164H89V165L87 164V165L89 166V167H88V172H87V166L84 164V163L86 162ZM114 160H115V161H114ZM120 160H121V159H120ZM125 160H127V161H125ZM131 160H132V161H131ZM149 160L151 161V163L149 162L150 164L147 163ZM175 160H176V159H175ZM185 160H186V161H187V160L189 161V159H186V158L184 159V161H185ZM195 160H196V159H195ZM200 160H202V159H200ZM200 160H199V161H200ZM207 160H206V161H207ZM249 160H250V161H249ZM258 160H260V161H258ZM13 161H14V162H13ZM96 161H99V162H98V163H95ZM113 161L115 162L113 165H116L115 168L113 167V165H112V163H111V162H113ZM128 161L130 162V164L128 163ZM159 161H160V162H159ZM170 161H171V160H169L168 163H169ZM177 161H179V160H176V162H175L176 164H177ZM182 161H183V160H182ZM184 161H183L182 163H184ZM188 161L185 162L184 164H187V163H189V162H192V163L194 162V163H195L194 160H193V161H189V162H188ZM196 161H198V160H196ZM202 161H204V159H203ZM210 161H207V162L209 163ZM219 161H221V162H220L221 165L219 164ZM231 161H232V162H231ZM248 161H249V162H248ZM9 162H10V163H9ZM57 162H58L59 164H57ZM124 162H126V163H124ZM143 162H144V163H143ZM145 162H146L147 164H146ZM166 162H165V164H167ZM173 162H174V161H173ZM200 162H201V161H200ZM207 162H206V163H207ZM226 162H228V166H227V167H226V166L224 167V164L227 165ZM258 162H260V163H258ZM263 162H264V161H263ZM44 163H43V164H44ZM47 163H48V164H47ZM86 163H87V162H86ZM91 163H93V165H92ZM109 163H111V164H109ZM158 163H156L155 165H157ZM162 163H163V162H162ZM171 163H172V162H170V164H169V165H171L170 167H172L173 165H175V163H174L173 165H172ZM179 163H180V162H179ZM192 163H191V164H192ZM194 163H193V164H194ZM196 163H197V162H196ZM203 163H204V162H203ZM222 163H223V164H222ZM240 163H241V164L243 163V164H242L243 166L240 165ZM248 163H249V164H248ZM257 163L260 164V165H257V169H256V170H255V169L253 170V168H256L255 165H256ZM83 164H84V166H83ZM94 164H95V165H94ZM108 164H109V166H108ZM125 164H126V165H125ZM142 164H146V165H142ZM148 164H149V165H148ZM165 164H164V165H165ZM191 164H190V167H193V166H191ZM232 164H235V163H232ZM244 164H245V166H244ZM247 164H248V165H247ZM1 165H0V168H3ZM12 165H13V164H12ZM15 165H16V164H15ZM15 165H14V166H15ZM41 165H42V166H41ZM90 165H91V166H90ZM110 165H111V166H110ZM123 165H124V167H122ZM167 165H168V164H167ZM215 165H216V164L211 165V166H214V167H215ZM222 165H223V167H222ZM32 166H31V168H32ZM85 166H86V167H85ZM93 166H94V167H93ZM133 166H134V167H133ZM146 166H147V167H146ZM153 166H154V165H153ZM211 166H209L210 169H211ZM247 166H248V168H247ZM48 167H49V166H48ZM63 167H64V166H63ZM84 167H85L86 169H84ZM116 167H117V168H120V167H121V168H120L121 170H120V169L117 170ZM150 167H152V165H151ZM173 167H174V166H173ZM188 167H189V166H188ZM188 167H187V168H188ZM199 167H200V166H199ZM214 167H212V169H213ZM241 167L244 168V171H245L246 169L248 170V171L246 170L247 174H246L244 171H243V172H244V175H243V172L240 173V168H241ZM258 167H259L260 169H258ZM46 168H47V169H46ZM59 168H61V169H59ZM72 168H74L75 170L72 169ZM130 168H131V167H130ZM141 168H140V170H139V169L136 170V168H135L134 170H136V172L139 171V172L142 174L143 171H142ZM180 168H181V167H179L178 169L180 170L181 173H183L181 170L186 169V168H184V167L181 168V169H180ZM207 168H208V167H207ZM217 168H218V167H217ZM222 168H225V169H222ZM245 168H246V169H245ZM250 168H251V169H250ZM14 169H15V167H14ZM53 169H54V168H53ZM71 169H72V170H71ZM76 169H77V170H76ZM173 169H175V168H173ZM178 169H177V172H178ZM190 169H191V168H190ZM190 169H189V170H190ZM249 169H250V170H249ZM261 169H263L262 172H261ZM67 170L70 171V172L73 171V170L76 171V172H77V171H80V172L83 171L84 174H83V172H82V173H80V172H77V173H76V172H75V173H73V174H72V172H71V173L69 174V173H66ZM81 170H82V171H81ZM148 170H149V168H148ZM191 170H194V169H191ZM195 170H196V169H195ZM202 170H201V171H202ZM206 170H208V172H211V173H208ZM222 170H224L225 173H224V172L220 173ZM225 170H226L227 172H228V171H229V172L227 173ZM258 170H260V171H259L260 174H259ZM13 171H14V170H13ZM29 171H30V170H29ZM53 171H54V170H52L50 173H52ZM74 171H73V172H74ZM115 171H117V172L115 173ZM173 171H174V170H172V172H173ZM175 171H176V169H175ZM175 171H174V172H175ZM203 171H202V172H203ZM232 171H233V169L231 170V172H232ZM253 171L258 172V174H256V172L253 173ZM3 172H4V173L7 172V173H9V174L5 173L6 175H4ZM57 172H55V173H57ZM112 172H113L115 175L117 174V177H115V175H113ZM122 172H123V171H122ZM139 172H137L136 174H137V175L140 174ZM180 172H178V174H180ZM205 172H203V174H205ZM60 173H59V174H60ZM85 173H86V174H85ZM119 173H120V174H119ZM148 173H150V172L148 171ZM190 173H191V172H190ZM195 173H196V172H195ZM233 173H234V172H233ZM263 173H264V172H263ZM263 173H262V174H263ZM21 174H22V173H21ZM35 174H37V175H35ZM68 174H69L70 178L67 179ZM87 174H88V175H87ZM134 174H135V173L133 172V174H132L133 176H132V177H134ZM141 174H140V175H141ZM176 174H177V173H176ZM192 174H193V172H192L190 175H192ZM206 174H205V175H206ZM222 174H223V175H222ZM227 174H228L229 178H228ZM238 174H239V175H238ZM241 174H242V175H241ZM253 174H256L257 176H253ZM119 175H120V176H119ZM211 175L214 177L213 174H211ZM221 175H222V176H221ZM224 175H225V177H224ZM236 175H237V176H236ZM240 175H241L242 179L244 178L243 180H241ZM4 176H5V177H4ZM6 176H7L8 178H6ZM54 176H55V175H54ZM54 176H53V177H54ZM62 176H63L64 178H62ZM159 176H160V175H159ZM159 176H157V177H159ZM166 176H165V177H166ZM186 176H187V177H186ZM232 176H233V175H232ZM252 176H253V177H252ZM15 177H17V175H16ZM114 177H115L116 179H115ZM118 177H119V178H118ZM135 177H136V176H135ZM182 177H181V178H182ZM222 177L224 178V179H223L224 181H222ZM260 177H263V175L259 176L258 178H260ZM47 178H48V177H47ZM122 178H123V177H122ZM169 178H166V179L169 180ZM189 178H190V177H189ZM235 178H233V179L235 180ZM248 178H247V179H248ZM12 179L15 180L14 178H12ZM65 179H66V180H65ZM113 179H114V180H113ZM117 179H118V180H117ZM123 179H124V178H123ZM123 179H121L120 181H122ZM196 179H197V180H196ZM217 179L219 180V181H217V182H219V183H216V184H215L214 181L216 182ZM225 179H226V180H225ZM228 179H229V180H228ZM260 179H262V178H260ZM263 179H264V178H263ZM111 180H113V182H112ZM164 180H165V179H164ZM170 180H169V181H170ZM227 180H228L229 182H228ZM110 181H111V182H110ZM195 181H196L197 184H194ZM201 181H203V182H201ZM221 181H222V183H220ZM261 181H262L263 187H262ZM3 182H5V181H3ZM115 182H116V183H115ZM167 182H168V181H167ZM180 182H181V184H180ZM182 182H183V184H182ZM188 182H189V181H188ZM198 182L201 183V184H199ZM223 182H225V184H223ZM227 182H228V183H227ZM17 183H18V184H17ZM66 183H67L68 185H67ZM107 183H108V184H107ZM113 183H115V188L113 187V185H114ZM156 183H157V182H156ZM184 183H186V185H188V186L186 187V185H184ZM226 183H227V184H226ZM65 184H66V185H65ZM106 184L108 185V188L113 187L112 190H111V188L108 189V190H106V189H107V186H105ZM111 184H112V185H111ZM158 184H159V182H158ZM160 184H161V183H160ZM165 184H166V185H165ZM169 184H170L171 186L173 185V187H170ZM206 184H207V185H206ZM214 184H215L216 186H215ZM218 184H221V185H218ZM4 185H5V184H2V186H4ZM10 185H7V186L9 187ZM110 185H111V186H110ZM180 185H182V186H180ZM193 185H194V186H196V185L198 186V187H197V190H196V188H194ZM199 185H200V186H199ZM2 186H0V189H1ZM109 186H110V187H109ZM117 186H118V187H117ZM177 186H179V187H177ZM192 186H193V187H192ZM217 186H218V187H217ZM220 186H221V188H220ZM256 186H259V187H262V188L260 189V188L258 187L259 189L257 190V187H256ZM116 187H117V188H116ZM159 187H161V186H159ZM184 187H185V189H184ZM238 187H239L241 190H237L236 188H238ZM253 187H254V188H253ZM5 188H6V186H5ZM131 188H132V187H130L129 191L133 190V188H134V190H136L135 186H133L132 189H131ZM187 188H188V190H187ZM190 188H191L192 190H193V188H194L196 191L193 190V191H194V192H193ZM227 188H229V189H227ZM230 188H232V189L234 190V194H235V195H238L239 192H242V193H241L242 196H241V194L239 193L240 195H238L237 197H235L236 199H237V198H238V199L240 198L241 200H245V201L248 200L247 198H249V200H250V198H252V199L250 200L249 203H248L249 200L246 201V202L244 201V203H247V205L244 204V203H242V202H240V199H239V202L241 203V205H240V204H238L239 202L237 203V200H238V199L236 200L235 198H233V199L236 200V202H235L234 204H231V202L233 201V199L231 198V196H233V194H232V193L229 194V190H230V191H233V190H231ZM234 188H235V189H234ZM255 188H256V189H255ZM7 189H9V188H7ZM7 189H6V190H7ZM113 189H115V190L113 191ZM214 189H215V190H214ZM2 190H3V191L5 190L4 187H2ZM110 190H111V191H110ZM134 190H133V192H134ZM158 190H159V191H158ZM182 190H183V193H181ZM235 190H236L238 193H236ZM251 190H253V191L251 192ZM256 190H257V191H260V193H262V192H263V193H262V194H259V193H257ZM261 190H262V191H261ZM105 191H106V192L108 191V192L106 193ZM117 191H116V195H117V193H118ZM189 191H192V193L189 192ZM203 191H204V192H203ZM227 191H228V192H227ZM255 191H256V192H255ZM0 192H1V191H0ZM6 192H7V191H6ZM6 192H5V193H6ZM93 192H94V193L96 192V194L93 195ZM111 192H112V193H111ZM139 192H140V191H139ZM170 192H171V195H169ZM177 192H178V193H177ZM209 192H210V195H211V196L209 195ZM245 192L247 193V195L249 194V196H246ZM248 192H251L252 194H254L253 192H255L256 195L254 194V196H257V200H258V199H259V200L262 199L263 201H262V202H260V201H255V200H256V199H254L255 197L253 198V197H252L253 195L250 194V193H248ZM8 193H7V194H8ZM86 193H87V194H86ZM97 193L99 194V196H100V194H101V196H103L102 194H104V196H106V198L103 197L104 199H102V197L100 196V197H101V201H99L100 198L97 197V195H98ZM105 193H106V195H105ZM109 193H110V195H109ZM121 193H122V191H121ZM135 193H136V191H135ZM137 193H138V192H137ZM137 193H136V195H138V196L141 195V193H139V194H137ZM189 193H191V194L188 196L187 194H189ZM193 193H194V194H193ZM219 193H220V192H219ZM219 193H218V194H219ZM243 193L245 194V196H244ZM89 194H91V195H93V196L91 197V195H89ZM118 194H119V193H118ZM122 194H123V193H122ZM122 194H121V195H122ZM124 194H125V193H124ZM155 194H156V193H155ZM231 194H232V195H231ZM83 195H85L84 198H83ZM87 195L90 196V198H89V197H86ZM107 195L109 196V200H107V198H108ZM116 195H115V196H116ZM119 195H120V194H119ZM183 195H185V196L182 198ZM191 195H193V196H191ZM219 195H220V194H219ZM11 196H10V197H11ZM61 196H62V197H61ZM138 196H137V197H138ZM174 196H175V195H174ZM239 196H241L242 198L239 197ZM262 196H263V197H262ZM21 197H23V198L26 197V199H29L30 202H29V200H25V199H23L24 201L22 202V200H21L22 198H21ZM81 197H82V198H81ZM95 197H96V198H95ZM111 197H112V200H110ZM116 197H118V195H117ZM206 197H207V198L211 197L213 200H212V199L210 200V198L207 199ZM233 197H234V196H233ZM59 198H60L61 200H60ZM72 198H73V202H74V201H75V202L73 203L74 206L71 204V205H72V208H71V207H69V204L71 203ZM74 198H75V199H77V198L79 199V198H80V199H81L82 201H84V202L81 203L80 199L76 201V200H74ZM97 198H98V200H96ZM119 198H120V197H118V199H119ZM205 198L207 199V201H205ZM243 198H246V199H243ZM118 199H117V200H118ZM191 199H192V198H191ZM201 199H204V201L201 200ZM226 199H227V201H228L229 199L232 200V201H230V203H229V204H231V205L228 204V202L226 201ZM253 199H254V200H253ZM18 200H19V201H18ZM44 200H45L46 202H43ZM171 200H170V201H171ZM184 200H185L186 203L184 202ZM209 200H210L212 203H209V202H210ZM64 201H65V202H64ZM78 201H79L80 203H79ZM189 201H190V199H189ZM208 201H209V202H208ZM214 201H215L216 203H213ZM77 202H78L77 205H79V206H76V205H75ZM104 202H105V204H104ZM118 202H119V201H118ZM168 202H169V201H168ZM190 202L192 203V200H191ZM190 202H189V203H190ZM43 203H44V204H43ZM61 203H63V204H64V203H65V204L67 203L68 205H67V204H66V205H67L68 207H65V205L63 206ZM198 203H197V204H198ZM201 203H202V205H201ZM205 203H206V204L209 203V204L205 205ZM232 203H233V202H232ZM59 204H61V205H60L61 207L63 206L62 208H64V207H65V208H68V211H69L70 213L67 211L68 214H65V215L63 214V215H64V216H63L61 212H64V211H65V208H64V210H63V209L61 210V208H60V211H59V209H58ZM95 204H96V205H95ZM114 204H115V205H114ZM195 204H196V203H195ZM213 204H214V205H213ZM216 204L218 205L217 207H215ZM242 204H244V205H242ZM33 205H32L31 207H33ZM71 205H70V206H71ZM159 205H158V207L160 208ZM191 205H192V204H191ZM55 206L57 207V209H58L57 211H59V212H57V211L55 212V211H54V209L56 210ZM75 206H76V207H75ZM116 206H117V208H115ZM187 206H188V205H187ZM226 206H227V207H226ZM230 206H231V207H230ZM84 207H85V208H84ZM113 207H114L115 210H117V211H118V209H119V210L121 209V210L119 211V214H121V217H122V219H121L120 215H116V213H115V215H116L117 217H119V218L117 219V221H115V222H116V225H115V226H113L115 222L113 223V221H112V219H111V218H113L114 216L111 217V214H108V213H112L110 210H111V208H113ZM121 207H123V208H121ZM185 207H186V205L183 207V208H184V211H187V210L190 209L191 206H189V209H188V207H186V208H185ZM34 208H35V207H33V209H34ZM47 208H48V209H47ZM70 208H71V209L74 208V209H73V210H69ZM83 208H84V209H83ZM114 208H113L112 211H113V212H116V211L114 210ZM200 208H201V207H200ZM50 209H51V210H50ZM123 209H124L125 211H124ZM185 209H187V210H185ZM224 209H225V210H224ZM122 210H123V211H122ZM131 210H132V211H131ZM33 211H34V210H33ZM35 211H36V210H35ZM49 211H50V212H49ZM51 211H52V212L54 211V212H55V215H53L54 212H53V214H51V213H52ZM180 211H181V208H180ZM192 211H191V212H192ZM197 211H199V212L197 213ZM220 211H219V212H220ZM48 212H49V213H48ZM107 212H108V213H107ZM122 212H123V213H122ZM157 212L159 213V211H157ZM201 212H202V213H201ZM213 212H215V210H214ZM47 213H48V214H47ZM56 213H57V214H56ZM58 213H59V214H58ZM60 213H61V214H60ZM64 213H66V211H65ZM84 213L87 215L86 217H89V219L83 217V216H85ZM137 213H138V214H137ZM123 214H125V215H123ZM201 214H203V216H202ZM209 214H210V213H209ZM209 214H207L206 216L209 217L210 215H212V216L214 217V215H216L215 213H214V215H213L212 212H211L210 215H209ZM229 214H231L230 217H229ZM49 215H51V216H49ZM52 215H53V216H52ZM56 215H58V216H59V215H62V216H60L61 218H59V217H57ZM105 215H110L109 217H111V218H109L108 216L105 217ZM113 215H114V214H113ZM227 215H228V218L226 219ZM65 216H66L67 219L64 218ZM191 216H193V215H191ZM212 216H210V217H211V219H212V221H213ZM216 216H218V215H216ZM55 217H56V218H55ZM92 217H93V218H92ZM138 217H139V218H138ZM187 217H186V218H187ZM210 217H209V218H210ZM222 217H223V218H222ZM224 217H225V218H224ZM62 218H64L63 220H66V221L63 222V221L61 220ZM107 218H108V219H107ZM115 218H116V217H115ZM175 218H176V219H175ZM214 218H215V217H214ZM59 219H60V220H59ZM70 219H71V218H70ZM86 219H87V220H86ZM90 219H92L91 222L88 221V220H90ZM110 219H111V221H107V220H110ZM119 219H120V221H118ZM174 219H175V221H174ZM177 219H178V220H177ZM196 219L199 220V221L202 223L203 226H202L201 224L199 225V222H198V221L196 222ZM205 219H206V218H204V221H205ZM207 219H208V218H207ZM71 220H72V219H71ZM73 220H72V221H73ZM81 220H82V221H81ZM113 220H114V218H113ZM131 220H133V222H134L135 220H140V221H137V222L135 221V222L133 223ZM148 220H149V219H148ZM176 220L178 221V224H177V221H176ZM185 220H187V219H185ZM224 220H225V221H224ZM60 221H61V222H60ZM86 221H88L89 223H87ZM93 221H94V222H93ZM106 221H107L108 223L111 222L113 225H112L111 223L108 224ZM130 221L133 223L132 227H131V224H132V223L130 224ZM58 222H59V223H58ZM68 222H70V221L68 220ZM92 222H93V223H92ZM117 222H118V223H117ZM230 222L233 223L232 227L230 226V224H231ZM72 223H73V222H71V225H72ZM85 223H86V224H85ZM105 223H107L109 226H108V225L105 226ZM135 223H137L136 226L134 225ZM142 223H144V224H143V225H145L144 227H143ZM146 223H147V226H146ZM168 223H167V224H168ZM184 223H186V227H185V224H184ZM196 223L198 224V227H195V225L197 226ZM228 223H230V224H228ZM63 224L60 225V226L62 227V230H66L65 228H66L67 226L65 225V226H66V227H65V226H63ZM74 224H73V227L70 225L71 227L69 226V228L73 230V228H74V226H75ZM82 224H83V225H82ZM90 224H89V225H90ZM110 224H111V226H110ZM204 224H205V225H204ZM234 224H235V225H234ZM84 225H85V226H84ZM171 225H172V226H171ZM57 226H56V227H57ZM60 226H58V227H60ZM134 226H135V227H134ZM141 226H142V227H141ZM149 226H150V225H149ZM56 227H55V228H56ZM93 227H95V228L93 229ZM147 227H148V228H147ZM169 227H168V228H169ZM208 227H209V226H208ZM253 227H254V230L257 228V230H255V232H254V230H253ZM255 227H256V228H255ZM10 228H11V230H12L15 234H17L18 236H23V235L25 236V235L28 234V227H26L25 224L23 225V224H18V223H12L11 226H10ZM63 228H64V229H63ZM82 228L85 230V232H84V230H83ZM141 228H142V229H141ZM145 228L148 229V231L146 230V232H148V233L144 232L143 229H145ZM150 228H151V230H150ZM186 228H187V230H186ZM195 228H196V229H195ZM258 228H259V230H258ZM260 228H261V229H260ZM58 229H59V228H58ZM67 229H68V228H67ZM70 229H69V231L67 230L68 233L71 232ZM88 229H87V230H88ZM95 229H96V231H95ZM184 229H185V230H184ZM193 229H195V230H193ZM200 229H198L197 232L200 231ZM60 230H61V228H60ZM75 230H74V231H75ZM81 230H82V231H81ZM149 230H150V231H149ZM261 230H262V231H261ZM76 231H75V232H76ZM93 231H94V232H93ZM152 231H151V232H152ZM177 231H176V232H177ZM202 231H203V232H202ZM211 231H212V229H211ZM217 231H218V233H217ZM256 231H257V233H256ZM258 231H259V232H258ZM260 231H261V232H260ZM63 232H64L65 235L68 234V233L65 232V231H62L61 233H63ZM75 232L70 233L69 236H71V234H72V236L75 235V237H76V234H74ZM82 232H84V233H82ZM164 232H165V231H164ZM225 232H226V230H225ZM81 233H82V235H81ZM145 233H146V235H145ZM209 233H212V232H209ZM209 233H208V235H206L207 233H205L204 235L207 237V236L210 235ZM255 233H256V234H255ZM64 234H63V235H64ZM87 234H86V239H87ZM143 234H144V235H143ZM147 234H149V235H147ZM31 235H32L31 237H33L34 239H37V232H36V231H33ZM83 235H84V236H83ZM204 235H201V237H203V242H202L201 238H200L201 242H200L199 238H197V240H199V242L196 240V241L198 242L197 244H201V243H202V244H205V245H206V243L204 242V239H205L206 237L204 238ZM229 235L231 236L230 238H228ZM147 236H148V237H147ZM154 236H156V239H157L158 236H161V238H163L162 234H156V235H154ZM184 236H183V237H184ZM79 237H78V238H79ZM96 237H97V238H96ZM142 237H143V239H142ZM146 237L148 238V241H146V239H147ZM189 237H187V238H189ZM209 237H210V236H209ZM209 237H207V238H209ZM233 237H234V239H233ZM261 237H262L263 239H262ZM33 238H32V239H33ZM145 238H146V239H145ZM231 238H232V239H231ZM259 238L262 239V240H260ZM74 239H75V238H74ZM76 239H77V238H76ZM83 239L86 240L85 238H83ZM151 239H150V240H151ZM158 239H160V238H158ZM158 239H157V241H158ZM171 239H172V240H171ZM219 239H220V241H219ZM167 240H165L166 243L168 242ZM210 240L207 239V240H205V241H206L207 244H208V243H210ZM145 241H146V242H145ZM160 241H161V239H160ZM225 241H226V242H225ZM229 241H231V242H229ZM260 241H261L262 243H261ZM37 242L40 244V246H42V248H43L46 252H48L49 254H51V255L55 258V260H57L58 262H60V264H74L73 261H72L74 258H72V259L69 258V255L67 256V255H65V254L63 255V253H60V254H59V253H54V249L52 248V246H51L49 243H47V241H46L45 239H43V238H40V239H39V238H38ZM93 242H95V241H93ZM150 242H151V243H150ZM169 242H168V244H169ZM177 242H178V244H177ZM181 242H182L183 244H184V243H186V244H184V245H183V244H180ZM192 242H193V243H192ZM218 242H220V243H218ZM221 242H222V243H221ZM152 243H153V244H152ZM154 243H155V244H154ZM159 243H160V244H159ZM175 243H176V244H175ZM187 243H188V244H187ZM96 244H97V245H96ZM165 245H166V244L164 243V246H165ZM91 246H92V248H91ZM156 246H155V248H157ZM159 246H158V247H159ZM188 246L190 247L191 245L189 244ZM188 246H187V247H188ZM192 246H191V247H192ZM208 246H209V247H208ZM211 246H212V245H211ZM213 246H214V245H213ZM262 246H263V247H262ZM167 247L165 246V248H167ZM189 247H188V249H189ZM191 247H190V248H191ZM220 247H222V248H220ZM79 248H78V249H79ZM95 248L91 251L92 254H93V251H94V255H96V254H95ZM139 248H142V250L139 249ZM161 248H162V249H161ZM161 248H157V252H158V253H160V252H161V253H162V252L165 253V251L168 249V248L165 249L163 246H162ZM181 248H182V247H181ZM262 248H263V249H262ZM144 249L147 250L148 252H147V251L145 252ZM148 249H149V250H148ZM158 249H159V250H158ZM160 249H161L162 251H161ZM185 249H187V248L185 247ZM185 249L183 250V252H181V253H183L184 255L187 254V252L185 251ZM198 249H199V248H198ZM212 249H213V247H212ZM214 249H213V252L215 251ZM217 249H218V248H217ZM199 250H200V249H199ZM84 251H85V250H84ZM84 251L81 250V252H84ZM142 251L144 252V254L142 253ZM155 251H156V250H153V252L151 251V252L149 253V256H150L151 254H154ZM179 251H182V249L178 250V252H179ZM190 251H191V250H190ZM87 252H88V253H86V252H84V253H86L87 255H88V254L90 255V253H89L90 251H87ZM170 252H171V251H170ZM184 252H186V253H184ZM215 252H216V251H215ZM261 252H262V253H261ZM155 253H156V252H155ZM161 253H160V255H161ZM164 253H162V255H163ZM167 253H168V252H167ZM181 253H178V254H181ZM216 253H218V252H216ZM81 254H82V253H80V255H81ZM209 254H211V255H209ZM257 254H258V255H257ZM260 254H262V255H260ZM83 255H84V254H82V256H83ZM155 255H159V254H157V253L154 254V255H153L154 258H153V256L151 255L153 259H155V257H156ZM175 255H176L177 257H175ZM199 255H201V256L203 257V261H202V259H201L202 257L199 256ZM216 255H217V254H216ZM256 255H257V256H256ZM92 256H93V255H92ZM149 256H148V257H149ZM151 256H150V257H151ZM192 256H193V257H192ZM198 256L200 257L199 259H198ZM204 256H205V257H208V258H206V260H205L206 262H204V259H205ZM209 256H210V258H209ZM221 256H222L223 258H222ZM258 256H259V257H258ZM260 256L262 257V259H260V258H261ZM145 257H146V256H145ZM162 257H163V256H162ZM174 257H175V261L173 260ZM220 257H221V258H220ZM126 258H127L128 260H125ZM139 258H138V259H139ZM142 258H143V257H141V259H142ZM215 258H217V259H215ZM257 258H258V260H261V261H257V260H256ZM144 259H145V258H144ZM146 259H148V258H146ZM187 259H188V261H187ZM209 259H210V260H209ZM134 260H135V261H134ZM148 260H149V259H148ZM172 260H173V261H172ZM184 260H186V262H185ZM192 260H193V262L196 261V259H192ZM199 260H200V261H199ZM214 260H215V262H217V261H218V262L215 263ZM255 260H256V261H255ZM74 261H75V259H74ZM101 262H100V263H101ZM198 262H199V263H198ZM128 263H129V261H128ZM208 263H206V264H208ZM261 263H260V264H261ZM129 264H132V261H131V263H129ZM172 264H173V263H172ZM175 264H177V263H175ZM190 264H192V263H190ZM193 264H196V263H193Z\"/></svg>","mask_w":264,"mask_h":264}]
</instances>
